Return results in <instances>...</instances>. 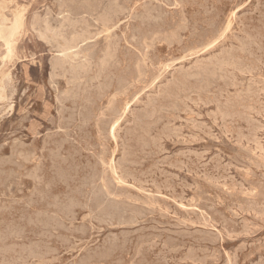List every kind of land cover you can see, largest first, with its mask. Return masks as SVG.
<instances>
[{
    "label": "rangeland",
    "instance_id": "rangeland-1",
    "mask_svg": "<svg viewBox=\"0 0 264 264\" xmlns=\"http://www.w3.org/2000/svg\"><path fill=\"white\" fill-rule=\"evenodd\" d=\"M5 1V2H4ZM58 1V2H57ZM64 1V2H63ZM0 0V264H264V0ZM84 3H83V2ZM87 1V2H86ZM89 1V2H88ZM91 1V2H90ZM96 1V2H95ZM133 1V2H132ZM192 1V2H191ZM196 1V2H195ZM210 1V3H209ZM215 1V2H214ZM232 1V2H231ZM245 3H244V2ZM249 1V2H248ZM257 1V2H256ZM259 1V2H258ZM64 4H61V3ZM95 2V4H94ZM107 2V3H106ZM111 2V4H110ZM113 2V4H112ZM116 2V3H115ZM119 2V3H118ZM133 4H132V3ZM198 2V3H197ZM204 2V3H203ZM208 2V3H207ZM232 5H231V3ZM242 2V3H241ZM2 3V5H1ZM67 3V4H65ZM70 3V4H69ZM88 3V4H87ZM92 3V4H91ZM147 3V4H146ZM156 3V5H155ZM159 5H158V4ZM224 3V4H223ZM234 3V4H233ZM236 3V4H235ZM245 5H244V4ZM249 3V4H248ZM252 3V4H251ZM16 4V5H15ZM58 4V5H57ZM61 4V5H59ZM91 4V6H89ZM107 4V5H106ZM117 4V5H115ZM146 4V5H145ZM204 4V6H203ZM206 4V5H205ZM210 4V5H208ZM217 4V6H215ZM220 4V5H219ZM248 4V5H247ZM251 4V5H250ZM262 4V5H260ZM32 5V6H31ZM63 5V6H62ZM66 5V6H65ZM77 5V6H76ZM109 5V6H108ZM111 5V6H110ZM121 5V6H120ZM149 5V6H148ZM154 5V6H153ZM158 5V6H157ZM182 5V6H181ZM214 5V6H213ZM231 5V6H228ZM254 5V6H253ZM258 5V6H257ZM58 6V7H57ZM84 6V7H83ZM95 7V9L93 7ZM104 6V7H103ZM117 6V7H114ZM145 6V7H143ZM152 6V7H151ZM209 6V7H207ZM261 6V7H260ZM48 7V8H47ZM55 7V8H54ZM61 7H63L61 9ZM78 7V8H77ZM110 7V9H109ZM173 7V8H172ZM187 9L185 10L184 8ZM189 7V8H188ZM192 7V9H191ZM198 7V8H196ZM214 7V8H213ZM224 7V8H223ZM233 7V8H232ZM242 7H244L242 9ZM29 8V10H28ZM47 8V9H46ZM67 8V9H66ZM91 8V10H90ZM94 10H93V9ZM106 8V9H105ZM116 9L114 11V9ZM120 8V9H119ZM130 8V9H129ZM166 8V9H165ZM176 8V9H175ZM206 8V9H205ZM212 8V9H211ZM220 8V10H219ZM227 8V10H225ZM231 8V9H230ZM235 8V9H234ZM249 8V9H248ZM251 8V9H250ZM72 9V10H71ZM80 9V10H79ZM84 9V10H82ZM105 11H104V10ZM169 9V10H168ZM184 9V10H183ZM199 11H198V10ZM202 9V12H201ZM211 9V10H209ZM216 11H215V10ZM223 9V11H222ZM237 9V10H236ZM246 9V10H245ZM262 9V10H261ZM22 10V11H21ZM89 12V13H87ZM89 10V11H88ZM110 10L112 12H110ZM120 10V11H119ZM133 10V11H132ZM144 10V11H143ZM167 10V11H166ZM229 10L231 12H229ZM248 10V11H247ZM3 11V12H2ZM47 11H49L47 13ZM119 11V12H118ZM147 11V12H146ZM165 11V12H164ZM169 11V12H168ZM181 11V12H180ZM220 11V12H219ZM235 11V12H234ZM262 11V14H260ZM22 12V13H21ZM107 17L105 16V14ZM128 12V13H127ZM142 12V16H141ZM173 12V13H172ZM184 12V13H183ZM194 14H193V13ZM199 12V13H197ZM250 12V13H248ZM253 12V13H252ZM256 12V13H255ZM39 16H37V14ZM51 13V14H50ZM82 13V14H81ZM92 13V14H90ZM100 13H102L100 15ZM120 13V14H119ZM124 13V15H123ZM186 13V14H185ZM201 13V14H200ZM209 13V14H208ZM211 13V14H210ZM213 13V14H212ZM221 13V14H220ZM25 14V15H24ZM30 14V15H29ZM49 14V15H48ZM86 14V15H85ZM88 14V15H87ZM90 14V15H89ZM111 14V15H110ZM114 14V15H112ZM119 14V15H118ZM192 14V15H191ZM196 14V16H195ZM236 14V16H235ZM259 14V15H258ZM4 15V16H3ZM37 16V17H34ZM100 15V16H99ZM121 15V16H120ZM137 17L134 19L133 17ZM146 15V16H145ZM172 15L174 17H172ZM198 15V16H197ZM212 15L216 18H213ZM223 15V16H222ZM226 15V16H224ZM239 15V16H237ZM251 15V16H250ZM256 15V17H255ZM88 16V17H87ZM102 16V19H101ZM112 16V18H111ZM116 16V17H113ZM125 16V18H124ZM127 16V17H126ZM141 16V17H139ZM148 16V18H147ZM177 16V17H176ZM185 16V19H182ZM188 16V17H187ZM208 16V17H207ZM220 16V17H219ZM258 16V17H257ZM18 17V18H17ZM34 17V18H33ZM46 19H45V18ZM94 19H93V18ZM96 17V18H95ZM106 17V19H104ZM144 17V18H142ZM176 17V18H175ZM197 17V18H196ZM199 17V18H198ZM206 17V18H205ZM212 17V18H211ZM226 17V18H225ZM238 17V19H237ZM252 17V18H251ZM43 22H37L40 19ZM69 18V19H68ZM119 18V19H118ZM175 18V19H174ZM191 18V19H190ZM196 18V20H195ZM212 20H210V19ZM220 18H223L220 19ZM233 18V19H232ZM250 18L251 20H249ZM261 20H260V19ZM5 19V20H4ZM21 20L11 35L13 20ZM34 19V20H33ZM48 19V20H47ZM86 19V20H85ZM98 19V20H96ZM101 19V22H99ZM110 19V20H108ZM142 21H141V20ZM174 19V20H173ZM179 19V20H178ZM189 19V20H188ZM207 21H206V20ZM218 19V20H217ZM10 22H9V21ZM68 20V21H67ZM114 20V21H113ZM138 20V23H136ZM150 20V21H149ZM194 20V21H193ZM215 20V21H214ZM230 20H233L230 22ZM235 20V21H234ZM238 20V21H237ZM240 20V21H239ZM263 20V21H262ZM4 21V22H3ZM35 21V22H34ZM77 21V22H76ZM103 21L107 22L104 23ZM118 21V22H117ZM126 21V22H125ZM167 21V22H166ZM189 21V22H188ZM193 21V23H192ZM218 21V22H217ZM259 21V22H258ZM3 22V23H2ZM9 22V23H8ZM68 22V23H67ZM76 22V23H75ZM89 22V24H88ZM112 22V23H111ZM188 22V25H187ZM200 22H202L200 24ZM212 22V23H211ZM224 22V23H223ZM251 22V23H250ZM7 23V24H6ZM11 23V24H10ZM34 23V24H33ZM64 23V24H63ZM81 23V24H80ZM85 23V24H83ZM111 23V24H109ZM144 23V24H143ZM207 23V24H206ZM232 23V26H231ZM239 23V24H238ZM241 23V24H240ZM40 24V25H39ZM203 24V25H202ZM212 24V25H211ZM220 24V25H219ZM225 26L223 27V25ZM238 24V25H236ZM244 24V25H243ZM256 26H254V25ZM3 25V26H1ZM12 25V26H11ZM43 25V26H42ZM68 25V27H67ZM76 25V26H75ZM85 25V26H83ZM109 25V26H106ZM117 25V26H116ZM132 25L134 27H132ZM141 25V26H140ZM161 25V26H160ZM199 25V27H198ZM201 25V26H200ZM217 25V26H216ZM228 27H227V26ZM246 25V27H245ZM33 26V27H32ZM44 28H42V27ZM50 26V27H49ZM88 26V28H87ZM112 26V27H110ZM139 26V27H137ZM181 26V27H180ZM183 26V27H182ZM209 29H208V27ZM244 26V27H243ZM253 26L252 30L251 27ZM10 27V28H8ZM23 27V28H22ZM46 27V29H45ZM59 27V30H58ZM67 29H66V28ZM78 27V29H77ZM83 29H81V28ZM103 27V28H102ZM110 31H109V28ZM119 27V28H116ZM124 27V28H123ZM141 27V29H140ZM152 27V28H151ZM165 27V28H164ZM193 27V28H191ZM195 27V28H194ZM223 29L221 30V28ZM230 27V29H229ZM239 27V28H238ZM33 28V29H32ZM61 28V30H60ZM70 28V29H69ZM74 28V29H73ZM90 28V29H89ZM108 28V30L106 29ZM116 28V29H115ZM137 28V29H136ZM139 28V29H138ZM145 28V29H144ZM154 28V29H153ZM157 28V30H156ZM207 28V29H206ZM232 28V29H231ZM236 28V29H235ZM245 28V29H244ZM247 28V29H246ZM250 28V29H249ZM263 28V29H262ZM2 29V30H1ZM6 29V30H5ZM32 29V30H31ZM56 29V30H55ZM65 31H62V30ZM76 29V30H75ZM101 29V30H100ZM103 29V30H102ZM128 29V31L126 30ZM130 29V30H129ZM153 29V30H152ZM177 29V30H176ZM197 29L199 30L198 32ZM213 29V30H212ZM229 29V30H228ZM235 29V30H233ZM243 29V30H241ZM34 30V31H33ZM55 30V31H54ZM78 30V31H77ZM140 33H144L143 36ZM142 30V32H141ZM245 30V31H244ZM257 30V31H256ZM5 34H4V32ZM37 31V32H35ZM45 31V32H44ZM77 31V33L75 32ZM81 31V32H80ZM84 31V32H83ZM88 31V32H87ZM98 31V32H97ZM113 31V32H112ZM122 33H121V32ZM130 31V32H129ZM132 31V32H131ZM137 31V34H136ZM144 31V32H143ZM151 33H150V32ZM171 31V32H170ZM173 31V32H172ZM179 31V32H178ZM184 31V32H183ZM213 31V32H212ZM215 31V32H214ZM222 31V32H221ZM228 31V32H227ZM234 31V33H233ZM250 33H248V32ZM8 32V33H7ZM19 32V33H18ZM63 32V34H62ZM66 32V33H65ZM68 32V33H67ZM79 32V33H78ZM103 32V33H102ZM116 32V33H115ZM146 32V34H145ZM149 32V33H147ZM162 32V33H160ZM165 32V33H164ZM201 32V33H200ZM208 32V33H207ZM220 32V33H219ZM232 32V33H231ZM239 32V33H238ZM41 33V34H40ZM61 33V34H59ZM66 36H65V34ZM81 33V34H80ZM84 33V34H83ZM89 33V34H88ZM96 33V34H92ZM109 33V35H108ZM111 33V34H110ZM124 33V34H123ZM127 33V34H125ZM130 33V34H129ZM135 33V34H134ZM185 35H184V34ZM203 33V34H202ZM205 33V34H204ZM254 33V35L252 34ZM256 33V34H255ZM2 34V36H1ZM40 34V35H39ZM58 34L61 36L58 37ZM80 34V35H77ZM100 34V35H99ZM116 34V35H115ZM122 36H121V35ZM171 36H170V35ZM201 34V36H200ZM210 34V35H209ZM234 34V35H233ZM245 34V35H244ZM77 35V36H76ZM84 35V36H81ZM88 37H87V36ZM102 35V36H101ZM118 35V36H117ZM125 35V36H124ZM129 35V36H128ZM135 37H134V36ZM141 37H140V36ZM161 37H160V36ZM192 35V36H191ZM204 35V36H203ZM208 35L210 37H208ZM216 35V36H215ZM220 35V36H219ZM224 35V36H223ZM239 35V36H238ZM249 35V36H248ZM41 36V37H40ZM64 36V37H63ZM73 36V37H72ZM81 36V37H80ZM94 36V38H93ZM124 36V38H123ZM137 36V37H136ZM139 36V37H138ZM151 36V37H150ZM181 36V37H180ZM183 36V37H182ZM212 36V37H211ZM226 36V37H225ZM229 36V37H228ZM235 36V37H234ZM43 37V38H42ZM45 37V38H44ZM54 37V38H53ZM66 37V38H65ZM74 48L62 53L66 44ZM91 37V38H90ZM115 37V38H114ZM120 37L121 39H119ZM148 37V38H147ZM164 39H163V38ZM191 37V38H190ZM219 37V39H218ZM12 38V39H11ZM57 42L54 44V40ZM64 38V39H63ZM88 38H90L88 40ZM154 38V39H153ZM160 38V39H158ZM168 38V40H167ZM180 38V39H179ZM182 38V39H181ZM201 38V39H200ZM211 40H210V39ZM213 38V39H212ZM248 40H247V39ZM9 39V41H8ZM40 39V40H39ZM47 39V40H46ZM61 39V40H60ZM66 39V40H65ZM72 39V40H71ZM124 39V40H123ZM137 40L136 44L134 40ZM140 39V40H139ZM143 39V40H142ZM157 41H156V40ZM170 39V40H169ZM192 39V40H190ZM2 40V41H1ZM12 40V42H11ZM45 40V41H44ZM50 40V41H49ZM69 40V41H68ZM122 40V41H121ZM131 40V41H130ZM156 42L153 44V41ZM164 40V41H163ZM176 40V41H175ZM206 40V41H205ZM220 40V41H219ZM225 40V41H224ZM233 40V41H232ZM257 40V42H256ZM6 41V42H5ZM61 41V42H58ZM65 41V42H64ZM81 41V42H79ZM116 41V42H115ZM121 41V42H119ZM126 41V42H125ZM152 45H151V42ZM168 41L169 44L167 43ZM172 41V42H171ZM175 45L174 44V42ZM180 41V42H178ZM223 41V42H222ZM250 41V42H249ZM255 43H254V42ZM5 42V43H4ZM49 42V43H48ZM63 42V43H62ZM86 42V43H83ZM115 42V43H114ZM129 42V43H127ZM133 42V43H132ZM143 42V43H142ZM147 42V43H146ZM196 42V43H195ZM198 42V43H197ZM218 42V43H217ZM240 42V43H239ZM248 42V43H247ZM262 42V44H261ZM13 43V44H12ZM65 43V44H64ZM74 43V44H75ZM79 43V44H78ZM110 43V44H109ZM124 43V44H123ZM142 43V44H141ZM150 43V44H148ZM162 45H161V44ZM182 43V44H181ZM187 43V44H186ZM201 45H200V44ZM213 43V44H212ZM221 43V45H220ZM223 43V44H222ZM227 43V44H226ZM6 44V46H5ZM94 44V45H93ZM109 44V45H108ZM121 47H118L120 46ZM123 44V45H122ZM130 44H132L131 47ZM140 44V46H138ZM148 44V45H147ZM171 44V45H170ZM191 44V46H190ZM248 44V45H246ZM256 44V45H255ZM11 45V47H10ZM28 45V46H27ZM55 45V46H54ZM63 45V46H62ZM65 45V46H64ZM78 45V46H77ZM80 45V46H79ZM83 45V46H82ZM116 45L115 49L114 46ZM145 45V46H144ZM179 45V46H178ZM186 45V48H185ZM198 45V46H197ZM200 45V47H199ZM203 45V46H202ZM214 45V46H212ZM4 46V47H3ZM54 46V47H53ZM59 46V47H58ZM62 46V47H61ZM144 46V48H143ZM171 46V47H170ZM238 46V47H237ZM247 46V47H245ZM258 48H257V47ZM78 47H80L78 49ZM86 47V49H85ZM136 47V48H135ZM138 47V48H137ZM140 47V48H139ZM169 47V48H168ZM254 47V48H253ZM113 50H111V49ZM128 48V50H127ZM146 48V49H145ZM154 48V49H153ZM156 48V49H155ZM181 48V49H180ZM184 48V49H183ZM200 48V49H199ZM202 48V49H201ZM222 48V49H221ZM230 48V50H228ZM236 48V50H235ZM250 48V49H249ZM263 48V50H262ZM13 49V50H12ZM54 49V50H53ZM57 49V50H56ZM74 49V50H73ZM90 50V53L88 50ZM101 49V50H100ZM131 49V50H130ZM139 49V51H138ZM191 49V50H190ZM228 51H226V50ZM232 49V50H231ZM255 49V50H253ZM6 50V51H3ZM10 50V51H9ZM49 50V51H48ZM59 50V51H58ZM71 50V51H70ZM94 51L92 53L91 52ZM98 50H100L98 52ZM109 50V51H108ZM116 50V51H115ZM120 50L119 54L117 51ZM135 50V51H134ZM137 50V51H136ZM157 52H155V51ZM173 50V51H172ZM190 50V51H189ZM199 50V51H198ZM201 50V51H200ZM222 52H221V51ZM235 50V51H234ZM240 50V51H239ZM51 51V52H50ZM70 51V52H69ZM78 51V53H77ZM85 51V52H84ZM115 51V54H114ZM122 51V52H121ZM128 51H130L128 53ZM144 53H143V52ZM153 51V52H152ZM185 51V52H184ZM232 51V52H231ZM258 54H257V52ZM49 52V53H48ZM79 52L81 54H79ZM84 52V54H82ZM148 52V53H147ZM170 52V53H169ZM179 52V53H177ZM202 52V53H201ZM221 52V53H220ZM75 54L70 56V54ZM90 55L91 58L88 55ZM113 53V54H112ZM127 53V55H125ZM133 53L136 55H133ZM168 53V54H167ZM184 53V54H183ZM226 53V55H225ZM256 53V54H255ZM10 54V55H9ZM30 54V55H29ZM56 54V55H55ZM60 54V55H59ZM93 54V55H92ZM108 57H106V55ZM119 57H117V55ZM122 54V55H121ZM132 54V55H131ZM143 54V56L141 55ZM144 54L145 57H144ZM147 54H149L147 57ZM154 54V55H153ZM194 56H193V55ZM214 56H213V55ZM222 57H220L221 55ZM232 54V55H231ZM236 56H235V55ZM242 54V55H239ZM245 54V55H243ZM55 55V56H54ZM66 55V56H65ZM67 55L69 57H67ZM79 55V57H78ZM81 55V57H80ZM97 55V56H96ZM151 55V56H150ZM153 55V57H152ZM165 55V57H164ZM168 55V56H167ZM190 55V57H189ZM192 55V56H191ZM202 55V56H201ZM228 55H231L228 56ZM10 56V57H9ZM114 56V57H113ZM127 56V57H125ZM140 56V60L138 59ZM234 56V57H233ZM238 56V57H237ZM249 56V57H247ZM13 57V58H12ZM31 57V58H30ZM34 57V58H33ZM56 57V58H55ZM71 57V58H70ZM88 57V58H87ZM101 57V58H100ZM113 57V58H112ZM129 57V58H128ZM144 59H143V58ZM151 57V58H150ZM157 57V58H155ZM164 57V59H163ZM181 57V59L179 58ZM203 57V58H202ZM212 57V58H211ZM230 57V58H229ZM257 57V58H256ZM259 57V58H258ZM8 58H12L8 59ZM72 58H76L75 60ZM80 60H79V59ZM87 58V59H86ZM100 58V59H99ZM104 58H110L106 61ZM119 58V59H118ZM126 58V59H125ZM134 58V59H132ZM138 60H137V59ZM155 59V60H152ZM174 58V59H173ZM176 58V59H175ZM178 58V59H177ZM186 58V59H185ZM199 58V59H197ZM211 58V59H209ZM214 58V59H213ZM220 60H219V59ZM226 60H225V59ZM237 58V59H236ZM239 58V59H238ZM243 58V61H242ZM245 58V59H244ZM251 58V59H250ZM8 59V60H7ZM57 59V60H56ZM63 60V62L61 61ZM67 59V61H66ZM83 59V61H82ZM96 59V60H95ZM98 59V60H97ZM103 59V60H102ZM123 59V60H122ZM130 61H128V60ZM150 59V60H149ZM157 59V60H156ZM159 59V60H158ZM161 59V60H160ZM171 59V60H170ZM216 59V60H215ZM236 59V60H235ZM72 62H71V61ZM88 60L89 64L87 61ZM114 60V61H113ZM121 62L120 65L119 61ZM125 60V61H124ZM142 60V61H141ZM182 62H181V61ZM189 60V61H188ZM207 60V61H206ZM210 60V61H208ZM255 61L254 63L249 62ZM11 61V63H10ZM66 61V62H65ZM77 61V62H76ZM82 61V62H79ZM91 61V63H90ZM106 61V62H105ZM118 61V62H117ZM134 61V63H132ZM141 63H140V62ZM147 62V64L145 62ZM151 61V62H150ZM154 61V63H152ZM157 61V62H156ZM159 61V62H158ZM186 61V62H185ZM213 61V62H212ZM217 63H216V62ZM222 62V64L220 63ZM225 61V62H224ZM247 61V62H246ZM7 62V63H6ZM54 62V63H53ZM71 64H70V63ZM75 62V64H74ZM79 62V63H78ZM84 62V64H83ZM87 62V63H85ZM127 62V63H126ZM129 62V63H128ZM137 62V63H136ZM168 62V63H167ZM173 62V63H171ZM212 62V63H211ZM231 62V63H230ZM237 62V63H236ZM240 62V63H238ZM258 62V63H257ZM64 64L63 70H60ZM67 63V64H65ZM103 63V64H102ZM106 63L108 66H106ZM111 63V64H109ZM215 63V64H214ZM225 63V65H224ZM228 63V64H226ZM243 63V64H241ZM249 63V64H248ZM257 63V64H256ZM10 64V65H9ZM55 64V65H54ZM57 64V65H56ZM70 64V65H68ZM77 64L81 65L80 67ZM83 64V65H82ZM99 64V65H98ZM116 64L115 66H113ZM124 64V65H123ZM130 64V65H128ZM146 66H145V65ZM159 64V65H158ZM161 64V65H160ZM166 64V65H165ZM193 64V65H192ZM218 64V65H216ZM232 64V66H231ZM251 64V66H250ZM263 64V65H262ZM67 65V66H66ZM86 65V66H84ZM89 67H88V66ZM103 65V66H102ZM138 65V68H137ZM140 65V66H139ZM144 65V67H143ZM151 65V66H150ZM160 67H158V66ZM192 65V66H191ZM223 65V66H222ZM243 65V66H242ZM255 65V66H253ZM7 68H6V67ZM16 66V67H15ZM56 66V68L54 67ZM59 66V68H57ZM73 68H72V67ZM76 66V68H75ZM101 69H99L100 67ZM105 66V67H104ZM112 68H111V67ZM117 66H119L117 68ZM124 66V67H123ZM128 66V68L126 67ZM132 66V67H131ZM143 68H142V67ZM149 66V67H148ZM162 66V68H161ZM182 66V67H181ZM185 66V67H184ZM194 66V67H193ZM247 66V67H246ZM78 67V68H77ZM99 67V68H98ZM107 67V68H106ZM144 69V71L141 70ZM168 67V68H167ZM175 67V68H173ZM223 67V68H220ZM235 67V68H233ZM246 67V68H245ZM254 67V68H253ZM261 68L256 70L257 68ZM12 68V69H11ZM67 68H70L67 70ZM75 68V69H74ZM82 68L83 70L79 71ZM111 68V69H110ZM116 68V69H115ZM130 68V69H129ZM133 68V69H131ZM140 68V69H139ZM153 68V69H152ZM155 68V69H154ZM165 68V69H164ZM183 68V69H182ZM193 70H192V69ZM227 68V69H226ZM240 68V69H239ZM243 68V69H242ZM56 69V71H55ZM79 69V70H76ZM105 69V70H104ZM110 69V70H109ZM114 69V70H113ZM126 69V70H124ZM187 74H181V70ZM186 69H191L186 70ZM208 69V70H207ZM210 69V70H209ZM217 69V70H216ZM245 69V70H244ZM252 69V70H251ZM12 70V71H11ZM66 70V71H65ZM74 70V72H72ZM107 74H105L103 71ZM109 70V71H108ZM117 70L116 73H114ZM129 70V72H128ZM133 70V73H132ZM141 70V74L139 73ZM147 72H146V71ZM157 70V71H156ZM201 70V71H200ZM207 70V72H206ZM229 70V71H228ZM255 70V71H253ZM63 71V72H62ZM87 71V72H86ZM127 71V72H126ZM178 71V72H177ZM193 71H195L193 73ZM212 71V74L211 72ZM217 71V72H216ZM233 71V73H232ZM253 75H252V73ZM67 72V73H66ZM80 75H78V73ZM89 72V73H88ZM102 72V73H100ZM110 72V74H109ZM113 72V73H112ZM124 72V73H123ZM137 72V73H135ZM167 72V73H166ZM203 72V73H202ZM218 72H220L218 74ZM248 72V73H247ZM256 72V73H255ZM55 73V75H54ZM61 73V74H60ZM65 74L63 76V74ZM73 75L71 76V74ZM76 73V74H75ZM112 73V74H111ZM131 76H129L128 74ZM144 73V74H143ZM148 73L147 77L146 74ZM152 73V74H151ZM174 73V74H173ZM241 73V74H240ZM11 74V75H10ZM103 74V75H102ZM115 76H114V75ZM154 74V75H153ZM167 76L165 77V75ZM179 74L181 76H179ZM197 74V75H196ZM234 74V75H233ZM244 74V75H243ZM49 75V76H48ZM61 75V77H59ZM72 80L70 79V76ZM76 76V80L75 76ZM84 75V78H83ZM124 75V76H122ZM128 75V76H127ZM137 75V76H136ZM205 75V76H203ZM236 75V76H235ZM56 76V77H54ZM113 76V77H112ZM117 76V77H116ZM120 79H119V77ZM179 76V78H178ZM230 76V78H229ZM68 77V79L66 78ZM78 77V78H77ZM86 77V78H85ZM116 77V78H115ZM122 77V78H121ZM145 77V78H144ZM175 77V78H174ZM181 77V78H180ZM206 77V78H205ZM208 77V78H207ZM237 77V79H236ZM57 78V79H56ZM65 78V79H64ZM129 80L126 81L127 79ZM131 81H130V79ZM142 78V79H141ZM150 78V79H149ZM161 80H160V79ZM166 78V79H165ZM252 78V79H250ZM75 79V81H74ZM95 79V80H94ZM126 79V80H123ZM138 79V80H137ZM181 79V80H180ZM213 83H212V81ZM72 83H67V81ZM82 80V81H81ZM88 80V81H87ZM122 80V81H121ZM143 80V81H142ZM159 80V81H158ZM11 82L10 84L8 83ZM52 81V82H51ZM79 84H78V82ZM100 81V83H99ZM102 81V82H101ZM121 81V83H120ZM139 84L138 86V83ZM144 81L146 83H144ZM167 81V82H166ZM210 83H209V82ZM221 81V82H220ZM243 81V82H242ZM249 81V82H248ZM66 82V83H65ZM77 82V83H75ZM88 82L89 85H86ZM90 82V83H89ZM122 82H126L123 83ZM128 82V83H127ZM158 82V83H157ZM181 82V83H180ZM210 84V85H208ZM226 82V83H225ZM233 82V83H232ZM255 82V84H253ZM19 83V84H17ZM81 83L83 85H81ZM86 83V84H85ZM101 83H104L101 85ZM121 85H119V84ZM134 83V84H133ZM165 83V84H164ZM176 83V84H174ZM178 83V86H177ZM184 83V85H183ZM214 83L216 85H214ZM245 83V84H244ZM258 83V84H257ZM77 84V85H76ZM99 84V86H98ZM127 84V85H126ZM130 84V85H129ZM145 84V85H143ZM171 84V85H170ZM183 86H182V85ZM261 84V86L259 85ZM8 85V86H7ZM67 85V86H66ZM70 85V86H68ZM88 86L85 88V86ZM119 85V87H118ZM126 87H125V86ZM133 85V87H132ZM156 85V86H155ZM163 87H162V86ZM186 85V86H185ZM213 85V86H212ZM245 85V86H244ZM253 85V86H252ZM52 86V87H51ZM74 86V87H73ZM76 86L78 90L76 91ZM92 86V88H91ZM96 86V87H95ZM144 86V87H143ZM181 86V87H180ZM215 86V87H214ZM220 86V88H219ZM252 89H248L249 87ZM56 87V88H55ZM63 87V88H62ZM70 87V88H69ZM116 87V88H115ZM126 89H125V88ZM131 87V88H130ZM135 87V88H134ZM142 87V88H141ZM161 87V88H160ZM213 87V88H212ZM15 88V89H14ZM83 88L86 89L83 91ZM111 88V90L109 89ZM138 88V89H137ZM155 88V89H154ZM163 88V89H162ZM184 88V89H183ZM187 88V89H186ZM189 88V89H188ZM209 88V89H208ZM224 88V89H223ZM231 88V89H230ZM234 90H233V89ZM241 88V89H240ZM3 89V92H1ZM24 89V90H23ZM28 89V90H27ZM30 89V90H29ZM56 89V90H55ZM71 89V91H70ZM91 89V90H89ZM123 89V91H122ZM134 89V90H133ZM148 91H147V90ZM162 89V90H161ZM176 89V90H175ZM248 89V90H247ZM256 89V90H255ZM262 89V90H261ZM17 90V91H16ZM73 90V91H72ZM82 90V91H81ZM95 90V91H94ZM109 90V91H108ZM128 90V91H126ZM142 90V92H141ZM161 90V91H160ZM219 90V91H218ZM250 90V91H249ZM28 91V92H27ZM57 91V92H56ZM75 91V92H74ZM89 91V92H88ZM106 91V92H104ZM132 93H130V92ZM138 91V93H137ZM159 91V92H158ZM189 91V92H188ZM211 91V92H210ZM234 91V92H233ZM262 91V92H261ZM12 92V93H11ZM22 92V93H21ZM64 92V93H63ZM94 92V93H93ZM96 92V93H95ZM111 92V93H110ZM126 92L127 95H126ZM164 94H163V93ZM233 92V93H232ZM249 92V93H248ZM257 92V93H256ZM3 93V94H2ZM11 93V94H10ZM62 96H61V94ZM75 93V94H73ZM81 93V94H80ZM87 93V94H85ZM91 93V94H90ZM105 93V94H103ZM149 93V94H148ZM161 93V95H160ZM179 93V94H178ZM184 93V94H183ZM261 93V95H260ZM7 94V95H6ZM58 96H55V95ZM64 94V95H63ZM80 95V97L78 95ZM90 94V95H89ZM99 94V95H98ZM103 94V95H102ZM110 94V95H109ZM125 94V95H124ZM134 94V95H133ZM143 94V95H142ZM234 94V95H232ZM258 94V95H257ZM10 95V96H9ZM22 95V96H21ZM76 97H75V96ZM138 95V96H137ZM164 95V96H163ZM183 95L182 97H178ZM257 95V97H256ZM79 98H78V97ZM87 100V97H89ZM101 96V97H99ZM137 96V97H136ZM143 96V97H142ZM154 96V97H152ZM162 96V97H161ZM167 96V97H166ZM194 96V97H193ZM209 96V97H208ZM233 96V97H232ZM261 96V98H260ZM5 97V98H3ZM13 97V98H12ZM20 97V98H19ZM57 97V98H56ZM61 98V103L57 100ZM74 97V98H72ZM95 99H93V98ZM136 97V98H135ZM157 97V98H156ZM159 97V98H158ZM171 97V99H170ZM175 97V98H174ZM179 99H178V98ZM202 97V98H201ZM229 97V98H228ZM15 98V99H14ZM22 98V99H21ZM56 98V99H55ZM63 98V99H62ZM69 100L67 101L66 100ZM71 98V99H70ZM80 99L81 101L77 100ZM84 98V99H83ZM135 98V99H134ZM156 98V99H155ZM184 98V99H183ZM188 98V99H187ZM208 98V99H207ZM210 98V99H209ZM219 98V99H218ZM224 98V99H223ZM246 98V100H245ZM255 98V99H254ZM181 99V100H180ZM186 99V100H185ZM241 101L239 102V100ZM77 100V101H76ZM97 100V101H96ZM117 100V101H116ZM128 102H126V101ZM142 100V101H141ZM148 100V102H147ZM152 100V101H151ZM161 100V101H160ZM209 100V101H208ZM92 103H86V102ZM113 101V102H112ZM115 101V102H114ZM140 101V102H139ZM161 102V104L159 103ZM173 101V102H172ZM184 101V102H182ZM189 101V102H188ZM191 101V102H190ZM57 102V103H56ZM59 102V103H58ZM67 102V103H66ZM69 102V103H68ZM71 102V103H70ZM74 102V103H73ZM84 102V103H83ZM108 102V103H107ZM131 102V103H130ZM136 102V103H135ZM195 105L194 106V103ZM244 102V103H243ZM252 102V103H251ZM34 103V104H33ZM95 103V104H94ZM101 103V105H100ZM130 103V104H129ZM144 103V105L142 104ZM163 103V105H162ZM165 103V105H164ZM169 104V107L166 105ZM178 103V104H177ZM201 103V104H200ZM235 103V104H234ZM237 103V104H236ZM243 103V104H242ZM65 108L61 111V106ZM68 104V105H67ZM73 104V105H72ZM79 104V105H78ZM85 104V105H84ZM109 104V105H108ZM113 104V106H112ZM133 104V105H132ZM199 104V105H197ZM254 104V105H253ZM4 105V106H3ZM81 105V106H80ZM93 105V106H92ZM161 105V106H160ZM189 105V107H188ZM217 105V106H216ZM257 105V106H256ZM71 106V107H70ZM83 106V108H82ZM103 106V107H102ZM107 106V108H106ZM111 106V107H110ZM145 106V107H144ZM149 106V107H148ZM153 106V107H152ZM158 108H156V107ZM165 107L167 111L161 108ZM183 106V107H182ZM207 106V107H205ZM2 107V108H1ZM8 107V108H7ZM77 107V108H75ZM92 107V108H91ZM96 107V108H95ZM100 107V108H99ZM118 107V108H117ZM151 107V108H150ZM175 107V108H174ZM188 107V108H187ZM199 107V108H198ZM13 108V109H12ZM68 108V109H67ZM86 108L82 111V109ZM90 108V109H89ZM98 108V109H97ZM111 108L113 111H111ZM116 108V111H115ZM145 108V109H142ZM150 108V109H148ZM155 108V110H154ZM170 108V110H169ZM173 108V109H172ZM180 108V109H179ZM236 108V109H235ZM258 108V109H257ZM10 109V110H8ZM71 109V110H70ZM74 109V110H73ZM95 109V110H93ZM101 109V111H100ZM105 109V111H104ZM126 109V111H125ZM186 110L185 111H182ZM235 109V110H233ZM6 110V111H4ZM68 110V111H67ZM70 110V111H69ZM74 113H72L73 111ZM88 110V111H86ZM93 110V111H92ZM118 110H120L118 112ZM138 112H137V111ZM159 110V111H158ZM169 112V111H173ZM177 110V112H176ZM192 112H188V111ZM202 110V111H201ZM204 110V111H203ZM238 110V111H237ZM61 111V112H60ZM78 111V112H76ZM80 111V112H79ZM89 111H91L89 113ZM96 111V112H95ZM109 111V114H108ZM124 113H123V112ZM150 114H148V112ZM156 111V112H155ZM161 111V114L159 112ZM181 111L183 113H181ZM3 112V113H2ZM6 112V113H5ZM58 112V113H57ZM92 112L94 114H92ZM126 112V113H125ZM136 112V113H135ZM143 118L141 117V114ZM145 112V115L143 114ZM165 112V113H164ZM176 112V113H175ZM179 112V114H178ZM199 115H197L198 113ZM208 114H207V113ZM213 112V113H211ZM221 112V114H220ZM230 112H234L233 114ZM240 112V113H239ZM253 112V113H251ZM257 112V113H256ZM2 113V114H1ZM12 113V114H11ZM24 113V114H23ZM56 113V114H55ZM63 113V115H62ZM66 113V114H65ZM83 113V114H82ZM96 113V114H95ZM99 113V114H98ZM153 113V114H152ZM167 113V114H166ZM173 113V114H172ZM188 113V114H186ZM197 113V114H196ZM211 113V114H210ZM244 113V116L241 115ZM256 113V114H254ZM5 114V115H4ZM59 114V115H58ZM61 114V115H60ZM73 114V115H72ZM80 114V115H79ZM83 116H82V115ZM115 114V115H114ZM119 114V115H118ZM133 114V115H132ZM140 114V115H139ZM186 114V115H185ZM195 114V115H194ZM209 115V118L208 116ZM213 114V115H212ZM217 114V115H216ZM236 114V115H235ZM262 114V115H261ZM57 115V116H56ZM93 115V116H90ZM126 115V116H125ZM132 115V116H131ZM138 115V116H137ZM176 115V116H175ZM197 115V116H196ZM201 115V119H200ZM219 115V116H218ZM221 115V116H220ZM223 115V116H222ZM231 115V116H230ZM250 115V116H248ZM54 116V117H53ZM98 116V117H97ZM108 116V117H107ZM117 116L116 118H114ZM139 116L142 118H139ZM156 117V118H153ZM166 116V117H165ZM175 116V118H174ZM180 118H179V117ZM213 116V117H211ZM225 116L224 119H222ZM60 117V118H59ZM69 119H65V118ZM70 117V118H69ZM78 117V118H77ZM81 117V118H79ZM94 117V118H93ZM100 117V118H99ZM106 117V118H105ZM119 117V118H118ZM134 117V118H132ZM137 117V119H136ZM151 119H150V118ZM160 117V119H159ZM216 117V118H214ZM244 117V118H243ZM249 117V122L246 120ZM59 118V119H58ZM90 118L91 120L87 119ZM99 118V119H98ZM114 118V119H113ZM158 118V119H157ZM162 118V119H161ZM173 118V121L171 120ZM179 118V119H177ZM214 118V119H212ZM218 118V119H217ZM27 119V120H26ZM63 119V121H62ZM71 119V121H70ZM87 119V120H86ZM97 121H96V120ZM103 119V120H102ZM113 119V120H112ZM119 119V120H118ZM132 119V120H131ZM155 119V120H154ZM164 119V121H163ZM168 119V121L166 120ZM183 121H182V120ZM192 119V120H191ZM231 119V120H230ZM236 119V120H235ZM243 119V120H242ZM251 119V120H250ZM257 121H254V120ZM51 120V121H50ZM55 123H54V121ZM60 120V121H59ZM73 120V121H72ZM81 122H80V121ZM93 120V121H92ZM102 120V121H101ZM123 120V123H122ZM135 120V121H134ZM138 120V122H137ZM149 120V121H148ZM161 120V121H160ZM175 120V121H174ZM181 120V122H180ZM187 120V121H186ZM190 120V121H189ZM194 120V121H193ZM225 120V121H224ZM235 123H234V121ZM239 122H236L238 121ZM26 121V122H24ZM57 121H59L57 123ZM66 121V123H65ZM68 121V123H67ZM84 123H83V122ZM96 121V122H94ZM101 121V122H100ZM105 123H104V122ZM109 121V122H107ZM117 123H116V122ZM158 123H157V122ZM185 121V122H184ZM192 121V123H191ZM201 121V122H200ZM219 123H218V122ZM225 123H224V122ZM241 121H243L241 123ZM252 121V123H251ZM254 121V123H253ZM261 121V123L259 122ZM22 122V123H21ZM72 122V123H71ZM88 122V123H86ZM92 122V123H91ZM100 122V123H99ZM128 124H127V123ZM134 122V123H133ZM145 122V123H144ZM148 122V123H147ZM154 122V123H153ZM156 122V123H155ZM167 122V123H166ZM188 124H187V123ZM200 122V123H198ZM217 122V124H215ZM228 122V123H227ZM246 122V124H245ZM249 124H248V123ZM49 123V124H48ZM62 123V124H61ZM65 123V124H64ZM77 123V124H76ZM91 123V124H90ZM102 123V124H101ZM120 123V124H118ZM141 123V124H140ZM151 123V124H150ZM196 124V126H194ZM203 123V124H202ZM208 125H207V124ZM222 123V125H221ZM235 126V131L233 125ZM259 123V124H258ZM22 124V125H21ZM64 124V125H63ZM68 124V125H66ZM105 130L99 129L101 125ZM109 124V125H108ZM130 124V126H128ZM136 125L135 127L132 125ZM140 124V125H139ZM143 124V125H142ZM145 124V125H144ZM147 127H144L146 126ZM155 124H157L155 126ZM181 124V125H180ZM193 124V125H191ZM224 124V125H223ZM226 124V125H225ZM229 126H228V125ZM236 124V125H235ZM251 124V125H250ZM254 128L252 127L255 125ZM262 124V125H261ZM20 125V127H19ZM62 125V126H59ZM74 125V126H72ZM76 125V126H75ZM78 125V126H77ZM83 125V126H82ZM86 125V128H85ZM89 127H88V126ZM91 125V126H90ZM104 125V126H103ZM126 125V126H125ZM153 125V126H152ZM167 127H166V126ZM170 125V126H169ZM203 125L205 127H203ZM240 125V126H239ZM251 127H247V126ZM263 127H261V126ZM24 126V127H23ZM47 126V127H46ZM52 126V129H51ZM58 126V129H57ZM68 128H66V127ZM82 126V127H81ZM99 126V128H98ZM112 126V127H111ZM116 126V130H115ZM125 126V127H124ZM158 126V127H157ZM169 126V127H168ZM174 126V128H173ZM180 126V127H179ZM203 128H202V127ZM223 126V127H221ZM232 126V127H231ZM241 126L244 128L242 129ZM260 126V127H259ZM12 127V129H11ZM26 127V128H25ZM55 127V128H54ZM73 127V128H72ZM75 127V128H74ZM79 127V128H78ZM92 127V128H90ZM97 127V128H96ZM109 127V129H108ZM118 127V128H117ZM149 127V128H148ZM156 127V128H155ZM184 127V128H183ZM197 127V129H196ZM226 127L227 130H224ZM239 127V128H238ZM17 128V129H16ZM20 128V129H18ZM71 128V129H70ZM90 128V129H88ZM124 128V129H123ZM129 128V129H128ZM145 128L146 131H141ZM165 130H164V129ZM168 131H167V129ZM175 129L174 132L171 129ZM177 128V129H176ZM178 128L180 130H178ZM195 128V129H194ZM199 128V129H198ZM210 128L211 130H207ZM238 128V129H237ZM55 129V130H53ZM82 129V131H81ZM87 129V130H86ZM97 129V130H96ZM127 131H126V130ZM151 129V130H150ZM156 129V130H155ZM251 130V134L248 131ZM254 129V131H253ZM257 129V130H256ZM261 129V130H260ZM63 130L66 132H63ZM75 130V131H74ZM78 130V131H77ZM90 130V131H89ZM110 130V131H109ZM114 130V131H113ZM136 130V133L135 131ZM144 130V129H142ZM154 130V131H153ZM158 130V131H157ZM166 133L163 134L164 131ZM182 130V131H181ZM204 130V131H202ZM230 130V131H228ZM239 130V131H238ZM243 130V131H241ZM259 132V133H257ZM260 130V131H259ZM263 130V131H262ZM16 131V132H15ZM19 131V132H18ZM46 131V132H45ZM57 131V132H56ZM68 131V132H67ZM70 131V133H69ZM74 131V132H73ZM87 131V132H85ZM100 131V132H99ZM121 133H119V132ZM127 133H126V132ZM129 131V132H128ZM130 131H134L133 135ZM211 133H210V132ZM230 132L232 135L226 133ZM253 131V133H252ZM14 132V133H13ZM18 132V133H17ZM55 132V133H54ZM59 132V133H58ZM77 132V133H75ZM80 132V133H79ZM83 132V133H82ZM125 132V133H124ZM146 132L148 134H146ZM161 132V133H160ZM180 132V134L178 133ZM207 132V133H206ZM238 132V134H237ZM240 132V133H239ZM16 133V135H15ZM47 133V134H46ZM53 133V134H52ZM57 133V134H56ZM66 133V134H65ZM69 133V134H67ZM92 135H91V134ZM99 133V134H98ZM104 133V134H103ZM107 133V134H106ZM109 133V134H108ZM113 133V135H112ZM140 133V134H139ZM144 133V134H143ZM152 135H151V134ZM170 135H168V134ZM177 133V134H176ZM215 133V134H214ZM217 133V134H216ZM244 133V134H243ZM246 133V135H245ZM51 134V135H50ZM56 134V135H55ZM65 134V135H64ZM74 134V135H72ZM83 134V135H82ZM85 134V136H84ZM88 134V135H87ZM103 134V135H102ZM118 134V135H117ZM124 134V135H123ZM150 134V136H148ZM158 134V136H157ZM163 138V142L161 141ZM167 134V137L166 135ZM188 134V135H186ZM195 137L193 139V136ZM212 136H210V135ZM243 134V139L242 138ZM254 134V136L252 135ZM257 134V135H256ZM21 135V136H20ZM23 135V136H22ZM25 135V136H24ZM53 135V136H52ZM68 135V136H67ZM78 135V137H77ZM89 135H91L89 137ZM105 135V136H104ZM120 135V136H119ZM141 135V136H140ZM143 135V136H142ZM165 135V136H164ZM186 135L188 137H183ZM241 135V136H240ZM247 135L249 137H247ZM10 136V137H9ZM60 136L62 138H60ZM65 136V137H64ZM88 136V138H87ZM103 136V138L101 137ZM116 136V137H115ZM135 138H133V137ZM147 136V140H145ZM155 136V138H154ZM172 136V137H171ZM192 136V137H191ZM197 136V137H196ZM215 136V137H214ZM233 136V137H232ZM237 136V137H236ZM21 137V138H20ZM50 137V138H49ZM105 137V138H104ZM107 137V138H106ZM112 137V138H111ZM123 137V138H122ZM127 137V138H126ZM140 140L137 142L139 138ZM143 137V138H141ZM150 137V138H149ZM176 137L179 139L177 140ZM182 137V139L180 138ZM203 137V139H202ZM241 137L242 139H240ZM252 138V142L249 138ZM256 137V138H255ZM260 137V138H259ZM56 138V139H54ZM58 138V140H57ZM69 138V139H68ZM83 138V139H81ZM93 140H92V139ZM109 138V139H108ZM116 138V139H115ZM131 138V139H129ZM138 138V139H137ZM153 138V139H152ZM157 138V139H156ZM185 138V139H184ZM191 138V139H190ZM209 138V139H208ZM217 138V139H216ZM254 138L257 139L254 141ZM12 139V140H10ZM14 139V142H13ZM35 139V140H33ZM54 139V140H53ZM72 139L73 141H71ZM87 139V140H86ZM100 139V140H97ZM115 139V140H114ZM123 139V140H122ZM126 139L128 141H126ZM143 139V140H142ZM149 139V140H148ZM153 140V141H150ZM187 139V140H186ZM196 139V140H195ZM202 139V140H200ZM207 141H205V140ZM227 139V140H226ZM234 139V140H233ZM240 139V140H237ZM260 139V141L258 140ZM262 139V140H261ZM45 140V141H44ZM51 140V142H50ZM53 140V141H52ZM75 140V141H74ZM83 140V141H82ZM106 140V141H105ZM112 140V141H111ZM135 140V141H134ZM158 140V142H156ZM217 140L219 142H217ZM237 140V141H236ZM243 140V141H241ZM247 140V141H246ZM9 143H8V142ZM61 141V142H59ZM102 141V142H101ZM109 144H107L108 142ZM121 141V142H120ZM125 141V142H124ZM147 141V142H146ZM160 141V142H159ZM175 141V142H174ZM185 141V142H184ZM23 142V143H22ZM32 142V143H31ZM75 142V143H74ZM77 142V143H76ZM81 142V144H80ZM97 142V143H96ZM123 142V143H122ZM132 142V143H131ZM143 142V143H142ZM155 144L152 145L151 144ZM156 142V143H155ZM243 142V143H242ZM247 142V143H246ZM255 142V144H254ZM260 142V144L256 143ZM46 146H45V144ZM51 145H50V144ZM86 143V144H85ZM90 143V145H88ZM96 143V144H95ZM117 143V144H116ZM134 143V144H133ZM150 143V144H149ZM158 143V144H157ZM161 147L159 148V144ZM240 143V145H239ZM5 144V145H3ZM7 144V145H6ZM67 144V145H66ZM80 144V145H79ZM101 144V145H99ZM121 144V145H119ZM133 146L131 148V146ZM253 144V145H252ZM257 144V145H256ZM45 147H44V146ZM50 145V146H49ZM65 145V146H64ZM71 145V146H70ZM88 145V146H87ZM98 145V146H95ZM129 145V146H128ZM134 145H138L137 147ZM142 145V147H141ZM145 145V147H144ZM147 145V146H146ZM163 145V146H162ZM165 145V146H164ZM48 146V147H47ZM77 146V147H75ZM95 146V147H94ZM117 146V147H116ZM128 146V147H127ZM157 148H156V147ZM257 146V147H255ZM261 146V147H260ZM55 147V148H54ZM86 147V148H85ZM98 147V148H97ZM149 147V148H148ZM163 147V148H162ZM213 147V148H210ZM65 150H64V149ZM73 154L71 156L70 151ZM83 148V149H82ZM90 148H92L90 150ZM97 148V149H96ZM106 148L109 149L106 150ZM118 148V151H117ZM130 148V152H129ZM136 148V149H134ZM148 150H147V149ZM152 148V149H151ZM159 148V149H158ZM262 148V150L260 149ZM46 149V150H45ZM50 149V150H49ZM54 149V150H53ZM75 149V150H74ZM89 149V150H88ZM94 149V150H93ZM131 149H133V152ZM142 150L141 152L138 150ZM150 149V150H149ZM158 149V150H157ZM161 149V150H160ZM191 151H190V150ZM212 149V150H211ZM64 151V153L62 152ZM74 152H73V151ZM77 150V151H76ZM83 150V151H82ZM86 150V152H85ZM114 150V151H113ZM127 150V151H126ZM155 150V151H154ZM160 150V152H159ZM183 151V153L179 152ZM185 150V151H184ZM221 150V151H220ZM47 151V152H46ZM49 151V152H48ZM89 151V154L87 153ZM138 151V154H137ZM158 151V152H157ZM166 153H165V152ZM219 151V152H218ZM257 151V152H256ZM67 152V153H66ZM77 152V153H76ZM82 152V154H81ZM102 152V153H101ZM107 152V154H106ZM121 152V153H120ZM125 152V153H124ZM147 152V153H145ZM150 152V153H149ZM151 152H154L153 154ZM162 152V153H161ZM189 152V153H188ZM194 152L196 154H194ZM208 152V153H207ZM223 152V153H222ZM27 153V154H26ZM76 153V154H75ZM90 153H94L93 155ZM99 153V154H98ZM117 153V154H116ZM134 153V154H132ZM159 153V155H158ZM165 153V154H163ZM179 153V154H177ZM187 155L185 156L184 155ZM191 153V154H190ZM201 153V154H199ZM203 153V155H202ZM59 154V155H58ZM122 154V156H121ZM127 158H124V155ZM128 154V155H126ZM183 154V157H181ZM195 155V156H192ZM199 154V156H198ZM218 154V155H217ZM226 154V155H225ZM235 154V155H234ZM238 154V155H237ZM35 155V157H34ZM42 155V156H41ZM67 157H66V156ZM76 155V156H75ZM79 155V156H78ZM98 157H97V156ZM130 155V157H129ZM137 158H136V156ZM140 155V156H139ZM150 155V156H148ZM159 157H158V156ZM174 155V156H173ZM177 155H181V159ZM21 156V158H20ZM70 156V157H69ZM94 156V158H93ZM96 156V157H95ZM100 156V157H99ZM110 156V157H109ZM135 156V157H134ZM145 156V157H144ZM168 156H173L170 157ZM185 156V159H184ZM189 156V157H188ZM191 156V157H190ZM202 158H201V157ZM218 156V157H217ZM220 156V158H219ZM231 156V157H230ZM7 157V158H6ZM38 157V158H37ZM48 157V158H47ZM80 157V158H79ZM84 157V158H83ZM167 157V158H166ZM187 157V158H186ZM198 157V158H197ZM212 157V158H211ZM245 157V158H244ZM6 158V159H5ZM13 158V159H10ZM16 158V159H15ZM40 158V159H39ZM45 160H44V159ZM90 163H89V159ZM98 158H100L98 160ZM134 158V159H133ZM143 158V159H142ZM144 158H146L144 160ZM151 158V159H150ZM158 158V160H157ZM174 158V159H173ZM176 158V159H175ZM192 158V160H191ZM197 158V159H196ZM201 158V159H200ZM210 158V159H209ZM10 159V160H9ZM87 159V160H86ZM107 159V161H106ZM112 159V160H111ZM138 159V160H137ZM150 159V161H149ZM164 159V160H163ZM168 159V160H167ZM188 159V160H187ZM190 159V161H189ZM204 159V160H203ZM213 159V160H212ZM249 159V160H248ZM252 159V162L250 161ZM40 160V161H39ZM54 160V161H53ZM72 160V161H71ZM76 162H74V161ZM126 160V161H125ZM128 160V161H127ZM132 160V161H131ZM148 162H147V161ZM153 160V161H152ZM160 160L163 162L160 164ZM174 160V161H173ZM178 160V163L175 162ZM182 160V162H181ZM195 162H194V161ZM199 160V161H198ZM224 160V161H223ZM6 161V162H5ZM28 161V162H27ZM51 161V163H50ZM58 163H57V162ZM60 161V162H59ZM71 161V163H70ZM101 161V162H100ZM106 161V165L105 164ZM125 161V162H123ZM138 161V162H136ZM180 161V162H179ZM185 161V162H184ZM192 161V163H191ZM216 163H215V162ZM258 161V162H257ZM16 162V163H15ZM41 162V163H40ZM83 162V163H82ZM109 162V163H108ZM111 162V163H110ZM136 162V163H135ZM173 164H169V163ZM175 162V163H174ZM212 162V163H211ZM214 162V163H213ZM220 162V166L218 164ZM6 163V166H5ZM10 163V164H9ZM61 163V164H59ZM68 163V164H67ZM73 163V164H72ZM93 163V164H91ZM112 163H114L113 166ZM122 163H125V165ZM134 163V164H133ZM144 163V164H143ZM146 163V164H145ZM148 163V164H147ZM153 165H151V164ZM156 163V164H154ZM168 165H167V164ZM180 163V164H179ZM185 165L183 168V164ZM200 165H199V164ZM209 163V164H208ZM258 163V164H257ZM18 164V165H17ZM38 164V165H37ZM43 164V165H42ZM64 164V165H63ZM70 164V165H69ZM111 164V165H110ZM131 164V165H130ZM149 164L153 167H148ZM176 164V165H174ZM193 166H192V165ZM208 164V165H207ZM218 164V165H217ZM222 164V165H221ZM226 164V165H225ZM228 164V165H227ZM256 164L257 167L256 168ZM260 164V165H259ZM262 164V165H261ZM68 165V166H67ZM94 165H96L94 167ZM111 168H110V166ZM143 167H141V166ZM145 165V166H144ZM147 165V166H146ZM164 165H166L164 167ZM173 165V166H172ZM196 165V166H195ZM205 165V166H204ZM217 165V166H216ZM246 165V166H245ZM40 168H39V167ZM59 166V167H58ZM64 166V167H61ZM74 169H72V167ZM78 166V167H76ZM80 166V167H79ZM89 166V167H88ZM104 166V167H103ZM161 166V167H160ZM171 166V168L169 167ZM178 166H181L178 168ZM199 166V167H198ZM208 166V167H207ZM224 169H223V167ZM231 166V167H229ZM240 166V167H239ZM20 167V168H18ZM44 167V168H43ZM50 167V168H49ZM58 167V168H57ZM70 167V168H69ZM76 167V168H75ZM87 167V168H86ZM96 171L94 173V168ZM121 167V168H120ZM125 167V168H124ZM140 167V168H139ZM147 167L149 169H147ZM187 167V168H186ZM217 167V168H216ZM219 167V168H218ZM222 167V168H221ZM228 167V168H227ZM250 167V168H249ZM34 168V169H33ZM65 170H64V169ZM86 168V169H85ZM92 168V169H90ZM119 168V169H117ZM139 168V169H138ZM156 168V169H155ZM160 168V169H159ZM163 168V169H162ZM200 170H199V169ZM209 168V169H208ZM215 168V169H214ZM12 169V171H11ZM41 169V170H40ZM44 169V170H43ZM71 169V170H70ZM78 169V170H77ZM90 174H89V172ZM103 169V170H102ZM105 169V170H104ZM109 169V171H108ZM122 169V171H121ZM130 169V170H129ZM133 169V171H132ZM184 169V170H183ZM196 169V170H195ZM215 171H213V170ZM221 169V170H218ZM245 171H244V170ZM259 169V170H258ZM18 170V171H17ZM52 172H49V171ZM76 170V171H75ZM121 172H119V171ZM125 170V171H124ZM129 170V171H128ZM148 170V172L146 171ZM155 170V171H154ZM164 170V171H163ZM166 170V171H165ZM225 170V172L223 171ZM229 170V171H228ZM33 171V172H32ZM43 171V172H42ZM62 171V172H61ZM65 173H64V172ZM71 171L70 173L67 172ZM74 171V172H73ZM99 171V172H98ZM127 171V173H126ZM135 171V172H134ZM138 171V176L136 175ZM153 171V172H152ZM162 171V172H161ZM190 171V172H189ZM194 171V172H193ZM205 171V173H204ZM209 171V172H208ZM231 171V172H230ZM241 171V172H240ZM250 171V172H249ZM14 172V174H12ZM32 172V173H31ZM35 172V173H34ZM38 174H37V173ZM42 172V173H40ZM78 172V174H77ZM97 172V173H96ZM105 172V173H104ZM109 172V173H108ZM123 172V173H122ZM125 172V173H124ZM129 172V174H128ZM140 172V173H139ZM151 172V173H150ZM161 172V173H159ZM165 172V173H164ZM171 176H170V173ZM188 172V173H187ZM201 172V173H200ZM214 172V173H212ZM67 173V174H66ZM75 176H73V174ZM167 173V174H166ZM197 173V174H196ZM222 173V174H220ZM225 173V174H223ZM228 173V174H227ZM30 176L32 177H29ZM33 174V175H31ZM35 174V175H34ZM54 174V175H52ZM83 174V175H82ZM85 174V176H84ZM97 175L96 177L94 175ZM157 174V175H156ZM205 174V175H204ZM217 174V175H216ZM6 175V176H5ZM17 175V176H16ZM36 175H39L36 176ZM59 175V176H58ZM71 175V176H70ZM82 175V176H81ZM88 175H90L88 177ZM93 175V176H92ZM103 175V176H102ZM105 175V176H104ZM113 177H112V176ZM118 175V177H117ZM133 175V176H132ZM146 175V176H145ZM166 175V176H165ZM208 177H207V176ZM214 177H213V176ZM220 175V176H219ZM222 175V176H221ZM256 175V177H254ZM3 176V178H2ZM10 176V177H9ZM16 176V177H15ZM28 176V177H27ZM41 176V177H40ZM79 176V177H78ZM137 178H135V177ZM170 176V177H168ZM174 178H173V177ZM179 178H178V177ZM198 176V177H197ZM201 176V177H200ZM213 178H210V177ZM224 176V177H223ZM251 176V177H250ZM263 176V177H261ZM35 177V178H34ZM38 177V178H37ZM66 177V178H65ZM70 179H69V178ZM76 177V179H75ZM84 177V178H83ZM122 177V178H121ZM155 177V178H154ZM261 177V178H260ZM8 178V179H7ZM35 180H34V179ZM37 178V179H36ZM42 178V182L40 181ZM52 178V179H51ZM55 178V179H54ZM82 178V179H81ZM91 178V179H90ZM100 178V179H99ZM118 178V179H117ZM124 178V179H123ZM131 178V179H128ZM147 178V180H146ZM177 178L180 180H177ZM182 178V179H181ZM217 178V180L215 179ZM227 178V179H226ZM230 178V180H228ZM232 178V179H231ZM233 178H235L233 180ZM254 178V179H252ZM258 178V179H257ZM10 179V180H9ZM12 179V180H11ZM16 179V180H14ZM51 179V180H50ZM94 179V181H92ZM97 179V180H96ZM117 179V181H116ZM141 179V180H140ZM144 181H143V180ZM154 179V180H152ZM174 179V180H173ZM176 179V180H175ZM187 179V180H186ZM212 179V182H211ZM221 179V180H219ZM5 180V181H4ZM54 180V181H53ZM58 180V181H57ZM63 180V181H62ZM79 180V181H78ZM81 180V181H80ZM88 180V181H87ZM91 180V181H90ZM106 180V181H105ZM126 180V182H125ZM137 180V181H136ZM158 180V181H156ZM161 180V181H160ZM168 180V181H166ZM224 180V181H223ZM4 181V182H3ZM7 181V183H6ZM15 181V183H14ZM53 181V182H52ZM60 181V182H59ZM68 181V182H67ZM73 181V182H72ZM87 181V182H86ZM90 181V182H89ZM121 181V182H120ZM130 181V182H129ZM135 181V182H134ZM165 183H163V182ZM186 184H184L183 182ZM210 181V182H209ZM227 181V182H226ZM252 182V184L250 183ZM39 182V183H38ZM56 182V183H55ZM70 182V183H69ZM99 182V183H98ZM109 182V183H108ZM114 184H113V183ZM124 182V183H123ZM138 182V183H137ZM167 182V183H166ZM188 182V184H187ZM235 182V183H234ZM249 182V183H248ZM256 182V183H255ZM3 183V184H2ZM5 183V184H4ZM48 183V184H47ZM51 183V184H49ZM53 183V184H52ZM62 183V184H61ZM72 183V184H71ZM80 183V184H79ZM82 183V184H81ZM87 183V184H85ZM169 183V184H168ZM218 183V184H217ZM232 183V184H231ZM237 183V184H236ZM259 183V184H257ZM69 184V185H68ZM71 184V185H70ZM89 184V185H88ZM96 184V185H94ZM121 184V187H120ZM125 184V185H123ZM155 184V185H154ZM180 186H179V185ZM183 184V185H182ZM263 187H261V185ZM3 185V186H2ZM40 185V186H39ZM51 185L50 187H48ZM87 185V186H86ZM107 185V186H106ZM129 185V186H128ZM131 185V186H130ZM152 185V186H151ZM162 185V186H161ZM167 185V186H166ZM185 185V186H184ZM189 185V187H188ZM241 187H240V186ZM244 185V187H243ZM5 186V187H4ZM36 186V187H35ZM55 186V187H54ZM71 186V187H70ZM84 188H83V187ZM95 186L96 189L94 188ZM109 186V187H108ZM114 186V187H113ZM142 186V187H140ZM161 186V187H160ZM168 186L171 188L169 189ZM177 186V188L175 187ZM195 186V187H194ZM199 186V187H198ZM226 186V187H225ZM239 186V187H238ZM250 186V187H249ZM105 187V188H104ZM116 187V188H115ZM136 187V188H135ZM155 187V188H154ZM165 187V188H164ZM175 187V189H174ZM183 187V188H181ZM197 187V189H196ZM238 187V188H237ZM6 188V189H5ZM36 188V189H35ZM76 188V190H75ZM93 188V190L91 189ZM109 188V189H108ZM142 188V189H141ZM146 188V189H145ZM157 188V189H156ZM179 188V189H178ZM186 188V189H185ZM189 188V190H188ZM226 188V190H225ZM237 188V189H236ZM243 188V189H242ZM31 189V190H30ZM51 189V190H50ZM60 189V190H59ZM99 189V190H98ZM111 189V191H110ZM117 189V190H115ZM140 189V190H139ZM144 189V192H143ZM168 189V190H167ZM173 189V190H172ZM182 189V192L181 190ZM248 189V190H247ZM35 190V191H34ZM75 190V191H74ZM86 190V191H85ZM103 190V191H102ZM113 190V191H112ZM172 190V191H171ZM176 190V191H175ZM184 190V191H183ZM247 190V191H246ZM251 190V193H250ZM256 192H254V191ZM29 191V193H28ZM44 193H43V192ZM79 191V192H78ZM95 191V193H94ZM124 193H123V192ZM179 191V192H178ZM202 191V192H201ZM230 191V192H229ZM242 191V192H241ZM22 192V193H21ZM104 196L102 198L101 195ZM112 192V193H111ZM116 194H114V193ZM129 192V193H128ZM173 192L176 193L173 195ZM194 192V193H193ZM205 194H204V193ZM216 192V193H215ZM28 193V194H27ZM52 193V194H51ZM63 193V194H62ZM103 193V194H102ZM112 198H110L111 194ZM126 193V195H125ZM148 193V194H147ZM187 193V194H186ZM208 193V194H207ZM247 193V194H246ZM263 193V194H262ZM33 194V196H31ZM47 198H44L45 195ZM51 194V195H49ZM55 196H54V195ZM87 194V195H86ZM94 194V195H93ZM97 194V195H96ZM121 194V195H120ZM136 194V195H135ZM152 194V195H151ZM157 194V195H156ZM178 194V195H177ZM199 194V195H198ZM217 194V196H216ZM253 194V195H252ZM58 195V197H57ZM74 195V196H72ZM92 195V198H91ZM120 195V197L118 196ZM125 195V197L123 196ZM158 195L160 197H158ZM185 195V196H184ZM204 195V196H203ZM208 195V196H207ZM210 195V196H209ZM212 195V196H211ZM244 195V196H243ZM260 195V196H259ZM26 196V198H25ZM35 196V197H34ZM54 196V197H53ZM64 196V197H63ZM67 196V197H66ZM97 196V197H96ZM101 196V197H100ZM130 196V197H129ZM164 196L165 198H163ZM216 196V197H215ZM7 197V201L5 198ZM9 197V198H8ZM35 199H34V198ZM49 197V198H48ZM139 197V198H136ZM142 197V198H141ZM178 197V198H177ZM190 197V198H189ZM214 197V199H213ZM55 198V199H54ZM60 198V200H59ZM63 198V199H62ZM132 198V199H131ZM145 198L147 200H145ZM170 198V199H169ZM175 198V199H174ZM195 198V199H194ZM210 198V200H208ZM227 198L226 200H224ZM12 199V200H11ZM23 199V200H22ZM48 199V200H47ZM54 199L53 201L50 200ZM66 199V200H65ZM79 199V201H78ZM92 203H91V201ZM93 199V200H92ZM100 199V200H99ZM105 199V200H104ZM136 199V200H135ZM138 199V202H136ZM149 199V200H148ZM174 201H172V200ZM192 199V200H191ZM201 199V200H200ZM220 199V200H219ZM242 199V200H239ZM5 200V201H3ZM24 201L23 203L21 202ZM26 200V201H25ZM111 200V201H109ZM161 200V201H160ZM203 200V201H202ZM218 200V201H217ZM232 200V201H231ZM13 201V202H12ZM65 203H64V202ZM73 201V202H72ZM86 201V202H85ZM88 201V202H87ZM140 201V202H139ZM148 203H147V202ZM153 201V202H152ZM160 201V202H159ZM182 201V202H181ZM192 201V202H191ZM216 203L212 204L210 203ZM215 201V202H214ZM229 201V202H228ZM247 201V202H246ZM249 201V202H248ZM258 203H257V202ZM28 202V204H27ZM49 202V203H48ZM56 202V203H54ZM72 202V203H71ZM100 202V203H99ZM108 202V203H107ZM115 202V203H114ZM182 204H181V203ZM233 202V205H232ZM254 202V203H253ZM13 203V204H12ZM22 203V204H21ZM67 203V204H66ZM69 203V205H68ZM84 203V204H83ZM90 203V204H89ZM117 203V204H116ZM127 203V204H126ZM145 203V204H144ZM152 203V204H151ZM157 203V204H156ZM200 203V204H199ZM220 205H219V204ZM226 203V204H224ZM240 203V204H239ZM247 203V204H246ZM249 203V204H248ZM253 203V204H252ZM260 205H256V204ZM261 203V204H260ZM16 204V206L14 205ZM52 204V205H51ZM57 204V205H55ZM59 204V205H58ZM61 204V205H60ZM71 204V205H70ZM89 204V205H88ZM98 204V206H97ZM110 204V205H109ZM120 204V206H118ZM151 204V205H150ZM154 204V205H153ZM161 204V205H160ZM163 204V205H162ZM178 204V205H177ZM203 204H207L206 206ZM222 204V206H221ZM224 204V205H223ZM229 204V207H228ZM245 206H244V205ZM252 206H251V205ZM9 205H12L11 207ZM25 205V206H24ZM28 205V207H27ZM46 205V206H45ZM76 205V206H75ZM172 205V206H171ZM182 205V206H181ZM185 207H184V206ZM210 205V206H209ZM212 205V206H211ZM218 205V206H217ZM250 205V206H249ZM15 206V207H14ZM35 206V207H34ZM105 206V207H104ZM113 206V207H112ZM118 206V207H117ZM149 206V207H148ZM177 206V207H176ZM203 207V209L201 207ZM205 206V207H204ZM215 206V207H213ZM217 206V207H216ZM236 206V207H235ZM242 206V207H241ZM244 206V208H243ZM247 206V207H246ZM256 211H253L255 210ZM258 206V207H257ZM25 207V208H24ZM42 207V208H41ZM67 207V208H66ZM102 207V208H101ZM112 207V208H109ZM164 207V208H163ZM196 207V208H194ZM228 207V208H227ZM233 209H232V208ZM254 209H252V208ZM263 207V208H261ZM52 208V209H51ZM58 208H60V211ZM115 208V209H114ZM119 208V209H118ZM124 208V210L122 209ZM126 208V209H125ZM130 210H129V209ZM140 210H139V209ZM159 208V209H158ZM162 208V209H161ZM181 208V209H180ZM185 208V209H184ZM191 208V209H190ZM216 208V209H215ZM262 211H260L259 210ZM5 209V210H4ZM23 209V210H22ZM41 209V211H40ZM50 209V210H49ZM56 209V210H55ZM80 211H79V210ZM101 209V210H100ZM108 209V210H107ZM114 209V210H113ZM118 211H117V210ZM133 209V210H132ZM138 209V210H136ZM142 209V210H141ZM145 209V210H144ZM172 209V211H171ZM178 212H177V210ZM183 209V210H182ZM205 209V210H204ZM213 209V211H212ZM228 209V210H227ZM247 209V211H246ZM18 210V211H17ZM25 210V212H23ZM58 210V213H57ZM65 210V211H64ZM95 210V211H94ZM121 210V211H120ZM135 210V211H134ZM148 210V211H146ZM167 210L168 212H166ZM170 210V211H169ZM176 210V211H175ZM182 210V211H181ZM199 210V211H198ZM201 210V211H200ZM207 210V212H206ZM226 210V211H225ZM231 210V211H230ZM245 213H244V211ZM259 210V211H258ZM6 211V212H4ZM9 211V212H7ZM48 211V212H47ZM85 211V212H84ZM99 211V213H98ZM106 211V212H105ZM110 211V212H109ZM130 214L133 216H129ZM146 211V212H145ZM193 211V212H192ZM210 211V212H209ZM220 211V212H219ZM224 211V212H223ZM230 211V212H229ZM234 211V212H233ZM242 213H241V212ZM252 211V212H251ZM11 212V213H10ZM39 212V213H38ZM53 212V213H52ZM59 214L55 217V214ZM78 212V213H77ZM97 212V214H95ZM134 212V214H133ZM145 212V213H144ZM176 212V213H175ZM180 212V213H179ZM186 212V213H185ZM201 215H199L200 213ZM222 212L224 214H222ZM227 212V213H226ZM229 212V213H228ZM248 212V213H247ZM261 214H258L260 213ZM3 213V214H2ZM18 213V215H17ZM42 213V215H41ZM48 214L47 216L44 214ZM61 213V214H60ZM88 213V214H87ZM116 213V214H115ZM124 213V214H123ZM148 213V214H147ZM169 213V214H168ZM174 213V215H173ZM183 213V214H182ZM191 216H189L190 214ZM194 213V214H192ZM204 213V214H203ZM237 213V215H236ZM239 213V214H238ZM251 213V215H250ZM256 213V214H255ZM28 214V215H27ZM50 214V215H49ZM103 214V215H102ZM153 214V215H152ZM162 216H161V215ZM179 214V215H178ZM197 214V215H196ZM205 217H203V215ZM207 214H209L207 216ZM222 214V215H221ZM232 214L234 216H232ZM263 214V215H262ZM17 215V216H16ZM149 215V216H148ZM182 215V216H181ZM199 215V216H198ZM226 215V216H224ZM259 215V216H258ZM261 215V216H260ZM11 216V217H10ZM16 216V217H14ZM76 216H78L76 218ZM101 216V217H100ZM121 216V217H120ZM140 216V217H139ZM151 216V217H150ZM169 217L166 218L165 217ZM176 216V217H175ZM195 216L196 220H195ZM222 218H221V217ZM230 216V217H229ZM233 220H232V217ZM237 216V217H236ZM241 216V217H240ZM47 219H46V218ZM58 217V218H57ZM60 217V218H59ZM81 217V218H80ZM83 217V219H82ZM86 217V218H85ZM90 219H88V218ZM128 217V218H127ZM136 217V218H135ZM144 217V218H143ZM164 219H163V218ZM180 217V218H179ZM183 217V218H182ZM240 217V218H239ZM12 218V219H11ZM32 218H36L32 220ZM43 218V219H42ZM52 218V219H51ZM63 218V219H62ZM105 218V219H104ZM143 218V219H142ZM191 218V219H190ZM203 218V219H202ZM207 218V219H206ZM226 220H225V219ZM228 218V219H227ZM231 218V219H230ZM238 218V219H237ZM253 218V219H252ZM17 219V220H16ZM26 219V220H24ZM42 219V220H40ZM82 219V220H81ZM92 219V221H91ZM99 219V220H98ZM140 221H139V220ZM174 219V220H173ZM192 220L190 222L189 220ZM205 219V220H204ZM213 219H215L213 221ZM244 219V220H243ZM3 220V221H2ZM47 222H46V221ZM51 220V222H50ZM54 220V221H53ZM63 220V221H62ZM67 220V221H66ZM117 220V222H115ZM136 220V221H135ZM138 220V221H137ZM144 220V221H143ZM146 220V221H145ZM184 220V221H183ZM216 220H219L216 222ZM246 220V221H245ZM19 221V222H18ZM26 221V222H25ZM34 221V222H33ZM39 221V222H38ZM82 221V222H80ZM104 221V222H103ZM113 221V222H112ZM150 221V222H148ZM154 221V222H151ZM156 221V222H155ZM159 221V222H158ZM179 221V222H177ZM184 223H183V222ZM187 221V222H186ZM196 223H195V222ZM226 221V223H225ZM243 223H242V222ZM244 221L246 223H244ZM11 222V223H10ZM43 222V223H42ZM67 222V223H66ZM85 222V223H84ZM91 222V223H90ZM115 222V223H114ZM141 222V223H138ZM169 224H166V223ZM186 222V223H185ZM202 222V223H201ZM208 225L206 226V224ZM237 222L239 223L237 225ZM248 222V223H247ZM250 222V223H249ZM3 223V225L1 224ZM9 223L11 224L9 227ZM13 223H16L15 225ZM26 223V224H25ZM30 223V225H28ZM36 223V224H35ZM79 223V224H77ZM88 223V224H87ZM127 223V224H126ZM151 223V224H150ZM211 223V224H210ZM215 223V224H214ZM224 223V224H223ZM7 224V225H5ZM52 224V225H50ZM75 224V225H74ZM85 224L87 226H85ZM114 224V225H113ZM118 224V225H116ZM121 224V225H120ZM123 224V225H122ZM139 224L141 226H137ZM146 224V225H144ZM162 224V225H161ZM163 224H166L165 226ZM181 226H180V225ZM186 224V225H185ZM195 224V225H194ZM203 224V225H202ZM26 225V226H25ZM33 225V226H32ZM39 225V226H38ZM67 225V226H66ZM91 225V226H90ZM103 225V226H102ZM106 227H105V226ZM111 225V226H110ZM171 225V226H168ZM175 228V226H178ZM183 225V226H182ZM212 227H209L211 226ZM214 225V226H213ZM218 225V226H217ZM220 225V226H219ZM226 225V226H225ZM245 225L246 230H242ZM3 226V227H2ZM45 226V227H44ZM121 226V228H120ZM129 226V227H128ZM132 226V227H131ZM136 226V227H134ZM149 226V227H148ZM167 226V227H166ZM174 226V227H173ZM184 226H188L187 228ZM196 226V227H195ZM203 226V227H201ZM206 226V227H205ZM241 226V227H240ZM254 228H253V227ZM21 227V228H20ZM23 227V228H22ZM95 227V228H93ZM102 227V228H100ZM104 227V228H103ZM116 229H115V228ZM126 227V228H124ZM145 227V228H144ZM153 227V228H152ZM157 227V228H156ZM160 227V228H159ZM215 227V228H214ZM238 227V228H237ZM6 228V229H5ZM12 228H14L12 230ZM16 228V229H15ZM27 228V230H26ZM32 228V229H31ZM38 228V229H37ZM41 228V229H40ZM94 229L92 231V229ZM130 228V229H129ZM159 228V229H158ZM190 228V229H189ZM206 228V229H205ZM214 228V229H212ZM240 228L239 231H237ZM243 227V229H245ZM30 229V230H29ZM100 231H99V230ZM136 229V230H135ZM144 229V231H143ZM156 229V231H155ZM173 229V230H172ZM176 229V230H175ZM183 229V230H182ZM199 229V230H198ZM201 229V230H200ZM218 229V230H216ZM233 229V230H232ZM249 229V230H248ZM263 229V230H262ZM9 230V231H8ZM43 230V231H42ZM90 230V231H89ZM104 230V231H103ZM133 230V231H132ZM179 230V231H178ZM181 230V231H180ZM188 230V231H186ZM205 230V231H204ZM228 230V231H227ZM4 231V232H3ZM27 231V232H26ZM31 231V233H30ZM102 231V232H101ZM163 231V232H162ZM223 231V232H222ZM249 231V232H246ZM253 231V232H252ZM12 232V233H11ZM26 232V233H23ZM29 232V233H28ZM57 234H56V233ZM61 233V235L59 233ZM70 232V233H69ZM98 232V234H96ZM148 232V233H147ZM154 232V233H153ZM162 232V233H161ZM165 232V233H164ZM186 232V234H185ZM189 232V233H187ZM192 232V236H191ZM198 232V233H197ZM222 232V233H221ZM227 232V234H226ZM230 232V233H229ZM232 232V233H231ZM242 232V234H241ZM259 232V233H258ZM6 233V234H4ZM9 233V234H8ZM73 235H72V234ZM118 233V234H117ZM156 233V234H155ZM167 233V234H166ZM179 235H178V234ZM240 233V234H239ZM258 233V234H257ZM37 236H36V235ZM79 234V235H78ZM90 234V235H88ZM121 234V235H120ZM132 234V235H131ZM141 234V235H140ZM144 234V235H143ZM164 236H163V235ZM173 234H177L174 236ZM211 234H213L211 236ZM219 234V235H218ZM221 234V235H220ZM234 234V235H233ZM239 234V235H238ZM251 236H249V235ZM30 235V236H29ZM62 235H65L64 237ZM66 235L68 238H66ZM72 235V236H71ZM78 235V236H77ZM95 235V236H94ZM107 238H106V236ZM117 235V236H115ZM127 235V236H124ZM129 235V236H128ZM136 235V236H135ZM149 235V236H148ZM198 235V236H197ZM203 235V236H202ZM228 235V236H227ZM238 235V237H237ZM241 235V236H240ZM254 235V236H253ZM36 236V237H35ZM42 236V239L40 238ZM58 236V237H57ZM74 236V237H73ZM88 236V237H87ZM133 236V237H132ZM139 236V237H138ZM181 236V237H180ZM201 236V237H200ZM205 236V237H204ZM210 236V237H208ZM220 236V237H218ZM222 236V237H221ZM245 236V237H244ZM21 237V238H20ZM23 237V238H22ZM26 237V238H25ZM55 237V238H54ZM83 237V239L81 238ZM100 237V238H99ZM104 237V238H103ZM122 237V238H120ZM132 237V238H131ZM142 237V238H141ZM219 240H218V238ZM9 238V239H8ZM11 238V239H10ZM16 240H15V239ZM33 238V239H32ZM46 238V240H45ZM57 238V239H56ZM60 238V239H59ZM77 238V239H75ZM107 240H106V239ZM140 238V239H139ZM155 238V240H154ZM191 238V240H190ZM210 238V239H208ZM213 238V239H212ZM235 238V239H234ZM237 238V239H236ZM263 238V239H262ZM14 239V240H13ZM27 239V240H26ZM44 239V240H43ZM51 239V240H50ZM68 239V240H67ZM85 239V240H84ZM93 239V240H92ZM102 239V240H101ZM105 239V240H104ZM115 239V240H114ZM142 239V240H141ZM153 239V241H152ZM160 239V240H159ZM162 239V240H161ZM171 239V240H170ZM180 239V241H179ZM193 239V240H192ZM18 240V241H17ZM20 240V241H19ZM23 240V241H22ZM25 240V241H24ZM76 240V241H75ZM81 240V242H80ZM96 240V241H95ZM99 240V241H98ZM110 240V241H109ZM112 240V241H111ZM134 240V241H133ZM144 240V241H143ZM151 240V241H150ZM197 240V241H196ZM208 240V241H207ZM210 240V241H209ZM9 241V242H8ZM44 241V242H43ZM50 241V242H48ZM52 241V242H51ZM54 241V242H53ZM58 241V242H57ZM63 241V242H62ZM74 241V242H73ZM89 241V242H86ZM150 241V242H149ZM161 241V242H160ZM218 241V242H217ZM262 241V242H261ZM8 242V243H7ZM30 242V243H29ZM32 242V243H31ZM57 242V243H56ZM62 242V243H61ZM77 242V243H75ZM158 242V243H157ZM191 244H190V243ZM225 242V243H224ZM259 242V243H258ZM14 243V245H12ZM25 245H24V244ZM85 243V244H83ZM94 243V244H93ZM99 243V244H98ZM120 243V244H119ZM146 243V245H145ZM157 243V244H156ZM165 243V244H164ZM203 243V244H202ZM219 243V244H218ZM247 243V244H246ZM252 243V244H250ZM255 243V244H253ZM5 244V245H4ZM9 244V245H8ZM39 244V245H38ZM42 244V246H41ZM54 244V245H53ZM61 244V245H60ZM87 244V245H86ZM104 246H102V245ZM133 244V245H132ZM141 244V245H140ZM195 244V246H194ZM199 244V245H197ZM217 244V245H216ZM71 247H70V246ZM79 245V246H76ZM85 245V246H84ZM98 245V246H97ZM123 245V246H122ZM128 245V246H127ZM145 245V248H144ZM156 245V246H155ZM167 247H166V246ZM206 245V246H205ZM243 247H242V246ZM246 245V246H245ZM249 245V246H248ZM252 245L253 247H251ZM263 245L262 247H260ZM21 246V247H19ZM62 246V248H61ZM67 246V247H66ZM76 246V247H75ZM82 246V247H81ZM88 246V247H87ZM100 246V247H99ZM133 246V247H131ZM136 246V247H135ZM140 246V247H139ZM142 246V247H141ZM149 246V248H148ZM154 246V247H153ZM169 246V247H168ZM190 246V247H189ZM202 249H201V247ZM239 246V247H238ZM41 247L42 249H39ZM53 247V248H51ZM79 247V248H78ZM90 247V248H89ZM92 247V248H91ZM186 249H185V248ZM193 247V248H192ZM232 247V248H231ZM263 249H259V248ZM78 248V250H77ZM85 248V249H84ZM88 248V251L86 249ZM139 248V249H138ZM147 248V249H146ZM197 248V249H196ZM204 248V249H203ZM210 248H212L210 250ZM235 250H234V249ZM245 248V250H243ZM250 248V249H249ZM34 249V250H33ZM38 249V250H37ZM70 249V250H69ZM110 249V250H109ZM128 249V250H127ZM132 249V250H131ZM154 249V251H152ZM168 249V250H167ZM192 249V250H191ZM195 251H194V250ZM224 249V251H223ZM229 249V251H228ZM231 249V251H230ZM239 249V250H238ZM20 250V251H19ZM45 250V251H44ZM75 250V251H74ZM84 250V251H83ZM131 252H130V251ZM147 250V251H146ZM166 250V251H165ZM178 250V251H176ZM201 250V252H200ZM214 250V251H213ZM216 250V251H215ZM242 250V251H241ZM254 252H252V251ZM257 250V251H256ZM19 251V252H17ZM82 251V252H81ZM87 253H86V252ZM125 251V252H124ZM127 251V252H126ZM160 251V252H159ZM190 251V252H189ZM210 251V252H209ZM213 251V252H212ZM220 251V252H219ZM228 251V252H227ZM41 252V253H40ZM45 252V253H44ZM80 252V253H79ZM103 252V254H102ZM129 252V253H128ZM135 252V253H134ZM138 252V254H137ZM145 252V253H144ZM151 252V253H150ZM156 252V253H155ZM186 254H184V253ZM212 252V253H211ZM218 252V253H217ZM224 252V253H223ZM230 252V254H229ZM236 252V255H235ZM238 252V253H237ZM240 252H242L240 254ZM256 252H258L256 254ZM12 253V254H11ZM59 253V254H58ZM79 253V254H78ZM82 253V254H81ZM96 253V254H95ZM117 253V254H116ZM133 253V254H132ZM141 253V254H140ZM154 253V254H153ZM172 253V254H171ZM176 253V254H175ZM178 253V255H177ZM180 253L182 255H180ZM191 253V254H190ZM208 253V254H206ZM216 255H215V254ZM223 253V255H222ZM251 253V254H250ZM73 254V255H71ZM89 254V255H88ZM95 254V255H94ZM101 254V255H99ZM124 258H123V256ZM140 254V255H139ZM149 254V255H148ZM156 254V255H155ZM161 254V255H160ZM190 254V255H189ZM198 256L196 258L194 256ZM210 254V255H209ZM213 254V255H212ZM234 254V255H232ZM254 254H256L254 256ZM8 255V256H6ZM25 255V256H24ZM63 255V256H62ZM84 255V256H83ZM94 255V256H93ZM138 255V256H137ZM167 255V256H166ZM172 255V256H170ZM188 255V256H187ZM192 255V257H191ZM215 255V256H214ZM229 255V256H228ZM239 255V256H238ZM245 255V256H243ZM247 255V256H246ZM13 256V257H11ZM52 256V257H51ZM78 258H77V257ZM81 256V257H80ZM98 256V257H97ZM108 259H106L105 258ZM109 256V257H107ZM116 256V257H115ZM148 259H146L145 258ZM153 258H152V257ZM161 256V257H160ZM163 256V257H162ZM166 256V257H165ZM174 256V257H173ZM202 256V257H201ZM205 256V257H203ZM208 256V257H207ZM214 258H213V257ZM222 256V257H221ZM235 256V259L234 257ZM250 256V259L248 258ZM262 256V257H261ZM10 257V258H9ZM75 257V258H74ZM96 257V258H95ZM127 257V258H126ZM140 259H139V258ZM150 257V259H149ZM188 257V258H187ZM220 259H217V258ZM238 257V258H237ZM243 257V258H242ZM247 257V258H246ZM16 258V259H14ZM46 258V259H45ZM60 258V259H59ZM84 258V259H83ZM114 258V259H113ZM135 258V259H134ZM137 258V259H136ZM162 258V259H161ZM173 258V259H172ZM177 258V259H176ZM183 258V259H182ZM186 260L184 261V259ZM211 258V259H209ZM222 258V259H221ZM240 258V259H239ZM45 259V260H44ZM98 259V260H97ZM104 259V260H103ZM119 259V260H118ZM153 259V260H151ZM159 259V260H158ZM172 259V260H171ZM207 259V260H206ZM231 259V260H230ZM40 260V261H39ZM43 260V261H42ZM63 260V261H61ZM69 260V261H68ZM77 260V261H76ZM124 260V261H123ZM130 260V261H129ZM133 260V261H132ZM158 260V261H157ZM174 260V261H173ZM181 260V261H180ZM238 260V261H237ZM245 260V261H244ZM248 260V261H247ZM263 260V261H262ZM39 261V262H38ZM56 263H55V262ZM61 261V262H60ZM68 261V262H67ZM76 261V262H75ZM82 261V262H81ZM94 261V262H93ZM108 261V262H107ZM113 261V262H112ZM128 261V262H127ZM144 261V262H143ZM151 261V262H148ZM154 261V262H153ZM176 261V262H175ZM187 261V262H186ZM203 261V262H202ZM207 261V262H206ZM215 261V262H214ZM221 261V262H220ZM235 261V262H234ZM257 261V262H256ZM262 261V262H261ZM13 262V263H12ZM106 262V263H105ZM111 262V263H110ZM146 262V263H145ZM162 262V263H161ZM173 262V263H172ZM185 262V263H184ZM205 262V263H204ZM220 262V263H219ZM234 262V263H233ZM51 263V264H53Z\"/></svg>",
    "mask_w": 264,
    "mask_h": 264
},
{
    "label": "bare ground",
    "instance_id": "bare-ground-1",
    "mask_svg": "<svg viewBox=\"0 0 264 264\" xmlns=\"http://www.w3.org/2000/svg\"><path fill=\"white\" fill-rule=\"evenodd\" d=\"M60 1H61V0H60ZM69 1H70V0H69ZM72 1H73V0H72ZM72 1H71V4H73ZM84 1H85V0H84ZM133 1H134V0H133ZM133 1H132V2H133ZM149 1H150V0H149ZM174 1H175V0H174ZM178 1H179V0H178ZM184 1H185V0H184ZM200 1H201V0H200ZM212 1H213V0H212ZM218 1H219V0H218ZM221 1H222V0H221ZM241 1H242V0H241ZM4 2H5V1H4ZM57 2H58V1H57ZM63 2H64V1H63ZM63 2H62L61 4H64ZM82 2H83V1H82ZM86 2H87V1H86ZM88 2H89V1H88ZM90 2H91V1H90ZM95 2H96V1H95ZM95 2H94V4H95ZM132 2H131V3H132ZM191 2H192V1H191ZM195 2H196V1H195ZM214 2H215V1H214ZM222 2H223V1H222ZM231 2H232V1H231ZM231 2H230V3H231ZM243 2H244V1H243ZM248 2H249V1H248ZM256 2H257V1H256ZM258 2H259V1H258ZM83 3H84V2H83ZM106 3H107V2H106ZM115 3H116V2H115ZM118 3H119V2H118ZM197 3H198V2H197ZM203 3H204V2H203ZM207 3H208V2H207ZM209 3H210V1H209ZM241 3H242V2H241ZM244 3H245V2H244ZM244 3H243V4H244ZM61 4H59V5H61ZM65 4H67V3H65ZM69 4H70V3H69ZM87 4H88V3H87ZM91 4H92V3H91ZM91 4H90L89 6H91ZM110 4H111V2H110ZM112 4H113V2H112ZM132 4H133V3H132ZM146 4H147V3H146ZM146 4H145V5H146ZM157 4H158V3H157ZM223 4H224V3H223ZM233 4H234V3H233ZM235 4H236V3H235ZM248 4H249V3H248ZM248 4H247V5H248ZM251 4H252V3H251ZM251 4H250V5H251ZM1 5H2V3H1ZM15 5H16V4H15ZM57 5H58V4H57ZM106 5H107V4H106ZM113 5H114V4H113ZM115 5H117V4H115ZM155 5H156V3H155ZM158 5H159V4H158ZM158 5H157V6H158ZM205 5H206V4H205ZM208 5H210V4H208ZM219 5H220V4H219ZM231 5H232V3H231ZM231 5H228V6H231ZM244 5H245V4H244ZM260 5H262V4H260ZM31 6H32V5H31ZM62 6H63V5H62ZM65 6H66V5H65ZM76 6H77V5H76ZM108 6H109V5H108ZM110 6H111V5H110ZM120 6H121V5H120ZM148 6H149V5H148ZM153 6H154V5H153ZM181 6H182V5H181ZM203 6H204V4H203ZM213 6H214V5H213ZM215 6H217V4H216ZM253 6H254V5H253ZM257 6H258V5H257ZM262 6H263V5H262ZM57 7H58V6H57ZM83 7H84V6H83ZM92 7H93V6H92ZM95 7H97V6H95ZM95 7H93V8L95 9ZM103 7H104V6H103ZM113 7H114V6H113ZM115 7H117V6H115ZM115 7H114V8H115ZM143 7H145V6H143ZM151 7H152V6H151ZM207 7H209V6H207ZM260 7H261V6H260ZM47 8H48V7H47ZM47 8H46V9H47ZM54 8H55V7H54ZM62 8H63V7H61V9H62ZM77 8H78V7H77ZM93 8H92V9H93ZM114 8H113V9H114ZM172 8H173V7H172ZM183 8H184V7H183ZM188 8H189V7H188ZM196 8H198V7H196ZM213 8H214V7H213ZM223 8H224V7H223ZM232 8H233V7H232ZM243 8H244V7H242V9H243ZM66 9H67V8H66ZM94 9H93V10H94ZM105 9H106V8H105ZM109 9H110V7H109ZM119 9H120V8H119ZM129 9H130V8H129ZM165 9H166V8H165ZM175 9H176V8H175ZM184 9H185V8H184ZM184 9H183V10H184ZM186 9H187V7H186ZM186 9H185V10H186ZM191 9H192V7H191ZM205 9H206V8H205ZM211 9H212V8H211ZM211 9H209V10H211ZM230 9H231V8H230ZM234 9H235V8H234ZM248 9H249V8H248ZM250 9H251V8H250ZM28 10H29V8H28ZM71 10H72V9H71ZM79 10H80V9H79ZM82 10H84V9H82ZM90 10H91V8H90ZM95 10H96V9H95ZM103 10H104V9H103ZM115 10H116V9H114V11H115ZM168 10H169V9H168ZM197 10H198V9H197ZM214 10H215V9H214ZM219 10H220V8H219ZM225 10H227V8H225ZM236 10H237V9H236ZM245 10H246V9H245ZM261 10H262V9H261ZM21 11H22V10H21ZM85 11H86V10H85ZM88 11H89V10H88ZM104 11H105V10H104ZM116 11H117V10H116ZM119 11H120V10H119ZM119 11H118V12H119ZM132 11H133V10H132ZM143 11H144V10H143ZM166 11H167V10H166ZM198 11H199V10H198ZM215 11H216V10H215ZM222 11H223V9H222ZM247 11H248V10H247ZM2 12H3V11H2ZM48 12H49V11H47V13H48ZM86 12H87V11H86ZM110 12H112V11L110 10ZM146 12H147V11H146ZM164 12H165V11H164ZM168 12H169V11H168ZM180 12H181V11H180ZM201 12H202V9H201ZM219 12H220V11H219ZM229 12H231V11L229 10ZM234 12H235V11H234ZM21 13H22V12H21ZM87 13H89V12H87ZM127 13H128V12H127ZM172 13H173V12H172ZM183 13H184V12H183ZM192 13H193V12H192ZM197 13H199V12H197ZM248 13H250V12H248ZM252 13H253V12H252ZM255 13H256V12H255ZM263 13H264V12H263ZM36 14H37V13H36ZM50 14H51V13H50ZM81 14H82V13H81ZM90 14H92V13H90ZM90 14H89V15H90ZM101 14H102V13H100V15H101ZM104 14H105V12H104ZM108 14H109V13H108ZM108 14H107V15H108ZM119 14H120V13H119ZM119 14H118V15H119ZM185 14H186V13H185ZM193 14H194V13H193ZM200 14H201V13H200ZM208 14H209V13H208ZM210 14H211V13H210ZM212 14H213V13H212ZM220 14H221V13H220ZM260 14H262V11H261ZM24 15H25V14H24ZM29 15H30V14H29ZM48 15H49V14H48ZM85 15H86V14H85ZM87 15H88V14H87ZM100 15H99V16H100ZM107 15L105 14L106 17H107ZM110 15H111V14H110ZM112 15H114V14H112ZM123 15H124V13H123ZM191 15H192V14H191ZM258 15H259V14H258ZM3 16H4V15H3ZM37 16H39V15L37 14ZM37 16L34 15V17H37ZM120 16H121V15H120ZM141 16H142V12H141ZM141 16H139V17H141ZM145 16H146V15H145ZM195 16H196V14H195ZM197 16H198V15H197ZM222 16H223V15H222ZM224 16H226V15H224ZM235 16H236V14H235ZM237 16H239V15H237ZM250 16H251V15H250ZM263 16H264V15H263ZM34 17H33V18H34ZM87 17H88V16H87ZM106 17H105L104 19H106ZM113 17H116V16H113ZM126 17H127V16H126ZM133 17H134V15H133ZM136 17H137V15H136ZM136 17L132 18L133 21H134V19H135ZM172 17H174V16L172 15ZM176 17H177V16H176ZM176 17H175V18H176ZM187 17H188V16H187ZM207 17H208V16H207ZM212 17H213V18H216V16L214 17L213 15H212ZM212 17H211V18H212ZM219 17H220V16H219ZM226 17H227V16H226ZM226 17H225V18H226ZM255 17H256V15H255ZM257 17H258V16H257ZM17 18H18V17H17ZM44 18H45V17H44ZM92 18H93V17H92ZM95 18H96V17H95ZM111 18H112V16H111ZM116 18H117V17H116ZM124 18H125V16H124ZM137 18H138V17H137ZM142 18H144V17H142ZM147 18H148V16H147ZM175 18H174V19H175ZM196 18H197V17H196ZM196 18H195V20H196ZM198 18H199V17H198ZM205 18H206V17H205ZM251 18H252V17H251ZM39 19H40V18H39ZM41 19H42V18H41ZM41 19H40L39 21L37 20V22H40ZM45 19H46V18H45ZM68 19H69V18H68ZM93 19H94V18H93ZM101 19H102V16H101ZM101 19H99V20H100L99 22H101ZM112 19H113V18H112ZM118 19H119V18H118ZM174 19H173V20H174ZM182 19H185V16H184ZM190 19H191V18H190ZM209 19H210V18H209ZM220 19L223 20V18H220ZM232 19H233V18H232ZM237 19H238V17H237ZM248 19L251 20L250 18H248ZM259 19H260V18H259ZM0 20L2 21L1 18H0ZM4 20H5V19H4ZM33 20H34V19H33ZM47 20H48V19H47ZM85 20H86V19H85ZM96 20H98V19H96ZM102 20H103V19H102ZM108 20H110V19H108ZM140 20H141V19H140ZM178 20H179V19H178ZM188 20H189V19H188ZM205 20H206V19H205ZM210 20H212V19H210ZM217 20H218V19H217ZM260 20H261V19H260ZM8 21H9V20H8ZM13 21H15V22H14V24H13L14 27L11 28V29H12L11 35H12V34L14 35V33L16 34V32H17L18 29H19V26H20V25H23V24H20L21 20H18V19H17V20H13ZM67 21H68V20H67ZM113 21H114V20H113ZM141 21H142V20H141ZM149 21H150V20H149ZM193 21H194V20H193ZM193 21H192V23H193ZM206 21H207V20H206ZM214 21H215V20H214ZM231 21H233V20H230V22H231ZM234 21H235V20H234ZM237 21H238V20H237ZM239 21H240V20H239ZM262 21H263V20H262ZM3 22H4V21H3ZM3 22H2V23H3ZM9 22H10V21H9ZM9 22H8V23H9ZM34 22H35V21H34ZM41 22H42V21H41ZM76 22H77V21H76ZM76 22H75V23H76ZM103 22L107 24V22H105V21H103ZM117 22H118V21H117ZM125 22H126V21H125ZM166 22H167V21H166ZM188 22H189V21H188ZM188 22H187V25H188ZM217 22H218V21H217ZM258 22H259V21H258ZM42 23H43V22H42ZM67 23H68V22H67ZM111 23H112V22H111ZM111 23H109V24H111ZM136 23H138V20H137ZM201 23H202V22H200V24H201ZM211 23H212V22H211ZM223 23H224V22H223ZM250 23H251V22H250ZM6 24H7V23H6ZM10 24H11V23H10ZM33 24H34V23H33ZM63 24H64V23H63ZM80 24H81V23H80ZM83 24H85V23H83ZM88 24H89V22H88ZM143 24H144V23H143ZM206 24H207V23H206ZM238 24H239V23H238ZM238 24H236V25H238ZM240 24H241V23H240ZM39 25H40V24H39ZM202 25H203V24H202ZM211 25H212V24H211ZM219 25H220V24H219ZM243 25H244V24H243ZM253 25H254V24H253ZM256 25H257V24H256ZM256 25H254V26H256ZM1 26H3V25H1ZM11 26H12V25H11ZM42 26H43V25H42ZM42 26H41V27H42ZM75 26H76V25H75ZM83 26H85V25H83ZM106 26H109V25H106ZM116 26H117V25H116ZM140 26H141V25H140ZM160 26H161V25H160ZM200 26H201V25H200ZM216 26H217V25H216ZM224 26H225V24L223 25V27H224ZM226 26H227V25H226ZM231 26H232V23H231ZM32 27H33V26H32ZM49 27H50V26H49ZM67 27H68V25H67ZM110 27H112V26H110ZM132 27H134V26L132 25ZM137 27H139V26H137ZM180 27H181V26H180ZM182 27H183V26H182ZM198 27H199V25H198ZM207 27H208V26H207ZM223 27L221 28V30L223 29ZM227 27H228V26H227ZM243 27H244V26H243ZM245 27H246V25H245ZM8 28H10V27H8ZM22 28H23V27H22ZM42 28H44V27H42ZM65 28H66V27H65ZM80 28H81V27H80ZM87 28H88V26H87ZM102 28H103V27H102ZM108 28H109V27H108ZM108 28H106V29L108 30ZM116 28H119V27H116ZM116 28H115V29H116ZM123 28H124V27H123ZM151 28H152V27H151ZM164 28H165V27H164ZM191 28H193V27H191ZM194 28H195V27H194ZM238 28H239V27H238ZM252 28H253V26L251 27V30H252ZM32 29H33V28H32ZM32 29H31V30H32ZM45 29H46V27H45ZM66 29H67V28H66ZM69 29H70V28H69ZM73 29H74V28H73ZM77 29H78V27H77ZM81 29H83V28H81ZM89 29H90V28H89ZM136 29H137V28H136ZM138 29H139V28H138ZM140 29H141V27H140ZM144 29H145V28H144ZM153 29H154V28H153ZM153 29H152V30H153ZM206 29H207V28H206ZM208 29H209V27H208ZM229 29H230V27H229ZM229 29H228V30H229ZM231 29H232V28H231ZM235 29H236V28H235ZM235 29H233V30H235ZM244 29H245V28H244ZM246 29H247V28H246ZM249 29H250V28H249ZM262 29H263V28H262ZM1 30H2V29H1ZM5 30H6V29H5ZM19 30H20V29H19ZM55 30H56V29H55ZM55 30H54V31H55ZM58 30H59V27H58ZM60 30H61V28H60ZM75 30H76V29H75ZM83 30H84V29H83ZM100 30H101V29H100ZM102 30H103V29H102ZM126 30L128 31V29H126ZM129 30H130V29H129ZM156 30H157V28H156ZM176 30H177V29H176ZM199 30H200V29H199ZM199 30L197 29L196 32H198ZM212 30H213V29H212ZM241 30H243V29H241ZM33 31H34V30H33ZM62 31H65V30L63 29ZM77 31H78V30H77ZM77 31H75V32L77 33ZM84 31H86V30H84ZM84 31H83V32H84ZM109 31H110V28H109ZM244 31H245V30H244ZM256 31H257V30H256ZM3 32H4V31H3ZM35 32H37V31H35ZM44 32H45V31H44ZM80 32H81V31H80ZM87 32H88V31H87ZM97 32H98V31H97ZM112 32H113V31H112ZM120 32H121V31H120ZM129 32H130V31H129ZM131 32H132V31H131ZM141 32H142V30H141ZM143 32H144V31H143ZM149 32H150V31H149ZM149 32H147V33H149ZM151 32H152V31H151ZM151 32H150V33H151ZM170 32H171V31H170ZM172 32H173V31H172ZM178 32H179V31H178ZM183 32H184V31H183ZM212 32H213V31H212ZM214 32H215V31H214ZM221 32H222V31H221ZM227 32H228V31H227ZM247 32H248V31H247ZM263 32H264V31H263ZM7 33H8V32H7ZM18 33H19V32H18ZM37 33H38V32H37ZM65 33H66V32H65ZM65 33H64V34H65ZM67 33H68V32H67ZM78 33H79V32H78ZM102 33H103V32H102ZM115 33H116V32H115ZM121 33H122V32H121ZM160 33H162V32H160ZM164 33H165V32H164ZM198 33H199V32H198ZM200 33H201V32H200ZM207 33H208V32H207ZM219 33H220V32H219ZM231 33H232V32H231ZM233 33H234V31H233ZM238 33H239V32H238ZM248 33H250V32H248ZM4 34H5V32H4ZM40 34H41V33H40ZM40 34H39V35H40ZM59 34H61V33H59ZM59 34H58V37L60 36ZM62 34H63V32H62ZM80 34H81V33H80ZM80 34H77V35H80ZM83 34H84V33H83ZM88 34H89V33H88ZM92 34H96V33H92ZM110 34H111V33H110ZM123 34H124V33H123ZM123 34H122V35H123ZM125 34H127V33H125ZM129 34H130V33H129ZM134 34H135V33H134ZM136 34H137V31H136ZM139 34H140V35L142 34V33H140V30H139ZM143 34H144V33H143ZM143 34H142V35H143ZM145 34H146V32H145ZM183 34H184V33H183ZM202 34H203V33H202ZM204 34H205V33H204ZM252 34L254 35V33H252ZM255 34H256V33H255ZM261 34H262L261 36H264L263 33H261ZM16 35H18V34H16ZM77 35H76V36H77ZM99 35H100V34H99ZM108 35H109V33H108ZM115 35H116V34H115ZM120 35H121V34H120ZM122 35H121V36H122ZM140 35H139V36H140ZM169 35H170V34H169ZM184 35H185V34H184ZM209 35H210V34H209ZM209 35H208V37H210ZM233 35H234V34H233ZM244 35H245V34H244ZM1 36H2V34H1ZM61 36H62V35H61ZM61 36H60V37H61ZM65 36H66V34H65ZM81 36H84V35H81ZM81 36H80V37H81ZM86 36H87V35H86ZM101 36H102V35H101ZM117 36H118V35H117ZM124 36H125V35H124ZM124 36H123V38H124ZM128 36H129V35H128ZM133 36H134V35H133ZM139 36H138V37H139ZM143 36H145V35H143ZM159 36H160V35H159ZM170 36H171V35H170ZM191 36H192V35H191ZM200 36H201V34H200ZM203 36H204V35H203ZM215 36H216V35H215ZM219 36H220V35H219ZM223 36H224V35H223ZM238 36H239V35H238ZM248 36H249V35H248ZM40 37H41V36H40ZM60 37H59V38H60ZM63 37H64V36H63ZM72 37H73V36H72ZM87 37H88V36H87ZM134 37H135V36H134ZM136 37H137V36H136ZM140 37H141V36H140ZM150 37H151V36H150ZM160 37H161V36H160ZM180 37H181V36H180ZM182 37H183V36H182ZM211 37H212V36H211ZM225 37H226V36H225ZM228 37H229V36H228ZM234 37H235V36H234ZM42 38H43V37H42ZM44 38H45V37H44ZM53 38H54V37H53ZM53 38H52V39H53ZM65 38H66V37H65ZM75 38H76V37H75ZM90 38H91V37H90ZM90 38H88V40H89ZM93 38H94V36H93ZM114 38H115V37H114ZM118 38L121 39L120 37H118ZM147 38H148V37H147ZM162 38H163V37H162ZM190 38H191V37H190ZM11 39H12V38H11ZM56 39L58 40V38H56ZM63 39H64V38H63ZM81 39H82V38H81ZM81 39H79V38H78V39L76 38V39H74V40L71 39L72 42H71V43H68V45L66 44V47L64 48V50H63V49H60V50H62V53L66 52V51H68L69 49H72V48H74V49L76 50V46L73 47L72 45H76V43L78 42L77 40H81ZM85 39H86V38H84V39H82V40L85 41ZM124 39H125V38H124ZM124 39H123V40H124ZM153 39H154V38H153ZM158 39H160V38H158ZM158 39H157V40H158ZM163 39H164V38H163ZM179 39H180V38H179ZM181 39H182V38H181ZM200 39H201V38H200ZM209 39H210V38H209ZM212 39H213V38H212ZM218 39H219V37H218ZM246 39H247V38H246ZM39 40H40V39H39ZM46 40H47V39H46ZM53 40H54V39H53ZM57 40H54V41H55L54 44L57 42ZM60 40H61V39H60ZM65 40H66V39H65ZM90 40H91V39H90ZM139 40H140V39H139ZM142 40H143V39H142ZM155 40H156V39H155ZM157 40H156V41H157ZM167 40H168V38H167ZM169 40H170V39H169ZM190 40H192V39H190ZM210 40H211V39H210ZM247 40H248V39H247ZM1 41H2V40H1ZM8 41H9V39H8ZM44 41H45V40H44ZM49 41H50V40H49ZM68 41H69V40H68ZM76 41H77V42H76ZM121 41H122V40H121ZM121 41H119V42H121ZM130 41H131V40H130ZM134 41H135V43H136L137 40L135 39ZM152 41H153V40H152ZM163 41H164V40H163ZM175 41H176V40H175ZM192 41H193V40H192ZM205 41H206V40H205ZM219 41H220V40H219ZM224 41H225V40H224ZM232 41H233V40H232ZM5 42H6V41H5ZM5 42H4V43H5ZM11 42H12V40H11ZM58 42H61V41H58ZM64 42H65V41H64ZM75 42H76V43H75ZM79 42H81V41H79ZM115 42H116V41H115ZM115 42H114V43H115ZM125 42H126V41H125ZM137 42H138V41H137ZM150 42H151V41H150ZM169 42H170V41H168L167 43L169 44ZM171 42H172V41H171ZM173 42H174V41H173ZM178 42H180V41H178ZM222 42H223V41H222ZM249 42H250V41H249ZM253 42H254V41H253ZM256 42H257V40H256ZM263 42H264V41H263ZM48 43H49V42H48ZM62 43H63V42H62ZM74 43H75V44H74ZM83 43H86V42H83ZM127 43H129V42H127ZM132 43H133V42H132ZM142 43H143V42H142ZM142 43H141V44H142ZM146 43H147V42H146ZM154 43H156V42L153 41V44H154ZM175 43H176V42H174L173 45H175ZM195 43H196V42H195ZM197 43H198V42H197ZM217 43H218V42H217ZM239 43H240V42H239ZM247 43H248V42H247ZM254 43H255V42H254ZM12 44H13V43H12ZM64 44H65V43H64ZM78 44H79V43H78ZM109 44H110V43H109ZM109 44H108V45H109ZM123 44H124V43H123ZM123 44H122V45H123ZM136 44H138V43H136ZM148 44H150V43H148ZM148 44H147V45H148ZM160 44H161V43H160ZM176 44H177V43H176ZM181 44H182V43H181ZM186 44H187V43H186ZM199 44H200V43H199ZM212 44H213V43H212ZM222 44H223V43H222ZM226 44H227V43H226ZM261 44H262V42H261ZM93 45H94V44H93ZM119 45H120V44H119ZM131 45H132V44H130V46H131ZM151 45H152V42H151ZM154 45H155V44H154ZM161 45H162V44H161ZM170 45H171V44H170ZM193 45H194V44H193ZM193 45H192V46H193ZM200 45H201V44H200ZM200 45H199V47H200ZM220 45H221V43H220ZM246 45H248V44H246ZM255 45H256V44H255ZM5 46H6V44H5ZM27 46H28V45H27ZM54 46H55V45H54ZM54 46H53V47H54ZM62 46H63V45H62ZM62 46H61V47H62ZM64 46H65V45H64ZM77 46H78V45H77ZM79 46H80V45H79ZM82 46H83V45H82ZM111 46H114V45H111ZM138 46H140V44H139ZM144 46H145V45H144ZM144 46H143V48H144ZM155 46H156V45H155ZM157 46H158V45H157ZM157 46H156V47H157ZM178 46H179V45H178ZM190 46H191V44H190ZM192 46H191V47H192ZM197 46H198V45H197ZM202 46H203V45H202ZM212 46H214V45H212ZM3 47H4V46H3ZM10 47H11V45H10ZM58 47H59V46H58ZM115 47H116V45L114 46V49H115ZM118 47H121V45L118 46ZM131 47H132V46H131ZM133 47H134V46H133ZM133 47H132V48H133ZM170 47H171V46H170ZM237 47H238V46H237ZM245 47H247V46H245ZM256 47H257V46H256ZM79 48H80V47H78V49H79ZM116 48H117V47H116ZM135 48H136V47H135ZM137 48H138V47H137ZM139 48H140V47H139ZM168 48H169V47H168ZM185 48H186V45H185ZM253 48H254V47H253ZM257 48H258V47H257ZM263 48H264V47H263ZM263 48H262V50H263ZM74 49H73V50H74ZM85 49H86V47H85ZM110 49H111V48H110ZM112 49H113V48H112ZM112 49H111V50H112ZM145 49H146V48H145ZM153 49H154V48H153ZM155 49H156V48H155ZM180 49H181V48H180ZM183 49H184V48H183ZM199 49H200V48H199ZM201 49H202V48H201ZM221 49H222V48H221ZM249 49H250V48H249ZM12 50H13V49H12ZM53 50H54V49H53ZM56 50H57V49H56ZM87 50H88V49H87ZM100 50H101V49H100ZM100 50H98V52H99ZM127 50H128V48H127ZM130 50H131V49H130ZM190 50H191V49H190ZM190 50H189V51H190ZM225 50H226V49H225ZM228 50H230V48H229ZM228 50H226V51H228ZM231 50H232V49H231ZM235 50H236V48H235ZM235 50H234V51H235ZM253 50H255V49H253ZM3 51H6V50H3ZM9 51H10V50H9ZM48 51H49V50H48ZM58 51H59V50H58ZM63 51H64V52H63ZM70 51H71V50H70ZM70 51H69V52H70ZM88 51H89V53H90V50H88ZM108 51H109V50H108ZM112 51H113V50H112ZM115 51H116V50H115ZM115 51H114V54H115ZM134 51H135V50H134ZM136 51H137V50H136ZM138 51H139V49H138ZM154 51H155V50H154ZM172 51H173V50H172ZM198 51H199V50H198ZM200 51H201V50H200ZM220 51H221V50H220ZM239 51H240V50H239ZM6 52H7V51H6ZM50 52H51V51H50ZM84 52H85V51H84ZM84 52H82V54H84ZM91 52L93 53L94 51L91 50ZM119 52H120V50L117 51L118 54H119ZM121 52H122V51H121ZM129 52H130V51H128V53H129ZM142 52H143V51H142ZM144 52H145V51H144ZM144 52H143V53H144ZM152 52H153V51H152ZM155 52H157V51H155ZM184 52H185V51H184ZM221 52H222V51H221ZM221 52H220V53H221ZM228 52H229V51H228ZM231 52H232V51H231ZM256 52H257V51H256ZM263 52H264V51H263ZM48 53H49V52H48ZM77 53H78V51H77ZM145 53H146V52H145ZM147 53H148V52H147ZM169 53H170V52H169ZM177 53H179V52H177ZM201 53H202V52H201ZM79 54H81V53L79 52ZM94 54H95V52H94ZM112 54H113V53H112ZM167 54H168V53H167ZM183 54H184V53H183ZM255 54H256V53H255ZM257 54H258V52H257ZM9 55H10V54H9ZM29 55H30V54H29ZM55 55H56V54H55ZM55 55H54V56H55ZM59 55H60V54H59ZM73 55H75V54H73V53L70 54V56H73ZM84 55H85V54H84ZM86 55H88V53H87ZM92 55H93V54H92ZM105 55H106V54H105ZM116 55H117V54H116ZM121 55H122V54H121ZM125 55H127V53H125ZM131 55H132V54H131ZM133 55H135V54L133 53ZM141 55L143 56V54H141ZM145 55H146V54H144V57H145ZM148 55H149V54H147V57H149ZM153 55H154V54H153ZM153 55H152V57H153ZM192 55H193V54H192ZM192 55H191V56H192ZM212 55H213V54H212ZM219 55H221V54H219ZM225 55H226V53H225ZM231 55H232V54H231ZM231 55H228V56L231 57ZM234 55H235V54H234ZM238 55H239V54H238ZM240 55H242V54H240ZM240 55H239V56H240ZM243 55H245V54H243ZM258 55H259V54H258ZM263 55H264V53H263ZM65 56H66V55H65ZM88 56L91 57L90 55H88ZM96 56H97V55H96ZM150 56H151V55H150ZM167 56H168V55H167ZM193 56H194V55H193ZM201 56H202V55H201ZM213 56H214V55H213ZM222 56H223V55H221L220 57H222ZM235 56H236V55H235ZM9 57H10V56H9ZM67 57H69V56L67 55ZM78 57H79V55H78ZM80 57H81V55H80ZM93 57H94V55H93ZM93 57H91V58H93ZM106 57H108V56L106 55ZM113 57H114V56H113ZM113 57H112V58H113ZM117 57H119V55H117ZM125 57H127V56H125ZM134 57H136V55H135ZM164 57H165V55H164ZM164 57H163V59H164ZM189 57H190V55H189ZM230 57H229V58H230ZM233 57H234V56H233ZM237 57H238V56H237ZM247 57H249V56H247ZM263 57H264V56H263ZM12 58H13V57H12ZM12 58H8V59L13 60ZM30 58H31V57H30ZM33 58H34V57H33ZM55 58H56V57H55ZM70 58H71V57H70ZM87 58H88V57H87ZM87 58H86V59H87ZM100 58H101V57H100ZM100 58H99V59H100ZM128 58H129V57H128ZM142 58H143V57H142ZM150 58H151V57H150ZM155 58H157V57H155ZM179 58L181 59V57H179ZM202 58H203V57H202ZM211 58H212V57H211ZM211 58H209V59H211ZM256 58H257V57H256ZM258 58H259V57H258ZM8 59H7V60H8ZM73 59L75 60L76 58H72V60H73ZM78 59H79V58H78ZM104 59H105V60L107 59L106 61H109V60H110V58H109V60H108V58H104ZM118 59H119V58H118ZM125 59H126V58H125ZM132 59H134V58H132ZM136 59H137V58H136ZM138 59L140 60V56H139ZM138 59H137V60H138ZM143 59H144V58H143ZM173 59H174V58H173ZM175 59H176V58H175ZM177 59H178V58H177ZM185 59H186V58H185ZM197 59H199V58H197ZM213 59H214V58H213ZM218 59H219V58H218ZM224 59H225V58H224ZM236 59H237V58H236ZM236 59H235V60H236ZM238 59H239V58H238ZM244 59H245V58H244ZM250 59H251V58H250ZM1 60H2V59H1ZM1 60H0V61H1ZM56 60H57V59H56ZM76 60H77V59H76ZM79 60H80V59H79ZM95 60H96V59H95ZM97 60H98V59H97ZM102 60H103V59H102ZM122 60H123V59H122ZM127 60H128V59H127ZM129 60H130V59H129ZM129 60H128V61H129ZM149 60H150V59H149ZM152 60H155V59L152 58ZM156 60H157V59H156ZM158 60H159V59H158ZM160 60H161V59H160ZM170 60H171V59H170ZM215 60H216V59H215ZM219 60H220V59H219ZM225 60H226V59H225ZM61 61L63 62L62 59H61ZM66 61H67V59H66ZM66 61H65V62H66ZM70 61H71V60H70ZM82 61H83V59H82ZM82 61H79V62H82ZM84 61H87V62H88V60H84ZM106 61H105V62H106ZM113 61H114V60H113ZM118 61H119V60H118ZM118 61H117V62H118ZM124 61H125V60H124ZM141 61H142V60H141ZM180 61H181V60H180ZM188 61H189V60H188ZM206 61H207V60H206ZM208 61H210V60H208ZM242 61H243V58H242ZM244 61H245V60H244ZM244 61H243V63H244ZM251 61H252V60H251ZM251 61L249 60V62H251ZM262 61H264V60H262ZM71 62H72V61H71ZM76 62H77V61H76ZM79 62H78V63H79ZM87 62H85V63H87ZM129 62H130V61H129ZM129 62H128V63H129ZM139 62H140V61H139ZM144 62H145V61H144ZM150 62H151V61H150ZM156 62H157V61H156ZM158 62H159V61H158ZM181 62H182V61H181ZM185 62H186V61H185ZM212 62H213V61H212ZM212 62H211V63H212ZM215 62H216V61H215ZM217 62H218V61H217ZM217 62H216V63H217ZM222 62H223V61H222ZM222 62L220 61L221 64H222ZM224 62H225V61H224ZM246 62H247V61H246ZM254 62H255V61H254ZM254 62L252 61V63H254ZM6 63H7V62H6ZM10 63H11V61H10ZM53 63H54V62H53ZM69 63H70V62H69ZM90 63H91V61H90ZM120 63H121V62L119 61V64H120ZM126 63H127V62H126ZM132 63H134V61H133ZM136 63H137V62H136ZM140 63H141V62H140ZM145 63L147 64V62H145ZM152 63H154V61H153ZM167 63H168V62H167ZM171 63H173V62H171ZM230 63H231V62H230ZM236 63H237V62H236ZM238 63H240V62H238ZM243 63H241V64H243ZM257 63H258V62H257ZM257 63H256V64H257ZM65 64H67V63H65ZM70 64H71V63H70ZM70 64H68V65H70ZM74 64H75V62H74ZM83 64H84V62H83ZM83 64H82V65H83ZM88 64H89V62H88ZM102 64H103V63H102ZM109 64H111V63H109ZM173 64H174V63H173ZM214 64H215V63H214ZM226 64H228V63H226ZM244 64H245V63H244ZM248 64H249V63H248ZM9 65H10V64H9ZM54 65H55V64H54ZM56 65H57V64H56ZM60 65H62L60 68H62V67L64 68V66H63L64 64H63V63H62V64L59 63V66H60ZM98 65H99V64H98ZM115 65H116V64H114L113 66H115ZM120 65H122V64H120ZM123 65H124V64H123ZM128 65H130V64H128ZM144 65H145V64H144ZM144 65H143V67H144ZM158 65H159V64H158ZM158 65H157V66H158ZM160 65H161V64H160ZM165 65H166V64H165ZM192 65H193V64H192ZM192 65H191V66H192ZM216 65H218V64H216ZM224 65H225V63H224ZM245 65H246V64H245ZM262 65H263V64H262ZM59 66H58L57 68H59ZM66 66H67V65H66ZM77 66L80 67L81 65L77 64ZM84 66H86V65H84ZM87 66H88V65H87ZM89 66H90V65H89ZM89 66H88V67H89ZM102 66H103V65H102ZM102 66H101V67H102ZM106 66H108L107 63H106ZM139 66H140V65H139ZM145 66H146V65H145ZM150 66H151V65H150ZM222 66H223V65H222ZM231 66H232V64H231ZM242 66H243V65H242ZM250 66H251V64H250ZM253 66H255V65H253ZM0 67H1V66H0ZM5 67H6V66H5ZM15 67H16V66H15ZM54 67L56 68V66H54ZM71 67H72V66H71ZM99 67H100V66H99ZM99 67H98V68H99ZM101 67H100L99 69H101ZM104 67H105V66H104ZM108 67H109V66H108ZM110 67H111V66H110ZM118 67H119V66H117V68H118ZM123 67H124V66H123ZM126 67L128 68V66H126ZM131 67H132V66H131ZM141 67H142V66H141ZM141 67H140V68H141ZM143 67H142V68H143ZM148 67H149V66H148ZM158 67H160V66H158ZM181 67H182V66H181ZM184 67H185V66H184ZM193 67H194V66H193ZM246 67H247V66H246ZM246 67H245V68H246ZM251 67H252V66H251ZM6 68H7V67H6ZM63 68L60 69V70H63ZM72 68H73V67H72ZM75 68H76V66H75ZM75 68H74V69H75ZM77 68H78V67H77ZM106 68H107V67H106ZM111 68H112V67H111ZM111 68H110V69H111ZM137 68H138V65H137ZM140 68H139V69H140ZM142 68H141V70H142ZM145 68H146V67H145ZM145 68H144V69H145ZM161 68H162V66H161ZM167 68H168V67H167ZM173 68H175V67H173ZM220 68H223V67H220ZM233 68H235V67H233ZM253 68H254V67H253ZM256 68H257V67H256ZM261 68H262V67H261ZM261 68H260V69H261ZM11 69H12V68H11ZM68 69H69V71H70V68H67V70H68ZM79 69H80V68H79ZM79 69H76V70H79ZM110 69H109V70H110ZM115 69H116V68H115ZM129 69H130V68H129ZM131 69H133V68H131ZM144 69H143L142 71H144ZM152 69H153V68H152ZM154 69H155V68H154ZM164 69H165V68H164ZM182 69H183V68H182ZM191 69H192V68H191ZM191 69H190V70H191ZM226 69H227V68H226ZM239 69H240V68H239ZM242 69H243V68H242ZM258 69H259V68H257L256 70H258ZM260 69H259V71H260ZM81 70H83V69L81 68L79 71H81ZM104 70H105V69H104ZM109 70H108V71H109ZM113 70H114V69H113ZM124 70H126V69H124ZM141 70H139V73H140V74H141V72H140ZM180 70H181V69H180ZM186 70H189V69H186ZM190 70H189V71H190ZM192 70H193V69H192ZM207 70H208V69H207ZM207 70H206V72H207ZM209 70H210V69H209ZM216 70H217V69H216ZM244 70H245V69H244ZM251 70H252V69H251ZM11 71H12V70H11ZM55 71H56V69H55ZM65 71H66V70H65ZM83 71H84V70H83ZM102 71H103V70H102ZM145 71H146V70H145ZM147 71H148V70H147ZM147 71H146V72H147ZM156 71H157V70H156ZM181 71H182V70H181ZM200 71H201V70H200ZM228 71H229V70H228ZM253 71H255V70H253ZM62 72H63V71H62ZM72 72H74V70H73ZM81 72H82V71H81ZM81 72H80V73H81ZM84 72H85V71H84ZM86 72H87V71H86ZM103 72H104V71H103ZM116 72H117V70H116L114 73H116ZM126 72H127V71H126ZM128 72H129V70H128ZM177 72H178V71H177ZM194 72H195V71H193V73H194ZM208 72H209V71H208ZM208 72H207V73H208ZM210 72H211V74H212V71H210ZM216 72H217V71H216ZM250 72H251V71H250ZM66 73H67V72H66ZM76 73H78V72H76ZM76 73H75V74H76ZM80 73H78V75H80ZM82 73H83V72H82ZM82 73H81V74H82ZM88 73H89V72H88ZM100 73H102V72H100ZM104 73H105V72H104ZM112 73H113V72H112ZM112 73H111V74H112ZM123 73H124V72H123ZM129 73H130V72H129ZM132 73H133V70H132ZM135 73H137V72H135ZM166 73H167V72H166ZM182 73H183V74H184V73L187 74L186 71H184V72L182 71L181 74H182ZM202 73H203V72H202ZM219 73H220V72H218V74H219ZM232 73H233V71H232ZM247 73H248V72H247ZM251 73H252V72H251ZM255 73H256V72H255ZM60 74H61V73H60ZM62 74H63V73H62ZM105 74L108 75L107 72H106ZM109 74H110V72H109ZM127 74H128V73H127ZM143 74H144V73H143ZM151 74H152V73H151ZM173 74H174V73H173ZM240 74H241V73H240ZM10 75H11V74H10ZM54 75H55V73H54ZM64 75H65V74H63V76H64ZM72 75H73V73L71 74V76H72ZM102 75H103V74H102ZM113 75H114V74H113ZM128 75H129V74H128ZM128 75H127V76H128ZM147 75H148V73L146 74V77H147ZM153 75H154V74H153ZM196 75H197V74H196ZM233 75H234V74H233ZM243 75H244V74H243ZM252 75H253V73H252ZM48 76H49V75H48ZM69 76H70V75H69ZM71 76H70V79L72 80ZM74 76H75V75H74ZM76 76H77V75H76ZM76 76H75V79H76ZM80 76H81V75H80ZM114 76H115V75H114ZM122 76H124V75H122ZM129 76H130V75H129ZM136 76H137V75H136ZM142 76H143V75L141 74V77H142ZM166 76H167V74L165 75V77H166ZM179 76H181V75L179 74ZM179 76H178V78H179ZM203 76H205V75H203ZM235 76H236V75H235ZM253 76H254V75H253ZM54 77H56V76H54ZM59 77H61V75H60ZM112 77H113V76H112ZM116 77H117V76H116ZM116 77H115V78H116ZM118 77H119V76H118ZM130 77H131V76H130ZM66 78L68 79V77H66ZM77 78H78V77H77ZM83 78H84V75H83ZM85 78H86V77H85ZM121 78H122V77H121ZM144 78H145V77H144ZM174 78H175V77H174ZM180 78H181V77H180ZM205 78H206V77H205ZM207 78H208V77H207ZM229 78H230V76H229ZM56 79H57V78H56ZM64 79H65V78H64ZM75 79H74V81H75ZM119 79H120V77H119ZM126 79H127V78H126ZM126 79H123V80H126ZM129 79H130V78H129ZM141 79H142V78H141ZM149 79H150V78H149ZM159 79H160V78H159ZM165 79H166V78H165ZM236 79H237V77H236ZM250 79H252V78H250ZM76 80H78V79H76ZM94 80H95V79H94ZM137 80H138V79H137ZM160 80H161V79H160ZM180 80H181V79H180ZM66 81H67V80H66ZM81 81H82V80H81ZM87 81H88V80H87ZM121 81H122V80H121ZM121 81H120V83H121ZM126 81L129 82L128 79H127ZM130 81H131V79H130ZM142 81H143V80H142ZM142 81H141V82H142ZM158 81H159V80H158ZM211 81H212V79H211ZM51 82H52V81H51ZM77 82H78V81H77ZM77 82H75V83H77ZM101 82H102V81H101ZM128 82H127V83H128ZM136 82H137V81H136ZM138 82H139V81H138ZM138 82H137V83H138ZM141 82H140V83H141ZM166 82H167V81H166ZM208 82H209V81H208ZM220 82H221V81H220ZM242 82H243V81H242ZM248 82H249V81H248ZM8 83L10 84L11 82L8 81ZM65 83H66V82H65ZM67 83H70V84H71L72 82H71V81H69V82L67 81ZM86 83H87V84H86ZM86 83H85L86 85H89L88 82H86ZM89 83H90V82H89ZM99 83H100V81H99ZM123 83H126V82H122V84H123ZM129 83H130V82H129ZM140 83H138V86H139ZM144 83H146V82L144 81ZM157 83H158V82H157ZM180 83H181V82H180ZM206 83H207V82H206ZM209 83H210V82H209ZM212 83H213V81H212ZM225 83H226V82H225ZM232 83H233V82H232ZM17 84H19V83H17ZM78 84H79V82H78ZM102 84H104V83H101V85H102ZM118 84H119V83H118ZM133 84H134V83H133ZM164 84H165V83H164ZM174 84H176V83H174ZM207 84H208V83H207ZM244 84H245V83H244ZM253 84H255V82H254ZM257 84H258V83H257ZM76 85H77V84H76ZM81 85H83V84L81 83ZM119 85H120V84H119ZM119 85H118V87H119ZM126 85H127V84H126ZM129 85H130V84H129ZM143 85H145V84H143ZM170 85H171V84H170ZM181 85H182V84H181ZM183 85H184V83H183ZM183 85H182V86H183ZM208 85H210V84H208ZM214 85H216V84L214 83ZM255 85H256V84H255ZM259 85L261 86V84H259ZM7 86H8V85H7ZM66 86H67V85H66ZM68 86H70V85H68ZM84 86H85V85H84ZM98 86H99V84H98ZM120 86H121V85H120ZM124 86H125V85H124ZM155 86H156V85H155ZM161 86H162V85H161ZM177 86H178V83H177ZM185 86H186V85H185ZM212 86H213V85H212ZM244 86H245V85H244ZM252 86H253V85H252ZM256 86H258V85H256ZM51 87H52V86H51ZM73 87H74V86H73ZM86 87H88V86H85V88H86ZM95 87H96V86H95ZM125 87H126V86H125ZM125 87H124V88H125ZM132 87H133V85H132ZM143 87H144V86H143ZM162 87H163V86H162ZM180 87H181V86H180ZM214 87H215V86H214ZM248 87H249V86H248ZM55 88H56V87H55ZM62 88H63V87H62ZM69 88H70V87H69ZM88 88H89V87H88ZM91 88H92V86H91ZM115 88H116V87H115ZM130 88H131V87H130ZM134 88H135V87H134ZM141 88H142V87H141ZM160 88H161V87H160ZM212 88H213V87H212ZM219 88H220V86H219ZM14 89H15V88H14ZM78 89H79V88H78ZM78 89H77V86H76V91H77ZM86 89H87V88H86ZM86 89L83 88V91L86 90ZM92 89H93V88H92ZM109 89L111 90V88H109ZM125 89H126V88H125ZM137 89H138V88H137ZM154 89H155V88H154ZM162 89H163V88H162ZM162 89H161V90H162ZM183 89H184V88H183ZM186 89H187V88H186ZM188 89H189V88H188ZM208 89H209V88H208ZM223 89H224V88H223ZM230 89H231V88H230ZM232 89H233V88H232ZM240 89H241V88H240ZM248 89H252V88L249 87ZM248 89H247V90H248ZM23 90H24V89H23ZM27 90H28V89H27ZM29 90H30V89H29ZM55 90H56V89H55ZM89 90H91V89H89ZM133 90H134V89H133ZM146 90H147V89H146ZM161 90H160V91H161ZM175 90H176V89H175ZM233 90H234V89H233ZM255 90H256V89H255ZM261 90H262V89H261ZM16 91H17V90H16ZM70 91H71V89H70ZM72 91H73V90H72ZM81 91H82V90H81ZM94 91H95V90H94ZM108 91H109V90H108ZM122 91H123V89H122ZM126 91H128V90H126ZM147 91H148V90H147ZM218 91H219V90H218ZM249 91H250V90H249ZM1 92H3V89H2ZM27 92H28V91H27ZM56 92H57V91H56ZM74 92H75V91H74ZM78 92H79V90H78ZM84 92H85V91H84ZM88 92H89V91H88ZM104 92H106V91H104ZM129 92H130V91H129ZM141 92H142V90H141ZM158 92H159V91H158ZM188 92H189V91H188ZM210 92H211V91H210ZM233 92H234V91H233ZM233 92H232V93H233ZM261 92H262V91H261ZM11 93H12V92H11ZM11 93H10V94H11ZM21 93H22V92H21ZM63 93H64V92H63ZM93 93H94V92H93ZM95 93H96V92H95ZM110 93H111V92H110ZM127 93H128V92H126V95H127ZM130 93H132V92H130ZM137 93H138V91H137ZM162 93H163V92H162ZM248 93H249V92H248ZM256 93H257V92H256ZM0 94H1V93H0ZM2 94H3V93H2ZM60 94H61V93H60ZM73 94H75V93H73ZM80 94H81V93H80ZM85 94H87V93H85ZM90 94H91V93H90ZM90 94H89V95H90ZM103 94H105V93H103ZM103 94H102V95H103ZM148 94H149V93H148ZM163 94H164V93H163ZM178 94H179V93H178ZM183 94H184V93H183ZM6 95H7V94H6ZM63 95H64V94H63ZM77 95H78V94H77ZM98 95H99V94H98ZM109 95H110V94H109ZM124 95H125V94H124ZM133 95H134V94H133ZM142 95H143V94H142ZM160 95H161V93H160ZM232 95H234V94H232ZM257 95H258V94H257ZM257 95H256V97H257ZM260 95H261V93H260ZM9 96H10V95H9ZM21 96H22V95H21ZM55 96H58V95L56 94ZM61 96H62V94H61ZM74 96H75V95H74ZM78 96L80 97V95H78ZM78 96H77V97H78ZM137 96H138V95H137ZM137 96H136V97H137ZM163 96H164V95H163ZM180 96H181V95H179L178 97H180ZM182 96H183V95H182ZM182 96H181V97H182ZM75 97H76V96H75ZM79 97H78V98H79ZM99 97H101V96H99ZM136 97H135V98H136ZM142 97H143V96H142ZM152 97H154V96H152ZM161 97H162V96H161ZM166 97H167V96H166ZM178 97H177V98H178ZM193 97H194V96H193ZM208 97H209V96H208ZM232 97H233V96H232ZM3 98H5V97H3ZM12 98H13V97H12ZM19 98H20V97H19ZM56 98H57V97H56ZM56 98H55V99H56ZM59 98H60V97H59ZM72 98H74V97H72ZM88 98H90V96L87 97V100H88ZM92 98H93V97H92ZM95 98H96V97H95ZM95 98H93V99H95ZM135 98H134V99H135ZM156 98H157V97H156ZM156 98H155V99H156ZM158 98H159V97H158ZM174 98H175V97H174ZM201 98H202V97H201ZM228 98H229V97H228ZM260 98H261V96H260ZM14 99H15V98H14ZM21 99H22V98H21ZM62 99H63V98H62ZM70 99H71V98H70ZM75 99H77V98H75ZM80 99H81V98H80ZM80 99H77V100L81 101L82 99H81V100H80ZM83 99H84V98H83ZM170 99H171V97H170ZM178 99H179V98H178ZM183 99H184V98H183ZM187 99H188V98H187ZM207 99H208V98H207ZM209 99H210V98H209ZM218 99H219V98H218ZM223 99H224V98H223ZM254 99H255V98H254ZM0 100H1V101H5V99L2 100L1 98H0ZM57 100H58V101L60 100L59 102L61 103V98H60V99H57ZM66 100H67V98H66ZM77 100H76V101H77ZM180 100H181V99H180ZM185 100H186V99H185ZM245 100H246V98H245ZM1 101H0V102H1ZM67 101H69V100H67ZM82 101H83V100H82ZM96 101H97V100H96ZM116 101H117V100H116ZM125 101H126V100H125ZM141 101H142V100H141ZM151 101H152V100H151ZM160 101H161V100H160ZM160 101H159V103L161 104ZM208 101H209V100H208ZM240 101H241V99L239 100V102H240ZM59 102H58V103H59ZM112 102H113V101H112ZM114 102H115V101H114ZM126 102H128V101H126ZM139 102H140V101H139ZM147 102H148V100H147ZM172 102H173V101H172ZM182 102H184V101H182ZM188 102H189V101H188ZM190 102H191V101H190ZM263 102H264V100H263ZM56 103H57V102H56ZM66 103H67V102H66ZM68 103H69V102H68ZM70 103H71V102H70ZM73 103H74V102H73ZM83 103H84V102H83ZM86 103H92V102L89 101V102H86ZM107 103H108V102H107ZM130 103H131V102H130ZM130 103H129V104H130ZM135 103H136V102H135ZM148 103H149V102H148ZM243 103H244V102H243ZM243 103H242V104H243ZM251 103H252V102H251ZM33 104H34V103H33ZM94 104H95V103H94ZM142 104L144 105V103H142ZM177 104H178V103H177ZM193 104H194V106H196V105H195V102H194ZM200 104H201V103H200ZM234 104H235V103H234ZM236 104H237V103H236ZM59 105L61 106V104H59ZM67 105H68V104H67ZM72 105H73V104H72ZM78 105H79V104H78ZM84 105H85V104H84ZM100 105H101V103H100ZM108 105H109V104H108ZM132 105H133V104H132ZM162 105H163V103H162ZM164 105H165V103H164ZM166 105L169 107V104L166 103ZM197 105H199V104H197ZM253 105H254V104H253ZM3 106H4V105H3ZM62 106H63V105H62ZM62 106H61V108H62ZM80 106H81V105H80ZM92 106H93V105H92ZM112 106H113V104H112ZM160 106H161V105H160ZM216 106H217V105H216ZM256 106H257V105H256ZM63 107H65V106H63ZM70 107H71V106H70ZM102 107H103V106H102ZM110 107H111V106H110ZM144 107H145V106H144ZM148 107H149V106H148ZM152 107H153V106H152ZM155 107H156V106H155ZM158 107H159V106H158ZM158 107H156V108H158ZM162 107H163V106H162ZM182 107H183V106H182ZM188 107H189V105H188ZM188 107H187V108H188ZM205 107H207V106H205ZM1 108H2V107H1ZM7 108H8V107H7ZM75 108H77V107H75ZM82 108H83V106H82ZM91 108H92V107H91ZM95 108H96V107H95ZM99 108H100V107H99ZM106 108H107V106H106ZM117 108H118V107H117ZM150 108H151V107H150ZM150 108H148V109H150ZM164 108H165V107L161 108V110L164 109ZM174 108H175V107H174ZM198 108H199V107H198ZM207 108H208V107H207ZM12 109H13V108H12ZM64 109H65V108H62L61 111L64 110ZM67 109H68V108H67ZM85 109H86V108L82 109L81 112H83V110H85ZM89 109H90V108H89ZM97 109H98V108H97ZM142 109H145V108H142ZM172 109H173V108H172ZM179 109H180V108H179ZM235 109H236V108H235ZM235 109H233V110H235ZM257 109H258V108H257ZM8 110H10V109H8ZM70 110H71V109H70ZM70 110H69V111H70ZM73 110H74V109H73ZM73 110H72V111H73ZM93 110H95V109H93ZM93 110H92V111H93ZM154 110H155V108H154ZM165 110L167 111L168 109L165 108ZM169 110H170V108H169ZM1 111H2V110H1ZM1 111H0V112H1ZM4 111H6V110H4ZM61 111H60V112H61ZM67 111H68V110H67ZM86 111H88V110H86ZM100 111H101V109H100ZM104 111H105V109H104ZM111 111H113L112 108H111ZM115 111H116V108H115ZM119 111H120V110H118V112H119ZM125 111H126V109H125ZM136 111H137V110H136ZM158 111H159V110H158ZM182 111H185V112H186V110H183V109H182ZM182 111H181V113H183ZM192 111H193V110H192ZM192 111L189 110L188 112H192ZM201 111H202V110H201ZM203 111H204V110H203ZM235 111H236V110H235ZM237 111H238V110H237ZM76 112H78V111H76ZM79 112H80V111H79ZM90 112H91V111H89V113H90ZM95 112H96V111H95ZM101 112H102V111H101ZM122 112H123V111H122ZM137 112H138V111H137ZM147 112H148V111H147ZM155 112H156V111H155ZM169 112H173V113H174V110H173V111H169ZM176 112H177V110H176ZM176 112H175V113H176ZM2 113H3V112H2ZM2 113H1V114H2ZM5 113H6V112H5ZM57 113H58V112H57ZM72 113H74V111H73ZM123 113H124V112H123ZM125 113H126V112H125ZM135 113H136V112H135ZM164 113H165V112H164ZM173 113H172V114H173ZM197 113H198V112H197ZM197 113H196V114H197ZM206 113H207V112H206ZM211 113H213V112H211ZM211 113H210V114H211ZM230 113H232V112H230ZM233 113H234V112H233ZM233 113H232V114H233ZM239 113H240V112H239ZM251 113H253V112H251ZM256 113H257V112H256ZM256 113H254V114H256ZM11 114H12V113H11ZM23 114H24V113H23ZM55 114H56V113H55ZM65 114H66V113H65ZM82 114H83V113H82ZM82 114H81V115H82ZM90 114H91V113H90ZM92 114H94V113L92 112ZM95 114H96V113H95ZM98 114H99V113H98ZM108 114H109V111H108ZM140 114H141V112H140ZM140 114H139V115H140ZM143 114L145 115V112H143ZM148 114H150V113L148 112ZM152 114H153V113H152ZM159 114H161V111L159 112ZM166 114H167V113H166ZM178 114H179V112H178ZM186 114H188V113H186ZM186 114H185V115H186ZM207 114H208V113H207ZM207 114H206V116H208V118H209V115H207ZM220 114H221V112H220ZM4 115H5V114H4ZM58 115H59V114H58ZM60 115H61V114H60ZM62 115H63V113H62ZM72 115H73V114H72ZM79 115H80V114H79ZM114 115H115V114H114ZM118 115H119V114H118ZM132 115H133V114H132ZM132 115H131V116H132ZM161 115H162V114H161ZM194 115H195V114H194ZM197 115H199V113H198ZM197 115H196V116H197ZM212 115H213V114H212ZM216 115H217V114H216ZM235 115H236V114H235ZM241 115L244 116V113L241 114ZM261 115H262V114H261ZM263 115H264V114H263ZM56 116H57V115H56ZM82 116H83V115H82ZM90 116H93V115H90ZM125 116H126V115H125ZM137 116H138V115H137ZM175 116H176V115H175ZM175 116H174V118H175ZM218 116H219V115H218ZM220 116H221V115H220ZM222 116H223V115H222ZM230 116H231V115H230ZM245 116H246V115H245ZM245 116H244V117H245ZM248 116H250V115H248ZM53 117H54V116H53ZM97 117H98V116H97ZM107 117H108V116H107ZM116 117H117V116H115L114 118H116ZM141 117L143 118V115H142V114H141ZM141 117L139 116V118H141ZM165 117H166V116H165ZM178 117H179V116H178ZM211 117H213V116H211ZM244 117H243V118H244ZM250 117H251V116H250ZM0 118H2V116H0ZM59 118H60V117H59ZM59 118H58V119H59ZM64 118H65V117H64ZM69 118H70V117H69ZM77 118H78V117H77ZM79 118H81V117H79ZM93 118H94V117H93ZM99 118H100V117H99ZM99 118H98V119H99ZM105 118H106V117H105ZM114 118H113V119H114ZM118 118H119V117H118ZM132 118H134V117H132ZM142 118H141V119H142ZM149 118H150V117H149ZM151 118H152V117H151ZM151 118H150V119H151ZM153 118H156V117L153 116ZM153 118H152V119H153ZM179 118H180V117H179ZM179 118H177V119H179ZM201 118H202V117H201V115H200V119H201ZM214 118H216V117H214ZM214 118H212V119H214ZM224 118H225V116H224L222 119H224ZM251 118H252V117H251ZM2 119H3V118H2ZM65 119H67V118H65ZM87 119L91 120L90 118H87ZM87 119H86V120H87ZM98 119H97V120H98ZM113 119H112V120H113ZM116 119H117V118H116ZM136 119H137V117H136ZM157 119H158V118H157ZM159 119H160V117H159ZM161 119H162V118H161ZM217 119H218V118H217ZM248 119H249V117H248L246 120H248ZM26 120H27V119H26ZM67 120H69V119H67ZM95 120H96V119H95ZM97 120H96V121H97ZM102 120H103V119H102ZM102 120H101V121H102ZM118 120H119V119H118ZM131 120H132V119H131ZM154 120H155V119H154ZM166 120L168 121V119H166ZM171 120L173 121V118H172ZM181 120H182V119H181ZM181 120H180V122H181ZM191 120H192V119H191ZM230 120H231V119H230ZM235 120H236V119H235ZM242 120H243V119H242ZM250 120H251V119H250ZM252 120H254V119H252ZM50 121H51V120H50ZM53 121H54V120H53ZM59 121H60V120H59ZM59 121H57V123H58ZM62 121H63V119H62ZM70 121H71V119H70ZM72 121H73V120H72ZM79 121H80V120H79ZM92 121H93V120H92ZM96 121H94V122H96ZM101 121H100V122H101ZM134 121H135V120H134ZM148 121H149V120H148ZM160 121H161V120H160ZM163 121H164V119H163ZM174 121H175V120H174ZM182 121H183V120H182ZM186 121H187V120H186ZM189 121H190V120H189ZM193 121H194V120H193ZM224 121H225V120H224ZM224 121H223V122H224ZM233 121H234V120H233ZM254 121H257V120H254ZM254 121H253V123H254ZM24 122H26V121H24ZM80 122H81V121H80ZM82 122H83V121H82ZM100 122H99V123H100ZM103 122H104V121H103ZM107 122H109V121H107ZM115 122H116V121H115ZM137 122H138V120H137ZM156 122H157V121H156ZM156 122H155V123H156ZM164 122H165V121H164ZM184 122H185V121H184ZM200 122H201V121H200ZM200 122H198V123H200ZM217 122H218V121H217ZM217 122H215V124H217ZM236 122H239V120L236 121ZM242 122H243V121H241V123H242ZM248 122H249V120H248ZM248 122H247V123H248ZM259 122L261 123V121H259ZM21 123H22V122H21ZM54 123H55V121H54ZM65 123H66V121H65ZM65 123H64V124H65ZM67 123H68V121H67ZM71 123H72V122H71ZM83 123H84V122H83ZM86 123H88V122H86ZM91 123H92V122H91ZM91 123H90V124H91ZM104 123H105V122H104ZM116 123H117V122H116ZM122 123H123V120H122ZM126 123H127V122H126ZM133 123H134V122H133ZM138 123H139V122H138ZM144 123H145V122H144ZM147 123H148V122H147ZM153 123H154V122H153ZM157 123H158V122H157ZM166 123H167V122H166ZM186 123H187V122H186ZM191 123H192V121H191ZM218 123H219V122H218ZM224 123H225V122H224ZM227 123H228V122H227ZM234 123H235V121H234ZM251 123H252V121H251ZM48 124H49V123H48ZM61 124H62V123H61ZM64 124H63V125H64ZM76 124H77V123H76ZM101 124H102V123H101ZM101 124H100V125H101ZM118 124H120V123H118ZM127 124H128V123H127ZM140 124H141V123H140ZM140 124H139V125H140ZM150 124H151V123H150ZM187 124H188V123H187ZM196 124H197V123H195L194 126H196ZM202 124H203V123H202ZM206 124H207V123H206ZM230 124H231V123H230ZM245 124H246V122H245ZM248 124H249V123H248ZM258 124H259V123H258ZM21 125H22V124H21ZM66 125H68V124H66ZM104 125L106 126L107 124H104ZM104 125H103V126H104ZM108 125H109V124H108ZM132 125H133L134 127L136 126V125H134V124H132ZM142 125H143V124H142ZM144 125H145V124H144ZM156 125H157V124H155V126H156ZM180 125H181V124H180ZM191 125H193V124H191ZM207 125H208V124H207ZM221 125H222V123H221ZM223 125H224V124H223ZM225 125H226V124H225ZM227 125H228V124H227ZM231 125H233V128H234V129H231V130H234V131H235V126H234V124H231ZM235 125H236V124H235ZM250 125H251V124H250ZM250 125L247 126V127H251ZM261 125H262V124H261ZM261 125H260V126H261ZM59 126H62V125H59ZM72 126H74V125H72ZM75 126H76V125H75ZM77 126H78V125H77ZM82 126H83V125H82ZM82 126H81V127H82ZM87 126H88V125H87ZM90 126H91V125H90ZM105 126H104V128H105ZM125 126H126V125H125ZM125 126H124V127H125ZM128 126H130V124H129ZM152 126H153V125H152ZM165 126H166V125H165ZM169 126H170V125H169ZM169 126H168V127H169ZM228 126H229V125H228ZM239 126H240V125H239ZM254 126H256V124L253 125L252 127L254 128ZM260 126H259V127H260ZM19 127H20V125H19ZM23 127H24V126H23ZM46 127H47V126H46ZM64 127H66V126H64ZM88 127H89V126H88ZM100 127H102V125H101ZM111 127H112V126H111ZM144 127H147V124H146V126H144ZM157 127H158V126H157ZM166 127H167V126H166ZM179 127H180V126H179ZM201 127H202V126H201ZM203 127H205V126L203 125ZM203 127H202V128H203ZM221 127H223V126H221ZM231 127H232V126H231ZM252 127H251V128H252ZM261 127H262V126H261ZM25 128H26V127H25ZM54 128H55V127H54ZM66 128H68V127H66ZM72 128H73V127H72ZM74 128H75V127H74ZM78 128H79V127H78ZM85 128H86V125H85ZM90 128H92V127H90ZM90 128H88V129H90ZM96 128H97V127H96ZM98 128H99V126H98ZM104 128L102 127V128H99V129H102V130H103ZM117 128H118V127H117ZM148 128H149V127H148ZM155 128H156V127H155ZM173 128H174V126H173ZM183 128H184V127H183ZM238 128H239V127H238ZM238 128H237V129H238ZM241 128L244 129L245 127L243 128V127L241 126ZM262 128H263V127H262ZM11 129H12V127H11ZM16 129H17V128H16ZM18 129H20V128H18ZM51 129H52V126H51ZM57 129H58V126H57ZM70 129H71V128H70ZM108 129H109V127H108ZM123 129H124V128H123ZM128 129H129V128H128ZM142 129H144V130H142ZM163 129H164V128H163ZM166 129H167V128H166ZM170 129H171V128H170ZM176 129H177V128H176ZM180 129H181V128H180ZM180 129L178 128V130H180ZM194 129H195V128H194ZM196 129H197V127H196ZM198 129H199V128H198ZM208 129L211 130L210 128H207V130H208ZM254 129H255V128H254ZM254 129H253V131H254ZM53 130H55V129H53ZM86 130H87V129H86ZM90 130H91V129H90ZM90 130H89V131H90ZM96 130H97V129H96ZM104 130H105V129H104ZM115 130H116V126H115ZM125 130H126V129H125ZM150 130H151V129H150ZM155 130H156V129H155ZM164 130H165V129H164ZM164 130H163V131H164ZM172 130H173V129H171V131H172ZM174 130H175V129H174ZM174 130H173V132H174ZM224 130H227L226 127H225ZM256 130H257V129H256ZM256 130H255V131H256ZM260 130H261V129H260ZM260 130H259V131H260ZM263 130H264V129H263ZM263 130H262V131H263ZM74 131H75V130H74ZM74 131H73V132H74ZM77 131H78V130H77ZM81 131H82V129H81ZM106 131H107V130H105V132H106ZM109 131H110V130H109ZM113 131H114V130H113ZM126 131H127V130H126ZM126 131H125V132H126ZM134 131H135V133H136V130H134ZM134 131H133V132L130 131V132L132 133V135H133ZM141 131H146V130H145V128H141ZM153 131H154V130H153ZM157 131H158V130H157ZM167 131H168V129H167ZM175 131H176V130H175ZM181 131H182V130H181ZM202 131H204V130H202ZM228 131H230V130H228ZM228 131H227L226 135L230 133V132L228 133ZM238 131H239V130H238ZM241 131H243V130H241ZM244 131H248V133L251 134V133H250V132H251L250 129H249V130H246V129H245ZM249 131H250V132H249ZM253 131H252V133H253ZM15 132H16V131H15ZM18 132H19V131H18ZM18 132H17V133H18ZM45 132H46V131H45ZM56 132H57V131H56ZM63 132H66V130H65V131L63 130ZM67 132H68V131H67ZM85 132H87V131H85ZM99 132H100V131H99ZM117 132H119V131H117ZM121 132H122V131H121ZM121 132H119V133H121ZM125 132H124V133H125ZM128 132H129V131H128ZM168 132H169V131H168ZM176 132H177V131H176ZM209 132H210V131H209ZM256 132H257V131H256ZM13 133H14V132H13ZM54 133H55V132H54ZM58 133H59V132H58ZM69 133H70V131H69ZM69 133H67V134H69ZM75 133H77V132H75ZM79 133H80V132H79ZM82 133H83V132H82ZM87 133H88V132H87ZM126 133H127V132H126ZM148 133H149V132H148ZM148 133L146 132V134H148ZM160 133H161V132H160ZM164 133H166V132L164 131L163 134H164ZM169 133H171V132H169ZM174 133H175V132H174ZM178 133L180 134V132H178ZM206 133H207V132H206ZM210 133H211V132H210ZM239 133H240V132H239ZM257 133H259V132H257ZM46 134H47V133H46ZM52 134H53V133H52ZM56 134H57V133H56ZM56 134H55V135H56ZM65 134H66V133H65ZM65 134H64V135H65ZM90 134H91V133H90ZM98 134H99V133H98ZM103 134H104V133H103ZM103 134H102V135H103ZM106 134H107V133H106ZM108 134H109V133H108ZM139 134H140V133H139ZM143 134H144V133H143ZM150 134H151V133H150ZM150 134H149L148 136H150ZM167 134H168V133H167ZM167 134H165L166 137H167ZM176 134H177V133H176ZM214 134H215V133H214ZM214 134H212V135H214ZM216 134H217V133H216ZM237 134H238V132H237ZM243 134H244V133H243ZM243 134H242V138H243ZM15 135H16V133H15ZM50 135H51V134H50ZM72 135H74V134H72ZM82 135H83V134H82ZM87 135H88V134H87ZM91 135H92V134H91ZM91 135H89V137H90ZM112 135H113V133H112ZM117 135H118V134H117ZM123 135H124V134H123ZM151 135H152V134H151ZM165 135H164V136H165ZM168 135H169V134H168ZM186 135H188V134H186ZM186 135H183V137H185ZM191 135H192V134H191ZM209 135H210V134H209ZM212 135H210V136H212ZM230 135H232V134L230 133ZM245 135H246V133H245ZM252 135L254 136V134H252ZM256 135H257V134H256ZM20 136H21V135H20ZM22 136H23V135H22ZM24 136H25V135H24ZM52 136H53V135H52ZM67 136H68V135H67ZM84 136H85V134H84ZM104 136H105V135H104ZM119 136H120V135H119ZM140 136H141V135H140ZM142 136H143V135H142ZM157 136H158V134H157ZM159 136H160V134H159ZM161 136L163 137V135H161ZM161 136H160V138H161ZM169 136H170V135H169ZM169 136H168V137H169ZM192 136H193V135H192ZM192 136H191V137H192ZM240 136H241V135H240ZM9 137H10V136H9ZM64 137H65V136H64ZM77 137H78V135H77ZM101 137L103 138V136H101ZM115 137H116V136H115ZM132 137H133V136H132ZM135 137H136V136H135ZM135 137H133V138H135ZM168 137H167V138H168ZM171 137H172V136H171ZM186 137H188V136H186ZM196 137H197V136H196ZM212 137H213V136H212ZM214 137H215V136H214ZM232 137H233V136H232ZM236 137H237V136H236ZM247 137H249V136L247 135ZM20 138H21V137H20ZM49 138H50V137H49ZM60 138H62V137L60 136ZM87 138H88V136H87ZM104 138H105V137H104ZM106 138H107V137H106ZM111 138H112V137H111ZM122 138H123V137H122ZM126 138H127V137H126ZM138 138H139V137H138ZM138 138H137V139H138ZM141 138H143V137H141ZM145 138H146L145 140H147V136H146ZM149 138H150V137H149ZM154 138H155V136H154ZM169 138H170V137H169ZM169 138H168V140H169ZM180 138L182 139V137H180ZM188 138H189V137H188ZM194 138H195V137L193 136V139H194ZM239 138L242 139L241 137H239ZM252 138H253V137H252ZM252 138L250 137L249 139L251 140ZM255 138H256V137H255ZM255 138H254V141L257 140V139H255ZM259 138H260V137H259ZM54 139H56V138H54ZM54 139H53V140H54ZM68 139H69V138H68ZM81 139H83V138H81ZM91 139H92V138H91ZM108 139H109V138H108ZM115 139H116V138H115ZM115 139H114V140H115ZM129 139H131V138H129ZM152 139H153V138H152ZM156 139H157V138H156ZM161 139H162L161 141L163 142V138H161ZM176 139L178 140L179 137H178V138L176 137ZM184 139H185V138H184ZM190 139H191V138H190ZM202 139H203V137H202ZM202 139H200V140H202ZM208 139H209V138H208ZM216 139H217V138H216ZM240 139H237V140H240ZM243 139H244V138H243ZM10 140H12V139H10ZM33 140H35V139H33ZM53 140H52V141H53ZM57 140H58V138H57ZM70 140L73 141L72 139H70ZM83 140H84V139H83ZM83 140H82V141H83ZM86 140H87V139H86ZM92 140H93V139H92ZM97 140H100V139H97ZM122 140H123V139H122ZM139 140H140V138H139L138 140H136V141L138 142ZM142 140H143V139H142ZM148 140H149V139H148ZM186 140H187V139H186ZM195 140H196V139H195ZM204 140H205V139H204ZM226 140H227V139H226ZM233 140H234V139H233ZM237 140H236V141H237ZM244 140H245V139H244ZM252 140H253V139H252ZM252 140H251L250 142H252ZM258 140L260 141V139H258ZM261 140H262V139H261ZM44 141H45V140H44ZM74 141H75V140H74ZM105 141H106V140H105ZM111 141H112V140H111ZM126 141H128V140L126 139ZM134 141H135V140H134ZM150 141H153V140L150 139ZM205 141H206V140H205ZM241 141H243V140H241ZM246 141H247V140H246ZM7 142H8V141H7ZM13 142H14V139H13ZM50 142H51V140H50ZM59 142H61V141H59ZM101 142H102V141H101ZM107 142H108V141H107ZM120 142H121V141H120ZM124 142H125V141H124ZM146 142H147V141H146ZM156 142H158V140H157ZM156 142H155V143H156ZM159 142H160V141H159ZM174 142H175V141H174ZM184 142H185V141H184ZM206 142H207V141H206ZM217 142H219V141L217 140ZM260 142H261V141H260ZM260 142H256V143L260 144ZM263 142H264V141H263ZM8 143H9V142H8ZM22 143H23V142H22ZM31 143H32V142H31ZM74 143H75V142H74ZM76 143H77V142H76ZM96 143H97V142H96ZM96 143H95V144H96ZM122 143H123V142H122ZM131 143H132V142H131ZM142 143H143V142H142ZM242 143H243V142H242ZM246 143H247V142H246ZM252 143H253V142H252ZM44 144H45V143H44ZM49 144H50V143H49ZM80 144H81V142H80ZM80 144H79V145H80ZM85 144H86V143H85ZM107 144H109V142H108ZM116 144H117V143H116ZM133 144H134V143H133ZM149 144H150V143H149ZM151 144H152V142H151ZM157 144H158V143H157ZM254 144H255V142H254ZM3 145H5V144H3ZM6 145H7V144H6ZM50 145H51V144H50ZM50 145H49V146H50ZM66 145H67V144H66ZM88 145H90V143H89ZM88 145H87V146H88ZM99 145H101V144H99ZM119 145H121V144H119ZM129 145H130V144H129ZM129 145H128V146H129ZM152 145H155V144H152ZM239 145H240V143H239ZM252 145H253V144H252ZM256 145H257V144H256ZM0 146H1V145H0ZM43 146H44V145H43ZM45 146H46V144H45ZM45 146H44V147H45ZM64 146H65V145H64ZM70 146H71V145H70ZM95 146H98V145H95ZM95 146H94V147H95ZM128 146H127V147H128ZM130 146H131V145H130ZM134 146H136V145H134ZM137 146H138V145H137ZM137 146H136V147H137ZM146 146H147V145H146ZM162 146H163V145H162ZM164 146H165V145H164ZM47 147H48V146H47ZM75 147H77V146H75ZM116 147H117V146H116ZM132 147H133V146H131V148H132ZM141 147H142V145H141ZM144 147H145V145H144ZM155 147H156V146H155ZM160 147H161V143L159 144V148H160ZM255 147H257V146H255ZM260 147H261V146H260ZM54 148H55V147H54ZM85 148H86V147H85ZM97 148H98V147H97ZM97 148H96V149H97ZM148 148H149V147H148ZM156 148H157V147H156ZM159 148H158V149H159ZM162 148H163V147H162ZM210 148H213V147H210ZM63 149H64V148H63ZM82 149H83V148H82ZM91 149H92V148H90V150H91ZM134 149H136V148H134ZM146 149H147V148H146ZM151 149H152V148H151ZM158 149H157V150H158ZM260 149L262 150V148H260ZM45 150H46V149H45ZM49 150H50V149H49ZM53 150H54V149H53ZM64 150H65V149H64ZM68 150H69V148H68ZM74 150H75V149H74ZM88 150H89V149H88ZM93 150H94V149H93ZM106 150H108V152H109V149H108V148H106ZM131 150L133 151V149H131ZM138 150H139L140 152L142 151V150H140V149H138ZM147 150H148V149H147ZM149 150H150V149H149ZM160 150H161V149H160ZM160 150H159V152H160ZM189 150H190V149H189ZM211 150H212V149H211ZM69 151H70V150H69ZM72 151H73V150H72ZM76 151H77V150H76ZM82 151H83V150H82ZM113 151H114V150H113ZM117 151H118V148H117ZM126 151H127V150H126ZM154 151H155V150H154ZM184 151H185V150H184ZM190 151H191V150H190ZM220 151H221V150H220ZM263 151H264V150H263ZM46 152H47V151H46ZM48 152H49V151H48ZM62 152L64 153L63 150H62ZM73 152H74V151H73ZM85 152H86V150H85ZM129 152H130V148H129ZM133 152H135V151H133ZM157 152H158V151H157ZM164 152H165V151H164ZM179 152H181V150H180ZM218 152H219V151H218ZM256 152H257V151H256ZM66 153H67V152H66ZM70 153H71V151H70ZM76 153H77V152H76ZM76 153H75V154H76ZM87 153L89 154V151H87ZM101 153H102V152H101ZM120 153H121V152H120ZM124 153H125V152H124ZM141 153H142V152H141ZM145 153H147V152H145ZM149 153H150V152H149ZM151 153L153 154L154 152H151ZM161 153H162V152H161ZM165 153H166V152H165ZM165 153H163V154H165ZM181 153H183V151H182ZM188 153H189V152H188ZM196 153H197V152H196ZM196 153L194 152V154H196ZM207 153H208V152H207ZM222 153H223V152H222ZM26 154H27V153H26ZM73 154H74V153H73ZM73 154L71 153L70 155L73 156ZM81 154H82V152H81ZM90 154H92V153H90ZM93 154H94V153H93ZM93 154H92V155H93ZM98 154H99V153H98ZM106 154H107V152H106ZM116 154H117V153H116ZM132 154H134V153H132ZM137 154H138V151H137ZM177 154H179V153H177ZM190 154H191V153H190ZM199 154H201V153H199ZM199 154H198V156H199ZM205 154H206V153H205ZM205 154H204V155H205ZM58 155H59V154H58ZM123 155H124V154H123ZM126 155H128V154H126ZM158 155H159V153H158ZM158 155H157V156H158ZM160 155H161V154H160ZM160 155H159V156H160ZM184 155H185V153H184ZM202 155H203V153H202ZM204 155H203V156H204ZM217 155H218V154H217ZM225 155H226V154H225ZM234 155H235V154H234ZM237 155H238V154H237ZM41 156H42V155H41ZM65 156H66V155H65ZM75 156H76V155H75ZM78 156H79V155H78ZM96 156H97V155H96ZM96 156H95V157H96ZM121 156H122V154H121ZM135 156H136V155H135ZM135 156H134V157H135ZM139 156H140V155H139ZM148 156H150V155H148ZM159 156H158V157H159ZM173 156H174V155H173ZM173 156H171V157H173ZM177 156H178V158L181 159V157H183V154H182V156L180 155L181 157H180L179 155H177ZM185 156H187V155H185ZM185 156H184V159H185ZM192 156H195V155L192 154ZM203 156H202V157H203ZM34 157H35V155H34ZM66 157H67V156H66ZM69 157H70V156H69ZM97 157H98V156H97ZM99 157H100V156H99ZM109 157H110V156H109ZM129 157H130V155H129ZM144 157H145V156H144ZM168 157H170V156H168ZM171 157H170V160H171ZM188 157H189V156H188ZM190 157H191V156H190ZM195 157H196V156H195ZM200 157H201V156H200ZM202 157H201V158H202ZM217 157H218V156H217ZM230 157H231V156H230ZM6 158H7V157H6ZM6 158H5V159H6ZM20 158H21V156H20ZM37 158H38V157H37ZM47 158H48V157H47ZM79 158H80V157H79ZM83 158H84V157H83ZM93 158H94V156H93ZM124 158H127V157L124 155ZM136 158H137V156H136ZM166 158H167V157H166ZM186 158H187V157H186ZM197 158H198V157H197ZM197 158H196V159H197ZM201 158H200V159H201ZM211 158H212V157H211ZM219 158H220V156H219ZM244 158H245V157H244ZM10 159H13V158H10ZM10 159H9V160H10ZM15 159H16V158H15ZM39 159H40V158H39ZM43 159H44V158H43ZM88 159H89V158H88ZM99 159H100V158H98V160H99ZM133 159H134V158H133ZM142 159H143V158H142ZM145 159H146V158H144V160H145ZM150 159H151V158H150ZM150 159H149V161H150ZM173 159H174V158H173ZM175 159H176V158H175ZM209 159H210V158H209ZM44 160H45V159H44ZM86 160H87V159H86ZM111 160H112V159H111ZM137 160H138V159H137ZM157 160H158V158H157ZM163 160H164V159H163ZM163 160H162V162H161V160H160V164L163 163V162H166L168 159L165 160V161H163ZM187 160H188V159H187ZM191 160H192V158H191ZM203 160H204V159H203ZM212 160H213V159H212ZM248 160H249V159H248ZM39 161H40V160H39ZM53 161H54V160H53ZM71 161H72V160H71ZM71 161H70V163H71ZM73 161H74V160H73ZM106 161H107V159H106ZM106 161H105V164H104V165H106ZM125 161H126V160H125ZM125 161H123V162H125ZM127 161H128V160H127ZM131 161H132V160H131ZM146 161H147V160H146ZM152 161H153V160H152ZM171 161H172V160H171ZM173 161H174V160H173ZM189 161H190V159H189ZM193 161H194V160H193ZM198 161H199V160H198ZM223 161H224V160H223ZM250 161L252 162V159H251ZM5 162H6V161H5ZM27 162H28V161H27ZM56 162H57V161H56ZM59 162H60V161H59ZM74 162H76V161H74ZM100 162H101V161H100ZM136 162H138V161H136ZM136 162H135V163H136ZM147 162H148V161H147ZM167 162H168V161H167ZM175 162L178 163V160H176ZM175 162H174V163H175ZM179 162H180V161H179ZM181 162H182V160H181ZM184 162H185V161H184ZM194 162H195V161H194ZM214 162H215V161H214ZM214 162H213V163H214ZM257 162H258V161H257ZM15 163H16V162H15ZM40 163H41V162H40ZM50 163H51V161H50ZM57 163H58V162H57ZM82 163H83V162H82ZM89 163H90V159H89ZM108 163H109V162H108ZM110 163H111V162H110ZM191 163H192V161H191ZM211 163H212V162H211ZM215 163H216V162H215ZM219 163H220V162H218V164H219ZM9 164H10V163H9ZM59 164H61V163H59ZM67 164H68V163H67ZM72 164H73V163H72ZM91 164H93V163H91ZM113 164H114V163H112V165H113ZM123 164L125 165V163H122V165H123ZM133 164H134V163H133ZM143 164H144V163H143ZM145 164H146V163H145ZM147 164H148V163H147ZM150 164H151V163H150ZM150 164H149L148 167H152L151 165H153V164H151V165H150ZM154 164H156V163H154ZM163 164H164V163H163ZM166 164H167V163H166ZM169 164H173V163L170 162ZM179 164H180V163H179ZM182 164H183V163H182ZM184 164H185V163H184ZM184 164H183V168H184V166H185ZM198 164H199V163H198ZM208 164H209V163H208ZM208 164H207V165H208ZM218 164H217V165H218ZM257 164H258V163H257ZM257 164H256V168H258V167H257ZM17 165H18V164H17ZM37 165H38V164H37ZM42 165H43V164H42ZM63 165H64V164H63ZM69 165H70V164H69ZM110 165H111V164H110ZM110 165H109V166H110ZM130 165H131V164H130ZM167 165H168V164H167ZM174 165H176V164H174ZM191 165H192V164H191ZM199 165H200V164H199ZM217 165H216V166H217ZM221 165H222V164H221ZM225 165H226V164H225ZM227 165H228V164H227ZM259 165H260V164H259ZM261 165H262V164H261ZM0 166H1V164H0ZM5 166H6V163H5ZM67 166H68V165H67ZM95 166H96V165H94V167H95ZM113 166H114V165H113ZM140 166H141V165H140ZM144 166H145V165H144ZM146 166H147V165H146ZM156 166H157V165H155V166H153V167H156ZM165 166H166V165H164V167H165ZM172 166H173V165H172ZM192 166H193V165H192ZM195 166H196V165H195ZM204 166H205V165H204ZM219 166H220V164H219ZM245 166H246V165H245ZM38 167H39V166H38ZM58 167H59V166H58ZM58 167H57V168H58ZM61 167H64V166H61ZM71 167H72V166H71ZM73 167H74V166H73ZM73 167H72V169H74ZM76 167H78V166H76ZM76 167H75V168H76ZM79 167H80V166H79ZM88 167H89V166H88ZM94 167H93V168H94ZM103 167H104V166H103ZM114 167H115V166H114ZM141 167H143V166H141ZM148 167H147V169H149ZM153 167H152V169H153ZM157 167H159V165H158ZM160 167H161V166H160ZM168 167H169V166H168ZM180 167H181V166H178V168H180ZM198 167H199V166H198ZM207 167H208V166H207ZM222 167H223V166H222ZM222 167H221V168H222ZM224 167H225V166H224ZM224 167H223V169H224ZM229 167H231V166H229ZM239 167H240V166H239ZM18 168H20V167H18ZM39 168H40V167H39ZM43 168H44V167H43ZM49 168H50V167H49ZM69 168H70V167H69ZM86 168H87V167H86ZM86 168H85V169H86ZM110 168H111V166H110ZM120 168H121V167H120ZM124 168H125V167H124ZM139 168H140V167H139ZM139 168H138V169H139ZM169 168H171V166H170ZM181 168H182V167H181ZM186 168H187V167H186ZM216 168H217V167H216ZM218 168H219V167H218ZM227 168H228V167H227ZM249 168H250V167H249ZM33 169H34V168H33ZM63 169H64V168H63ZM65 169H66V168H65ZM65 169H64V170H65ZM90 169H92V168H90ZM117 169H119V168H117ZM155 169H156V168H155ZM159 169H160V168H159ZM162 169H163V168H162ZM198 169H199V168H198ZM208 169H209V168H208ZM214 169H215V168H214ZM40 170H41V169H40ZM43 170H44V169H43ZM70 170H71V169H70ZM77 170H78V169H77ZM102 170H103V169H102ZM104 170H105V169H104ZM129 170H130V169H129ZM129 170H128V171H129ZM183 170H184V169H183ZM195 170H196V169H195ZM199 170H200V169H199ZM212 170H213V169H212ZM218 170H221V169H218ZM243 170H244V169H243ZM258 170H259V169H258ZM11 171H12V169H11ZM17 171H18V170H17ZM75 171H76V170H75ZM87 171H88V169H87ZM95 171H96V168H94V173H95ZM108 171H109V169H108ZM117 171H119V170H117ZM121 171H122V169H121ZM121 171H119V172H121ZM124 171H125V170H124ZM132 171H133V169H132ZM146 171L148 172V170H146ZM154 171H155V170H154ZM163 171H164V170H163ZM165 171H166V170H165ZM213 171H214V170H213ZM223 171L225 172V170H223ZM228 171H229V170H228ZM244 171H245V170H244ZM32 172H33V171H32ZM32 172H31V173H32ZM42 172H43V171H42ZM42 172H40V173H42ZM49 172H52V171L50 170ZM61 172H62V171H61ZM63 172H64V171H63ZM66 172H67V171H66ZM68 172H69V171H68ZM68 172H67V173H68ZM70 172H71V171H70ZM70 172H69V173H70ZM73 172H74V171H73ZM88 172H89V171H88ZM98 172H99V171H98ZM134 172H135V171H134ZM152 172H153V171H152ZM161 172H162V171H161ZM161 172H159V173H161ZM189 172H190V171H189ZM193 172H194V171H193ZM208 172H209V171H208ZM214 172H215V171H214ZM214 172H212V173H214ZM230 172H231V171H230ZM240 172H241V171H240ZM249 172H250V171H249ZM34 173H35V172H34ZM36 173H37V172H36ZM38 173H39V172H38ZM38 173H37V174H38ZM64 173H65V172H64ZM67 173H66V174H67ZM96 173H97V172H96ZM104 173H105V172H104ZM108 173H109V172H108ZM122 173H123V172H122ZM124 173H125V172H124ZM126 173H127V171H126ZM139 173H140V172H139ZM150 173H151V172H150ZM164 173H165V172H164ZM169 173H170V172H169ZM187 173H188V172H187ZM200 173H201V172H200ZM204 173H205V171H204ZM0 174L3 175L1 172H0ZM12 174H14V172H12ZM72 174H73V173H72ZM77 174H78V172H77ZM89 174H90V172H89ZM128 174H129V172H128ZM161 174H162V173H161ZM166 174H167V173H166ZM196 174H197V173H196ZM220 174H222V173H220ZM223 174H225V173H223ZM227 174H228V173H227ZM1 175H0V176H1ZM14 175H15V174H14ZM31 175H33V174H31ZM34 175H35V174H34ZM52 175H54V174H52ZM82 175H83V174H82ZM82 175H81V176H82ZM136 175L138 176V171H137V174H136ZM156 175H157V174H156ZM204 175H205V174H204ZM216 175H217V174H216ZM5 176H6V175H5ZM16 176H17V175H16ZM16 176H15V177H16ZM36 176L39 177V175H36ZM58 176H59V175H58ZM70 176H71V175H70ZM73 176H75V175L73 174ZM84 176H85V174H84ZM89 176H90V175H88V177H89ZM92 176H93V175H92ZM94 176L96 177L97 175L95 174ZM102 176H103V175H102ZM104 176H105V175H104ZM111 176H112V175H111ZM132 176H133V175H132ZM145 176H146V175H145ZM165 176H166V175H165ZM170 176H171V173H170ZM170 176H168V177H170ZM206 176H207V175H206ZM212 176H213V175H212ZM219 176H220V175H219ZM221 176H222V175H221ZM9 177H10V176H9ZM27 177H28V176H27ZM29 177H31L30 174H29ZM38 177H37V178H38ZM40 177H41V176H40ZM78 177H79V176H78ZM112 177H113V176H112ZM117 177H118V175H117ZM134 177H135V176H134ZM172 177H173V176H172ZM177 177H178V176H177ZM197 177H198V176H197ZM200 177H201V176H200ZM207 177H208V176H207ZM209 177H210V176H209ZM213 177H214V176H213ZM213 177H210V178H213ZM223 177H224V176H223ZM250 177H251V176H250ZM254 177H256V175H254ZM261 177H263V176H261ZM261 177H260V178H261ZM0 178H1V177H0ZM2 178H3V176H2ZM31 178H32V177H31ZM34 178H35V177H34ZM34 178H33V179H34ZM37 178H36V179H37ZM65 178H66V177H65ZM68 178H69V177H68ZM83 178H84V177H83ZM96 178H97V177H96ZM121 178H122V177H121ZM135 178H137V177H135ZM154 178H155V177H154ZM173 178H174V177H173ZM178 178H179V177H178ZM178 178H177V180H179ZM7 179H8V178H7ZM51 179H52V178H51ZM51 179H50V180H51ZM54 179H55V178H54ZM69 179H70V178H69ZM75 179H76V177H75ZM81 179H82V178H81ZM90 179H91V178H90ZM99 179H100V178H99ZM117 179H118V178H117ZM117 179H116V181H117ZM123 179H124V178H123ZM128 179H131V178H128ZM181 179H182V178H181ZM214 179H215V178H214ZM226 179H227V178H226ZM231 179H232V178H231ZM234 179H235V178H233V180H234ZM252 179H254V178H252ZM257 179H258V178H257ZM9 180H10V179H9ZM11 180H12V179H11ZM14 180H16V179H14ZM34 180H35V179H34ZM96 180H97V179H96ZM140 180H141V179H140ZM142 180H143V179H142ZM146 180H147V178H146ZM152 180H154V179H152ZM173 180H174V179H173ZM175 180H176V179H175ZM186 180H187V179H186ZM215 180H217V178H216ZM219 180H221V179H219ZM228 180H230V178H229ZM4 181H5V180H4ZM4 181H3V182H4ZM40 181H41V182L43 181L42 178H41ZM53 181H54V180H53ZM53 181H52V182H53ZM57 181H58V180H57ZM62 181H63V180H62ZM78 181H79V180H78ZM80 181H81V180H80ZM87 181H88V180H87ZM87 181H86V182H87ZM90 181H91V180H90ZM90 181H89V182H90ZM92 181H94V179H93ZM105 181H106V180H105ZM136 181H137V180H136ZM143 181H144V180H143ZM156 181H158V180H156ZM160 181H161V180H160ZM166 181H168V180H166ZM179 181H180V180H179ZM217 181H218V180H217ZM223 181H224V180H223ZM59 182H60V181H59ZM67 182H68V181H67ZM72 182H73V181H72ZM94 182H95V181H94ZM117 182H118V181H117ZM120 182H121V181H120ZM125 182H126V180H125ZM129 182H130V181H129ZM134 182H135V181H134ZM162 182H163V181H162ZM182 182H183V181H182ZM209 182H210V181H209ZM211 182H212V179H211ZM226 182H227V181H226ZM0 183H1V181H0ZM6 183H7V181H6ZM14 183H15V181H14ZM38 183H39V182H38ZM55 183H56V182H55ZM69 183H70V182H69ZM95 183H96V182H95ZM98 183H99V182H98ZM108 183H109V182H108ZM112 183H113V182H112ZM123 183H124V182H123ZM137 183H138V182H137ZM163 183H165V182H163ZM166 183H167V182H166ZM183 183L186 184L185 182H183ZM234 183H235V182H234ZM248 183H249V182H248ZM250 183L252 184L251 181H250ZM255 183H256V182H255ZM2 184H3V183H2ZM4 184H5V183H4ZM47 184H48V183H47ZM49 184H51V183H49ZM52 184H53V183H52ZM61 184H62V183H61ZM71 184H72V183H71ZM71 184H70V185H71ZM79 184H80V183H79ZM81 184H82V183H81ZM85 184H87V183H85ZM113 184H114V183H113ZM168 184H169V183H168ZM187 184H188V182H187ZM217 184H218V183H217ZM231 184H232V183H231ZM236 184H237V183H236ZM257 184H259V183H257ZM68 185H69V184H68ZM88 185H89V184H88ZM94 185H96V184H94ZM123 185H125V184H123ZM154 185H155V184H154ZM178 185H179V184H178ZM182 185H183V184H182ZM260 185H261V184H260ZM2 186H3V185H2ZM39 186H40V185H39ZM50 186H51V185H49L48 187H50ZM86 186H87V185H86ZM106 186H107V185H106ZM128 186H129V185H128ZM130 186H131V185H130ZM151 186H152V185H151ZM161 186H162V185H161ZM161 186H160V187H161ZM166 186H167V185H166ZM179 186H180V185H179ZM184 186H185V185H184ZM239 186H240V185H239ZM239 186H238V187H239ZM252 186H253V184H252ZM4 187H5V186H4ZM35 187H36V186H35ZM54 187H55V186H54ZM70 187H71V186H70ZM82 187H83V186H82ZM84 187H85V186H84ZM84 187H83V188H84ZM96 187H97V186H95L94 188L96 189ZM108 187H109V186H108ZM113 187H114V186H113ZM120 187H121V184H120ZM140 187H142V186H140ZM175 187L177 188V186H175ZM175 187H174V189H175ZM188 187H189V185H188ZM194 187H195V186H194ZM198 187H199V186H198ZM225 187H226V186H225ZM238 187H237V188H238ZM240 187H241V186H240ZM243 187H244V185H243ZM249 187H250V186H249ZM261 187H263V185H261ZM104 188H105V187H104ZM115 188H116V187H115ZM135 188H136V187H135ZM154 188H155V187H154ZM164 188H165V187H164ZM168 188L171 189L169 186H168ZM181 188H183V187H181ZM237 188H236V189H237ZM5 189H6V188H5ZM35 189H36V188H35ZM91 189L93 190V188H91ZM108 189H109V188H108ZM141 189H142V188H141ZM145 189H146V188H145ZM156 189H157V188H156ZM178 189H179V188H178ZM185 189H186V188H185ZM196 189H197V187H196ZM242 189H243V188H242ZM30 190H31V189H30ZM50 190H51V189H50ZM59 190H60V189H59ZM75 190H76V188H75ZM75 190H74V191H75ZM98 190H99V189H98ZM115 190H117V189H115ZM139 190H140V189H139ZM167 190H168V189H167ZM172 190H173V189H172ZM172 190H171V191H172ZM180 190H181V192H182V189H180ZM188 190H189V188H188ZM225 190H226V188H225ZM247 190H248V189H247ZM247 190H246V191H247ZM34 191H35V190H34ZM85 191H86V190H85ZM102 191H103V190H102ZM110 191H111V189H110ZM112 191H113V190H112ZM175 191H176V190H175ZM183 191H184V190H183ZM253 191H254V190H253ZM42 192H43V191H42ZM78 192H79V191H78ZM122 192H123V191H122ZM143 192H144V189H143ZM178 192H179V191H178ZM201 192H202V191H201ZM229 192H230V191H229ZM241 192H242V191H241ZM254 192H255V191H254ZM21 193H22V192H21ZM28 193H29V191H28ZM28 193H27V194H28ZM43 193H44V192H43ZM94 193H95V191H94ZM97 193H98V192H97ZM111 193H112V192H111ZM111 193H110V194H111ZM113 193H114V192H113ZM123 193H124V192H123ZM128 193H129V192H128ZM193 193H194V192H193ZM203 193H204V192H203ZM205 193H206V192H205ZM205 193H204V194H205ZM215 193H216V192H215ZM250 193H251V190H250ZM255 193H256V192H255ZM263 193H264V192H263ZM263 193H262V194H263ZM51 194H52V193H51ZM51 194H49V195H51ZM62 194H63V193H62ZM98 194H99V193H98ZM102 194H103V193H102ZM114 194H115V193H114ZM147 194H148V193H147ZM174 194H175V196H176V193L173 192V195H174ZM186 194H187V193H186ZM207 194H208V193H207ZM246 194H247V193H246ZM53 195H54V194H53ZM86 195H87V194H86ZM93 195H94V194H93ZM96 195H97V194H96ZM99 195H101V194H99ZM115 195H116V194H115ZM120 195H121V194H120ZM120 195H118V196L120 197ZM125 195H126V193H125ZM125 195H123V196L125 197ZM135 195H136V194H135ZM151 195H152V194H151ZM156 195H157V194H156ZM177 195H178V194H177ZM198 195H199V194H198ZM252 195H253V194H252ZM31 196H33V194H32ZM51 196H52V195H51ZM54 196H55V195H54ZM54 196H53V197H54ZM72 196H74V195H72ZM101 196H102V195H101ZM101 196H100V197H101ZM110 196H111L110 198L113 197L112 194H111ZM184 196H185V195H184ZM203 196H204V195H203ZM207 196H208V195H207ZM209 196H210V195H209ZM211 196H212V195H211ZM216 196H217V194H216ZM216 196H215V197H216ZM243 196H244V195H243ZM259 196H260V195H259ZM263 196H264V194H263ZM34 197H35V196H34ZM34 197H33V198H34ZM43 197H44V198H47V194H46V197H45V195H44ZM57 197H58V195H57ZM63 197H64V196H63ZM66 197H67V196H66ZM96 197H97V196H96ZM103 197H104V196H102V198H103ZM129 197H130V196H129ZM158 197H160V196L158 195ZM162 197L165 198L164 196H162ZM3 198L6 199L7 197H3ZM8 198H9V197H8ZM25 198H26V196H25ZM48 198H49V197H48ZM91 198H92V195H91ZM136 198H139V197H136ZM141 198H142V197H141ZM177 198H178V197H177ZM189 198H190V197H189ZM34 199H35V198H34ZM54 199H55V198H54ZM54 199H53V200H54ZM62 199H63V198H62ZM131 199H132V198H131ZM169 199H170V198H169ZM174 199H175V198H174ZM194 199H195V198H194ZM213 199H214V197H213ZM226 199H227V198H225L224 200H226ZM11 200H12V199H11ZM22 200H23V199H22ZM22 200H21V202L23 203L24 201H22ZM47 200H48V199H47ZM49 200H50V199H49ZM53 200L51 199L50 201H53ZM59 200H60V198H59ZM65 200H66V199H65ZM89 200H90V199H89ZM92 200H93V199H92ZM99 200H100V199H99ZM104 200H105V199H104ZM135 200H136V199H135ZM145 200H147V199L145 198ZM148 200H149V199H148ZM171 200H172V199H171ZM191 200H192V199H191ZM200 200H201V199H200ZM208 200H210V198H208ZM219 200H220V199H219ZM239 200H242V199H239ZM3 201H5V200H3ZM6 201H7V199H6ZM25 201H26V200H25ZM78 201H79V199H78ZM90 201H91V200H90ZM109 201H111V200H109ZM160 201H161V200H160ZM160 201H159V202H160ZM172 201H173V200H172ZM202 201H203V200H202ZM217 201H218V200H217ZM231 201H232V200H231ZM12 202H13V201H12ZM63 202H64V201H63ZM72 202H73V201H72ZM72 202H71V203H72ZM85 202H86V201H85ZM87 202H88V201H87ZM136 202H138V199H137ZM139 202H140V201H139ZM146 202H147V201H146ZM152 202H153V201H152ZM173 202H174V201H173ZM181 202H182V201H181ZM181 202H180V203H181ZM191 202H192V201H191ZM214 202H215V201H214ZM228 202H229V201H228ZM246 202H247V201H246ZM248 202H249V201H248ZM256 202H257V201H256ZM22 203H21V204H22ZM48 203H49V202H48ZM54 203H56V202H54ZM64 203H65V202H64ZM91 203H92V201H91ZM99 203H100V202H99ZM107 203H108V202H107ZM114 203H115V202H114ZM147 203H148V202H147ZM210 203H212V202L210 201ZM253 203H254V202H253ZM253 203H252V204H253ZM257 203H258V202H257ZM12 204H13V203H12ZM27 204H28V202H27ZM66 204H67V203H66ZM83 204H84V203H83ZM89 204H90V203H89ZM89 204H88V205H89ZM116 204H117V203H116ZM126 204H127V203H126ZM144 204H145V203H144ZM151 204H152V203H151ZM151 204H150V205H151ZM156 204H157V203H156ZM181 204H182V203H181ZM199 204H200V203H199ZM212 204H216V203H212ZM218 204H219V203H218ZM224 204H226V203H224ZM224 204H223V205H224ZM239 204H240V203H239ZM246 204H247V203H246ZM248 204H249V203H248ZM255 204H256V203H255ZM260 204H261V203H260ZM14 205L16 206V204H14ZM51 205H52V204H51ZM55 205H57V204H55ZM58 205H59V204H58ZM60 205H61V204H60ZM68 205H69V203H68ZM70 205H71V204H70ZM109 205H110V204H109ZM153 205H154V204H153ZM160 205H161V204H160ZM162 205H163V204H162ZM177 205H178V204H177ZM203 205L206 206L207 204H203ZM219 205H220V204H219ZM232 205H233V202H232ZM234 205H235V204H234ZM234 205H233V206H234ZM243 205H244V204H243ZM250 205H251V204H250ZM250 205H249V206H250ZM256 205H258V204H256ZM9 206L11 207L12 205H9ZM15 206H14V207H15ZM24 206H25V205H24ZM45 206H46V205H45ZM75 206H76V205H75ZM97 206H98V204H97ZM118 206H120V204H118ZM118 206H117V207H118ZM171 206H172V205H171ZM181 206H182V205H181ZM183 206H184V205H183ZM205 206H204V207H205ZM209 206H210V205H209ZM211 206H212V205H211ZM217 206H218V205H217ZM217 206H216V207H217ZM221 206H222V204H221ZM244 206H245V205H244ZM244 206H243V208H244ZM251 206H252V205H251ZM258 206H260V205H258ZM258 206H257V207H258ZM27 207H28V205H27ZM34 207H35V206H34ZM104 207H105V206H104ZM112 207H113V206H112ZM112 207H109V208H112ZM148 207H149V206H148ZM176 207H177V206H176ZM184 207H185V206H184ZM200 207H201V206H200ZM213 207H215V206H213ZM228 207H229V204H228ZM228 207H227V208H228ZM235 207H236V206H235ZM241 207H242V206H241ZM246 207H247V206H246ZM253 207H254V206H253ZM24 208H25V207H24ZM41 208H42V207H41ZM66 208H67V207H66ZM101 208H102V207H101ZM163 208H164V207H163ZM194 208H196V207H194ZM201 208L203 209V207H201ZM231 208H232V207H231ZM233 208H234V207H233ZM233 208H232V209H233ZM250 208H252V207H250ZM254 208H255V207H254ZM254 208H252V209H254ZM261 208H263V207H261ZM51 209H52V208H51ZM58 209L60 210V208H58ZM114 209H115V208H114ZM114 209H113V210H114ZM118 209H119V208H118ZM122 209L124 210V208H122ZM125 209H126V208H125ZM128 209H129V208H128ZM138 209H139V208H138ZM138 209H136V210H138ZM158 209H159V208H158ZM161 209H162V208H161ZM180 209H181V208H180ZM184 209H185V208H184ZM190 209H191V208H190ZM215 209H216V208H215ZM1 210L3 211V208H1ZM1 210H0V211H1ZM4 210H5V209H4ZM22 210H23V209H22ZM49 210H50V209H49ZM55 210H56V209H55ZM78 210H79V209H78ZM100 210H101V209H100ZM107 210H108V209H107ZM116 210H117V209H116ZM129 210H130V209H129ZM132 210H133V209H132ZM139 210H140V209H139ZM141 210H142V209H141ZM144 210H145V209H144ZM176 210H177V209H176ZM176 210H175V211H176ZM178 210H179V209H178ZM178 210H177V212H178ZM182 210H183V209H182ZM182 210H181V211H182ZM204 210H205V209H204ZM227 210H228V209H227ZM259 210H260V208H259ZM259 210H258V211H259ZM17 211H18V210H17ZM40 211H41V209H40ZM60 211H61V210H60ZM64 211H65V210H64ZM79 211H80V210H79ZM94 211H95V210H94ZM117 211H118V210H117ZM120 211H121V210H120ZM134 211H135V210H134ZM146 211H148V210H146ZM146 211H145V212H146ZM165 211L168 212L167 210H165ZM169 211H170V210H169ZM171 211H172V209H171ZM198 211H199V210H198ZM200 211H201V210H200ZM212 211H213V209H212ZM225 211H226V210H225ZM230 211H231V210H230ZM230 211H229V212H230ZM243 211H244V210H243ZM246 211H247V209H246ZM253 211H256V208H255V210H253ZM260 211H261V210H260ZM4 212H6V211H4ZM7 212H9V211H7ZM23 212H25V210H24ZM47 212H48V211H47ZM61 212H62V211H61ZM84 212H85V211H84ZM105 212H106V211H105ZM109 212H110V211H109ZM123 212H124V211H123ZM145 212H144V213H145ZM172 212H173V211H172ZM192 212H193V211H192ZM206 212H207V210H206ZM209 212H210V211H209ZM219 212H220V211H219ZM223 212H224V211H223ZM223 212H222V214H224ZM229 212H228V213H229ZM233 212H234V211H233ZM240 212H241V211H240ZM251 212H252V211H251ZM261 212H262V211H261ZM261 212L258 213V214H261ZM10 213H11V212H10ZM38 213H39V212H38ZM52 213H53V212H52ZM57 213H58V210H57ZM77 213H78V212H77ZM98 213H99V211H98ZM124 213L126 214V212H124ZM124 213H123V214H124ZM175 213H176V212H175ZM179 213H180V212H179ZM185 213H186V212H185ZM199 213H200V212H199ZM226 213H227V212H226ZM241 213H242V212H241ZM244 213H245V211H244ZM247 213H248V212H247ZM263 213H264V211H263ZM2 214H3V213H2ZM54 214H55V212H54ZM60 214H61V213H60ZM87 214H88V213H87ZM95 214H97V212H96ZM115 214H116V213H115ZM128 214H129V213H128ZM128 214H126V215H128ZM131 214H132V213H130L129 216H130ZM133 214H134V212H133ZM147 214H148V213H147ZM168 214H169V213H168ZM182 214H183V213H182ZM189 214H190V213H189ZM192 214H194V213H192ZM203 214H204V213H203ZM203 214H202V215H203ZM222 214H221V215H222ZM238 214H239V213H238ZM255 214H256V213H255ZM17 215H18V213H17ZM17 215H16V216H17ZM27 215H28V214H27ZM41 215H42V213H41ZM44 215L47 216L48 214L45 213ZM49 215H50V214H49ZM57 215H59V214H55V217H56ZM102 215H103V214H102ZM152 215H153V214H152ZM160 215H161V214H160ZM173 215H174V213H173ZM178 215H179V214H178ZM194 215H195V214H194ZM196 215H197V214H196ZM199 215H201V213H200ZM199 215H198V216H199ZM208 215H209V214H207V216H208ZM236 215H237V213H236ZM250 215H251V213H250ZM262 215H263V214H262ZM16 216H14V217H16ZM42 216H43V215H42ZM131 216H133V215H131ZM148 216H149V215H148ZM161 216H162V215H161ZM181 216H182V215H181ZM189 216H191V214H190ZM224 216H226V215H224ZM232 216H234V215L232 214ZM232 216H231V217H232ZM237 216H238V215H237ZM237 216H236V217H237ZM258 216H259V215H258ZM260 216H261V215H260ZM10 217H11V216H10ZM77 217H78V216H76V218H77ZM100 217H101V216H100ZM120 217H121V216H120ZM139 217H140V216H139ZM150 217H151V216H150ZM175 217H176V216H175ZM193 217H195V216H193ZM203 217H205V216L203 215ZM208 217H209V216H208ZM220 217H221V216H220ZM229 217H230V216H229ZM240 217H241V216H240ZM240 217H239V218H240ZM45 218H46V217H45ZM57 218H58V217H57ZM59 218H60V217H59ZM80 218H81V217H80ZM85 218H86V217H85ZM87 218H88V217H87ZM127 218H128V217H127ZM135 218H136V217H135ZM143 218H144V217H143ZM143 218H142V219H143ZM162 218H163V217H162ZM166 218H169V217L166 216L165 219H166ZM179 218H180V217H179ZM182 218H183V217H182ZM221 218H222V217H221ZM11 219H12V218H11ZM34 219H36V218H34ZM34 219L32 218V220H34ZM42 219H43V218H42ZM42 219H40V220H42ZM46 219H47V218H46ZM51 219H52V218H51ZM62 219H63V218H62ZM77 219H78V218H77ZM82 219H83V217H82ZM82 219H81V220H82ZM88 219H90V218H88ZM104 219H105V218H104ZM163 219H164V218H163ZM190 219H191V218H190ZM202 219H203V218H202ZM206 219H207V218H206ZM224 219H225V218H224ZM227 219H228V218H227ZM230 219H231V218H230ZM237 219H238V218H237ZM252 219H253V218H252ZM16 220H17V219H16ZM24 220H26V219H24ZM98 220H99V219H98ZM138 220H139V219H138ZM138 220H137V221H138ZM173 220H174V219H173ZM188 220H189V219H188ZM192 220H193V219H192ZM192 220H189V221L192 222ZM195 220H196V217H195ZM204 220H205V219H204ZM214 220H215V219H213V221H214ZM225 220H226V219H225ZM232 220H233V217H232ZM243 220H244V219H243ZM2 221H3V220H2ZM45 221H46V220H45ZM53 221H54V220H53ZM62 221H63V220H62ZM66 221H67V220H66ZM91 221H92V219H91ZM135 221H136V220H135ZM139 221H140V220H139ZM143 221H144V220H143ZM145 221H146V220H145ZM183 221H184V220H183ZM183 221H182V222H183ZM217 221H219V220H216V222H217ZM245 221H246V220H245ZM245 221H244V223H246ZM18 222H19V221H18ZM25 222H26V221H25ZM33 222H34V221H33ZM38 222H39V221H38ZM46 222H47V221H46ZM50 222H51V220H50ZM80 222H82V221H80ZM103 222H104V221H103ZM112 222H113V221H112ZM115 222H117V220H116ZM115 222H114V223H115ZM148 222H150V221H148ZM151 222H154V221H151ZM155 222H156V221H155ZM158 222H159V221H158ZM177 222H179V221H177ZM186 222H187V221H186ZM186 222H185V223H186ZM194 222H195V221H194ZM241 222H242V221H241ZM10 223H11V222H10ZM10 223H9V227H11V226H10V225H11ZM42 223H43V222H42ZM66 223H67V222H66ZM84 223H85V222H84ZM90 223H91V222H90ZM138 223H141V222H138ZM165 223H166V222H165ZM179 223H180V222H179ZM183 223H184V222H183ZM195 223H196V222H195ZM201 223H202V222H201ZM204 223H205V222H204ZM217 223H218V222H217ZM225 223H226V221H225ZM227 223H228V222H227ZM227 223H226V224H227ZM242 223H243V222H242ZM247 223H248V222H247ZM249 223H250V222H249ZM1 224L3 225V223H1ZM13 224L15 225L16 223H13ZM25 224H26V223H25ZM35 224H36V223H35ZM77 224H79V223H77ZM82 224H83V222H82ZM87 224H88V223H87ZM126 224H127V223H126ZM150 224H151V223H150ZM166 224H169V223H166ZM166 224H163V225L165 226ZM205 224H206V223H205ZM210 224H211V223H210ZM214 224H215V223H214ZM223 224H224V223H223ZM238 224H239V223L237 222V225H238ZM5 225H7V224H5ZM28 225H30V223H29ZM50 225H52V224H50ZM74 225H75V224H74ZM79 225H80V224H79ZM113 225H114V224H113ZM116 225H118V224H116ZM120 225H121V224H120ZM122 225H123V224H122ZM135 225H137V224H135ZM138 225H139V224H138ZM138 225H137V226H138ZM144 225H146V224H144ZM161 225H162V224H161ZM179 225H180V224H179ZM179 225H178V226H175V228L179 227ZM185 225H186V224H185ZM194 225H195V224H194ZM202 225H203V224H202ZM207 225H208V223L206 224V226H207ZM25 226H26V225H25ZM32 226H33V225H32ZM38 226H39V225H38ZM66 226H67V225H66ZM85 226H87V225L85 224ZM90 226H91V225H90ZM102 226H103V225H102ZM104 226H105V225H104ZM110 226H111V225H110ZM139 226H141V225H139ZM167 226H168V225H167ZM167 226H166V227H167ZM169 226H171V225H169ZM169 226H168V227H169ZM180 226H181V225H180ZM182 226H183V225H182ZM206 226H205V227H206ZM213 226H214V225H213ZM217 226H218V225H217ZM219 226H220V225H219ZM225 226H226V225H225ZM2 227H3V226H2ZM44 227H45V226H44ZM105 227H106V226H105ZM128 227H129V226H128ZM131 227H132V226H131ZM134 227H136V226H134ZM141 227H142V226H141ZM148 227H149V226H148ZM173 227H174V226H173ZM184 227H186V226H184ZM187 227H188V226H187ZM187 227H186V228H187ZM195 227H196V226H195ZM201 227H203V226H201ZM209 227H212V225L209 226ZM240 227H241V226H240ZM243 227L245 228V225L242 226V230L245 231L246 228L243 229ZM252 227H253V226H252ZM20 228H21V227H20ZM22 228H23V227H22ZM93 228H95V227H93ZM100 228H102V227H100ZM103 228H104V227H103ZM114 228H115V227H114ZM120 228H121V226H120ZM124 228H126V227H124ZM144 228H145V227H144ZM152 228H153V227H152ZM156 228H157V227H156ZM159 228H160V227H159ZM159 228H158V229H159ZM214 228H215V227H214ZM214 228H212V229H214ZM237 228H238V227H237ZM253 228H254V227H253ZM5 229H6V228H5ZM13 229H14V228H12V230H13ZM15 229H16V228H15ZM31 229H32V228H31ZM37 229H38V228H37ZM40 229H41V228H40ZM91 229H92V228H91ZM115 229H116V228H115ZM129 229H130V228H129ZM189 229H190V228H189ZM205 229H206V228H205ZM26 230H27V228H26ZM29 230H30V229H29ZM93 230H94V229H92V231H93ZM98 230H99V229H98ZM135 230H136V229H135ZM172 230H173V229H172ZM175 230H176V229H175ZM182 230H183V229H182ZM198 230H199V229H198ZM200 230H201V229H200ZM216 230H218V229H216ZM232 230H233V229H232ZM239 230H240V228H239L237 231H239ZM248 230H249V229H248ZM262 230H263V229H262ZM0 231H1V230H0ZM8 231H9V230H8ZM42 231H43V230H42ZM89 231H90V230H89ZM94 231H95V230H94ZM99 231H100V230H99ZM103 231H104V230H103ZM132 231H133V230H132ZM143 231H144V229H143ZM155 231H156V229H155ZM178 231H179V230H178ZM180 231H181V230H180ZM186 231H188V230H186ZM204 231H205V230H204ZM218 231H219V230H218ZM227 231H228V230H227ZM3 232H4V231H3ZM26 232H27V231H26ZM26 232H23V233H26ZM95 232H96V231H95ZM101 232H102V231H101ZM162 232H163V231H162ZM162 232H161V233H162ZM222 232H223V231H222ZM222 232H221V233H222ZM246 232H249V231H246ZM252 232H253V231H252ZM11 233H12V232H11ZM28 233H29V232H28ZM30 233H31V231H30ZM55 233H56V232H55ZM58 233H59V232H58ZM69 233H70V232H69ZM147 233H148V232H147ZM153 233H154V232H153ZM164 233H165V232H164ZM187 233H189V232H187ZM197 233H198V232H197ZM229 233H230V232H229ZM231 233H232V232H231ZM249 233H250V232H249ZM258 233H259V232H258ZM258 233H257V234H258ZM4 234H6V233H4ZM8 234H9V233H8ZM56 234H57V233H56ZM59 234L61 235V233H59ZM71 234H72V233H71ZM96 234H98V232H97ZM117 234H118V233H117ZM155 234H156V233H155ZM166 234H167V233H166ZM177 234H178V233H177ZM177 234H173V235L176 236ZM185 234H186V232H185ZM226 234H227V232H226ZM239 234H240V233H239ZM239 234H238V235H239ZM241 234H242V232H241ZM35 235H36V234H35ZM72 235H73V234H72ZM72 235H71V236H72ZM78 235H79V234H78ZM78 235H77V236H78ZM88 235H90V234H88ZM120 235H121V234H120ZM131 235H132V234H131ZM140 235H141V234H140ZM143 235H144V234H143ZM162 235H163V234H162ZM178 235H179V234H178ZM186 235H187V234H186ZM212 235H213V234H211V236H212ZM218 235H219V234H218ZM220 235H221V234H220ZM233 235H234V234H233ZM238 235H237V237H238ZM248 235H249V234H248ZM29 236H30V235H29ZM36 236H37V235H36ZM36 236H35V237H36ZM62 236L64 237L65 235H62ZM94 236H95V235H94ZM105 236H106V235H105ZM115 236H117V235H115ZM124 236H127V235H124ZM128 236H129V235H128ZM135 236H136V235H135ZM148 236H149V235H148ZM163 236H164V235H163ZM191 236H192V232H191ZM197 236H198V235H197ZM202 236H203V235H202ZM227 236H228V235H227ZM240 236H241V235H240ZM249 236H250V235H249ZM253 236H254V235H253ZM57 237H58V236H57ZM73 237H74V236H73ZM87 237H88V236H87ZM132 237H133V236H132ZM132 237H131V238H132ZM138 237H139V236H138ZM180 237H181V236H180ZM200 237H201V236H200ZM204 237H205V236H204ZM208 237H210V236H208ZM218 237H220V236H218ZM218 237H217V238H218ZM221 237H222V236H221ZM244 237H245V236H244ZM250 237H251V236H250ZM263 237H264V236H263ZM20 238H21V237H20ZM22 238H23V237H22ZM25 238H26V237H25ZM40 238L42 239V236H40ZM54 238H55V237H54ZM64 238H65V237H64ZM66 238H68L67 235H66ZM81 238L83 239V237H81ZM99 238H100V237H99ZM103 238H104V237H103ZM106 238H107V236H106ZM106 238H105V239H106ZM120 238H122V237H120ZM141 238H142V237H141ZM8 239H9V238H8ZM10 239H11V238H10ZM14 239H15V238H14ZM14 239H13V240H14ZM32 239H33V238H32ZM56 239H57V238H56ZM59 239H60V238H59ZM75 239H77V238H75ZM105 239H104V240H105ZM139 239H140V238H139ZM208 239H210V238H208ZM212 239H213V238H212ZM234 239H235V238H234ZM236 239H237V238H236ZM262 239H263V238H262ZM15 240H16V239H15ZM26 240H27V239H26ZM43 240H44V239H43ZM45 240H46V238H45ZM50 240H51V239H50ZM67 240H68V239H67ZM84 240H85V239H84ZM92 240H93V239H92ZM101 240H102V239H101ZM106 240H107V239H106ZM114 240H115V239H114ZM141 240H142V239H141ZM154 240H155V238H154ZM159 240H160V239H159ZM161 240H162V239H161ZM170 240H171V239H170ZM190 240H191V238H190ZM192 240H193V239H192ZM210 240H211V239H210ZM210 240H209V241H210ZM218 240H219V238H218ZM17 241H18V240H17ZM19 241H20V240H19ZM22 241H23V240H22ZM24 241H25V240H24ZM75 241H76V240H75ZM95 241H96V240H95ZM98 241H99V240H98ZM109 241H110V240H109ZM111 241H112V240H111ZM133 241H134V240H133ZM143 241H144V240H143ZM150 241H151V240H150ZM150 241H149V242H150ZM152 241H153V239H152ZM179 241H180V239H179ZM196 241H197V240H196ZM207 241H208V240H207ZM219 241H220V240H219ZM8 242H9V241H8ZM8 242H7V243H8ZM43 242H44V241H43ZM48 242H50V241H48ZM51 242H52V241H51ZM53 242H54V241H53ZM57 242H58V241H57ZM57 242H56V243H57ZM62 242H63V241H62ZM62 242H61V243H62ZM73 242H74V241H73ZM80 242H81V240H80ZM86 242H89V241H86ZM160 242H161V241H160ZM217 242H218V241H217ZM261 242H262V241H261ZM29 243H30V242H29ZM31 243H32V242H31ZM75 243H77V242H75ZM157 243H158V242H157ZM157 243H156V244H157ZM189 243H190V242H189ZM191 243H192V242H191ZM191 243H190V244H191ZM224 243H225V242H224ZM258 243H259V242H258ZM23 244H24V243H23ZM83 244H85V243H83ZM93 244H94V243H93ZM98 244H99V243H98ZM119 244H120V243H119ZM164 244H165V243H164ZM202 244H203V243H202ZM218 244H219V243H218ZM246 244H247V243H246ZM250 244H252V243H250ZM253 244H255V243H253ZM4 245H5V244H4ZM8 245H9V244H8ZM12 245H14V243H13ZM24 245H25V244H24ZM38 245H39V244H38ZM53 245H54V244H53ZM60 245H61V244H60ZM86 245H87V244H86ZM101 245H102V244H101ZM132 245H133V244H132ZM140 245H141V244H140ZM145 245H146V243H145ZM145 245H144V248H145ZM197 245H199V244H197ZM216 245H217V244H216ZM41 246H42V244H41ZM69 246H70V245H69ZM76 246H79V245H76ZM76 246H75V247H76ZM84 246H85V245H84ZM97 246H98V245H97ZM102 246H104V245H102ZM122 246H123V245H122ZM127 246H128V245H127ZM155 246H156V245H155ZM165 246H166V245H165ZM194 246H195V244H194ZM205 246H206V245H205ZM241 246H242V245H241ZM243 246H244V245H243ZM243 246H242V247H243ZM245 246H246V245H245ZM248 246H249V245H248ZM250 246L253 247L252 245H250ZM259 246H260V245H259ZM262 246H263V245H261L260 247H262ZM19 247H21V246H19ZM66 247H67V246H66ZM70 247H71V246H70ZM81 247H82V246H81ZM87 247H88V246H87ZM99 247H100V246H99ZM131 247H133V246H131ZM135 247H136V246H135ZM139 247H140V246H139ZM141 247H142V246H141ZM153 247H154V246H153ZM166 247H167V246H166ZM168 247H169V246H168ZM189 247H190V246H189ZM200 247H201V246H200ZM238 247H239V246H238ZM51 248H53V247H51ZM61 248H62V246H61ZM78 248H79V247H78ZM78 248H77V250H78ZM89 248H90V247H89ZM91 248H92V247H91ZM148 248H149V246H148ZM184 248H185V247H184ZM192 248H193V247H192ZM231 248H232V247H231ZM258 248H259V247H258ZM39 249H42V248L39 247ZM84 249H85V248H84ZM138 249H139V248H138ZM146 249H147V248H146ZM185 249H186V248H185ZM196 249H197V248H196ZM201 249H202V247H201ZM203 249H204V248H203ZM211 249H212V248H210V250H211ZM233 249H234V248H233ZM249 249H250V248H249ZM259 249H263V248H259ZM33 250H34V249H33ZM37 250H38V249H37ZM69 250H70V249H69ZM109 250H110V249H109ZM127 250H128V249H127ZM131 250H132V249H131ZM167 250H168V249H167ZM191 250H192V249H191ZM193 250H194V249H193ZM234 250H235V249H234ZM238 250H239V249H238ZM243 250H245V248H244ZM19 251H20V250H19ZM19 251H17V252H19ZM44 251H45V250H44ZM74 251H75V250H74ZM83 251H84V250H83ZM86 251H88V248L86 249ZM86 251H85V252H86ZM129 251H130V250H129ZM146 251H147V250H146ZM152 251H154V249H153ZM165 251H166V250H165ZM176 251H178V250H176ZM194 251H195V250H194ZM213 251H214V250H213ZM213 251H212V252H213ZM215 251H216V250H215ZM223 251H224V249H223ZM228 251H229V249H228ZM228 251H227V252H228ZM230 251H231V249H230ZM241 251H242V250H241ZM245 251H246V250H245ZM251 251H252V250H251ZM256 251H257V250H256ZM81 252H82V251H81ZM124 252H125V251H124ZM126 252H127V251H126ZM130 252H131V251H130ZM159 252H160V251H159ZM189 252H190V251H189ZM200 252H201V250H200ZM209 252H210V251H209ZM212 252H211V253H212ZM219 252H220V251H219ZM252 252H253V251H252ZM40 253H41V252H40ZM44 253H45V252H44ZM79 253H80V252H79ZM79 253H78V254H79ZM86 253H87V252H86ZM128 253H129V252H128ZM134 253H135V252H134ZM144 253H145V252H144ZM150 253H151V252H150ZM155 253H156V252H155ZM183 253H184V252H183ZM217 253H218V252H217ZM223 253H224V252H223ZM223 253H222V255H223ZM237 253H238V252H237ZM241 253H242V252H240V254H241ZM253 253H254V252H253ZM257 253H258V252H256V254H257ZM11 254H12V253H11ZM58 254H59V253H58ZM81 254H82V253H81ZM95 254H96V253H95ZM95 254H94V255H95ZM102 254H103V252H102ZM116 254H117V253H116ZM132 254H133V253H132ZM137 254H138V252H137ZM140 254H141V253H140ZM140 254H139V255H140ZM153 254H154V253H153ZM171 254H172V253H171ZM175 254H176V253H175ZM184 254H185V253H184ZM190 254H191V253H190ZM190 254H189V255H190ZM206 254H208V253H206ZM214 254H215V253H214ZM229 254H230V252H229ZM250 254H251V253H250ZM256 254H254V256H255ZM71 255H73V254H71ZM88 255H89V254H88ZM94 255H93V256H94ZM99 255H101V254H99ZM148 255H149V254H148ZM155 255H156V254H155ZM160 255H161V254H160ZM177 255H178V253H177ZM180 255H182V254L180 253ZM185 255H186V254H185ZM209 255H210V254H209ZM212 255H213V254H212ZM215 255H216V254H215ZM215 255H214V256H215ZM232 255H234V254H232ZM235 255H236V252H235ZM6 256H8V255H6ZM24 256H25V255H24ZM62 256H63V255H62ZM83 256H84V255H83ZM122 256H123V254H122ZM137 256H138V255H137ZM166 256H167V255H166ZM166 256H165V257H166ZM170 256H172V255H170ZM187 256H188V255H187ZM194 256H195L196 258H198V256H196L195 254H194ZM228 256H229V255H228ZM238 256H239V255H238ZM243 256H245V255H243ZM246 256H247V255H246ZM11 257H13V256H11ZM51 257H52V256H51ZM76 257H77V256H76ZM80 257H81V256H80ZM97 257H98V256H97ZM107 257H109V256H107ZM115 257H116V256H115ZM151 257H152V256H151ZM160 257H161V256H160ZM162 257H163V256H162ZM173 257H174V256H173ZM191 257H192V255H191ZM201 257H202V256H201ZM203 257H205V256H203ZM207 257H208V256H207ZM212 257H213V256H212ZM221 257H222V256H221ZM233 257H234V259H235V256H233ZM261 257H262V256H261ZM9 258H10V257H9ZM74 258H75V257H74ZM77 258H78V257H77ZM95 258H96V257H95ZM105 258H106V256H105ZM123 258H124V256H123ZM126 258H127V257H126ZM138 258H139V257H138ZM140 258H141V257H140ZM140 258H139V259H140ZM145 258H146V256H145ZM152 258H153V257H152ZM187 258H188V257H187ZM192 258H193V257H192ZM213 258H214V257H213ZM237 258H238V257H237ZM242 258H243V257H242ZM246 258H247V257H246ZM248 258L250 259V256H249ZM0 259H1V258H0ZM14 259H16V258H14ZM45 259H46V258H45ZM45 259H44V260H45ZM54 259H55V258L52 257V260H54ZM59 259H60V258H59ZM83 259H84V258H83ZM106 259H107V258H106ZM109 259H110V257H109ZM113 259H114V258H113ZM134 259H135V258H134ZM136 259H137V258H136ZM141 259H142V258H141ZM146 259H147V258H146ZM149 259H150V257H149ZM161 259H162V258H161ZM172 259H173V258H172ZM172 259H171V260H172ZM176 259H177V258H176ZM182 259H183V258H182ZM209 259H211V258H209ZM217 259H220V258L218 257ZM221 259H222V258H221ZM239 259H240V258H239ZM1 260H2V259H1ZM52 260H51V261H52ZM56 260H57V258L55 259V261H56ZM97 260H98V259H97ZM103 260H104V259H103ZM107 260H108V259H107ZM118 260H119V259H118ZM147 260H148V259H147ZM151 260H153V259H151ZM158 260H159V259H158ZM158 260H157V261H158ZM185 260H186V258L184 259V261H185ZM206 260H207V259H206ZM230 260H231V259H230ZM39 261H40V260H39ZM39 261H38V262H39ZM42 261H43V260H42ZM51 261H49L50 264L53 263V262H51ZM55 261H54V262H55ZM61 261H63V260H61ZM61 261H60V262H61ZM68 261H69V260H68ZM68 261H67V262H68ZM76 261H77V260H76ZM76 261H75V262H76ZM123 261H124V260H123ZM129 261H130V260H129ZM132 261H133V260H132ZM173 261H174V260H173ZM180 261H181V260H180ZM237 261H238V260H237ZM244 261H245V260H244ZM247 261H248V260H247ZM262 261H263V260H262ZM262 261H261V262H262ZM81 262H82V261H81ZM93 262H94V261H93ZM107 262H108V261H107ZM112 262H113V261H112ZM127 262H128V261H127ZM143 262H144V261H143ZM148 262H151V261H148ZM153 262H154V261H153ZM175 262H176V261H175ZM186 262H187V261H186ZM202 262H203V261H202ZM206 262H207V261H206ZM214 262H215V261H214ZM220 262H221V261H220ZM220 262H219V263H220ZM234 262H235V261H234ZM234 262H233V263H234ZM256 262H257V261H256ZM12 263H13V262H12ZM44 263H45V261H44ZM44 263H43V264H44ZM55 263H56V262H55ZM105 263H106V262H105ZM110 263H111V262H110ZM145 263H146V262H145ZM161 263H162V262H161ZM172 263H173V262H172ZM184 263H185V262H184ZM204 263H205V262H204ZM37 264H38V263H37ZM46 264H47V263H46ZM48 264H49V263H48ZM53 264H54V263H53ZM65 264H66V263H65ZM72 264H75V263H72ZM83 264H84V262H83ZM107 264H109V262H108ZM115 264H116V263H115ZM131 264H132V263H131ZM150 264H151V263H150ZM152 264H156V263H152ZM157 264H159V263H157ZM164 264H165V263H164ZM181 264H182V262H181ZM188 264H190V263L188 262ZM197 264H199V263H197ZM215 264H216V263H215ZM217 264H218V263H217ZM224 264H225V263H224ZM228 264H230V263H228ZM234 264H236V262H235ZM260 264H261V263H260Z\"/></svg>",
    "mask_w": 264,
    "mask_h": 264
}]
</instances>
